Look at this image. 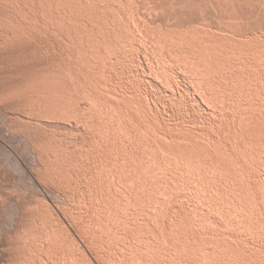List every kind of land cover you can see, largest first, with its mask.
Here are the masks:
<instances>
[{
  "label": "rangeland",
  "instance_id": "1",
  "mask_svg": "<svg viewBox=\"0 0 264 264\" xmlns=\"http://www.w3.org/2000/svg\"><path fill=\"white\" fill-rule=\"evenodd\" d=\"M7 1H9V3H7L8 6H7L6 3H5V4L1 3L2 5H4V6L2 7V5L0 4V5H1V6H0V7H1V8H0V13H1V14H0V19H1V20H0V30H2L3 28H5V30L3 29V31H0V34H4V35H2L3 37L0 36V40H2V41H0V48L3 46V47L0 49V54H1L0 57L2 56V57L0 58V264H24L23 261H25V264H26V263H28V262H26V261H28V260H29L30 264H31V263L34 264V262H35V263H38V262H39L40 264H54V263H55L54 261L57 259L56 257H57L58 255H61V257L59 258V256H58V261H59V263H57V262H56V263H57V264H62L63 261H64V259H65L64 256L66 255V251H67V255H66L65 257H68L67 259L72 260V257H73V256L75 257L74 254H76V256H78V257L80 256V257H81L82 260L80 259V257H79V259H80L81 261H83V263H82L81 261H79L78 257H75V258H74L75 261H76V259H78L76 262L73 261V260H72V262H69L70 260L67 261V259H66L65 262H64L65 264H70V263H71V264H76L77 262H80L79 264H85V263H87V261H88L90 258H92V259H90V260L92 261V262L90 261L91 263L96 264L97 261H98L97 264H102V263H103L102 260H104V259H109V258H107L106 256H104V258L101 257V252H99L101 249H104L106 246L109 247V243H108V242H105V241H108V240H109V238H108V234H107V237H104V238H107L108 240H107V239L105 240V239L103 238V236H106L105 234L108 233V232L111 233V232H112V231H111L112 228L115 229V227H111V228H110V225H111L110 223H112L113 220L116 221V219H114V217L116 218V216H117V218H118V216H120V217H121V216L124 217V216L126 215L127 212L125 213V212L123 211V210H124V207H125V209L127 210V207H128L130 204H131L130 206H134V204L132 205V203H134V202H132V200H130V198H128V196L125 198L126 195L124 196V194H121V196H120V194H119L120 197H122V195H123L124 198H122V200L124 199V200H126V202H127V201H128L127 199H129V202H130V203H129L128 206L126 207V206H124L125 204L123 205V203H124L125 201L122 202V200H121L122 203L119 201L121 204H120V205L117 204V206L114 204L115 201H113V203L111 202L112 205L114 204V205L116 206V207H114V206H113V207L116 208L117 210H114V209L110 208V209L113 210V211H112V210H110L108 207H106L107 209H109L108 211H110V212H111V211H112V212H114V211H115V212H116V211L118 212V211H119V208H118V207H119V206H122V205L124 206V207L122 206V207L120 208L121 210H122V208H123L122 212H121V211L119 212V213H121L122 215H121V214L118 215L119 213L116 214V215H114V217L110 215V216H111L110 219L113 218V219L111 220V222H110V219H108V218H109V214H103V213H105V212L107 213L108 211H106V209H105V212H103V211L101 212V211L98 209L103 215L99 213L97 217H100V216L102 217V216H103V217H104V221H105L106 217L108 216V218H107V222H108V220H109V222H110V223L108 222L109 225H108V227L104 228V231H103L101 228H103V226H106L107 222L105 221L106 224L102 223V222H103V221H102V220H103V217H102V218L100 217L101 219L95 217V216L97 215L96 213L99 212V211H97L96 213H95V212H93V213L88 212V210H89V206H90L91 209H92V208L94 209V207H95L96 205H98V204H99V205L97 206V208H98L99 206L102 205L100 208H103V210H104V207H105V206H104V203L106 202V200H104V199H107L106 194H108V195H107L108 197H109V196H112V197H113L112 194L110 195V193H107V192H111V191L113 192L114 188L117 186V183L114 184V182H117V181H114V182L111 183V184H109V182H112V179H113V180H116V179H114V178H117L118 181L121 182V180H119V178L116 177V176H118L117 174L120 172L119 170L121 169V168H118V165H120L121 163L119 164V162H116L117 159H118L117 156H112L109 152H107L108 155L110 154L112 157L116 158V161H115V159L113 160V159H111L110 156H109L108 158H110L111 160H113V162H112L111 160H108V161L110 162V163H109V162L106 161L107 158L105 157V154H104V155H101V153L98 154V151H100L101 148H104V149H105V147H106L107 145H108V146H111L110 143H111V142L113 143V142L115 141V140H114V135H113V133H112V135L110 134V132H112V130L114 129V126H113L112 129L109 128L108 126L112 127V122L115 123L116 120H117V122H120V121L125 122V120L127 119V122H128V121H131V122H132L133 117H131V116H134L135 114H132V115H131L130 112L134 109V108L131 109V107L134 105L133 107L136 106V108H135L136 110H138V109L140 110V108H142L144 105H146L147 108L149 107V108H148V109H149L148 112H149L150 114H151L150 111L153 110L151 115H153L154 117L151 116L150 114H149V115H146V116H144V117H145V120H146V121H145L144 118H143V115H144L143 113H145V112L142 113V116H141V115H138L140 118H143L144 123L147 122V121H149V123H150V121H151V119L148 120L149 117L146 119L147 116H151L152 119H153V121H157V120L159 121L162 117L165 118V119L168 118L169 121H167V120H166V121H167V122H170V124L172 125V126H171V127H172L171 130L178 126V127H177V130L180 131V135H179V131H176V128L174 129V131L178 132V134H176V132H174V131H173V132H174V134L178 135L179 138H180V136H181V138H182V134H181L182 132H181V131L188 130V129H185V130H184V128H185L184 125L186 126V128H189V127L193 126L194 124L197 123V122H194V121H195L196 119H198L199 117H200L201 119L199 118V119H198V122H200L199 120H202L203 116H205L204 118L207 117V116H206V112H207V110H208L207 114L209 115L208 117L213 116L212 113H213L214 108L217 110V108H219L221 105H220V106H217V105H219V104H217L216 102L211 103V101L207 100L206 98H205L204 102L201 103V101H203V99L201 98L202 96L200 95V94H201V92H200L201 89L199 90V86H197L198 84H196L197 82L194 81V79L192 78L193 75H194V77L197 76V75H199V74L195 75V73H193L195 70L197 71V69H198L197 67L200 68V66H202V68H203V70L200 71V72H201V74L199 75V77H200V76H202V75H203V76L206 75V74H207L206 71L209 70V69L211 70V69H212L211 65H213V64H212V62H213V60H212V59H213V58H212V55H210V58H211V61H212V62L209 61V63H208V61H207L206 59H204V57H205L206 54L204 55L203 53H205L207 50H206L205 52H203V53H200L201 51L199 52V54L204 55L202 58H203V60H205L204 62L207 63V64L209 65L208 68L205 69V71H204V65H202L203 63L200 64V65H195V64H198V63H196V62H200V61H202L201 59H200V60H197V58L199 59V57L201 58V56L197 57V54L194 55L195 57H197L196 59L194 58V59H195L194 61H196V62L193 61L192 57H191V58L189 57V56L191 55L192 52H193V54H194V52L198 49V48H195L196 50L193 49V48H194L193 46L199 47V45L197 46V44H196V43H198V41H197V40H195V41H197V42L194 41V39H196V37L199 36L198 33H197V31L199 32V34H200V32H202V35H203V33L206 32V27H207L206 25H207V24H208V29H209L208 31L214 29V30H212L213 33H211L212 31H210V32L207 33V34L209 35V34L211 33L210 35H212L213 37H215V36L218 35L217 37L214 38V39H216V40H214L213 37H211L212 39H211V42L209 43V42H208L209 40H208L206 37H204V38L202 37L204 40L202 39L203 41L201 42V41H200L201 38L198 37V40L201 42V43H198V44H202V45H203V44H204L203 42H205V43L207 42V44L209 43L208 45H210V46H213V45H212L213 43H214V45H215V44L217 45V44L219 43L220 46H221V44H222V45H226V46H221V47L219 46V47L221 48L222 51L217 47L218 45H217V46H214L215 48H214V47L211 48V47H209V46L207 45L209 48H211V49H208V47H207V49H208L209 51H211V50L213 49V50H214V53L216 52V50L218 51V49H219V51H220L219 53H221V54H219L220 56H222V54H223V53H222L223 50H224V52H225V48H223V47H227L229 50L232 49V48H231V49L229 48V47L231 46L229 43H230L232 40H231L230 42H227V40H228L227 38L231 39L232 36H234V37H232V39H236V38L238 39V38H239V40H240V39H241V40H244V38H245V40H246V38H248V39H247L248 41H247L246 43H247V45H249V43H252V42L249 41L251 37H250V33L246 32V31H249V30H251V29H252V30H255V29H256V30H261V29L263 28V26H264V25H263V24H264V17H262V16H264V8H261L262 5H264V3H263L262 5H261V2H260V4H258L259 1L257 2L256 0H255L254 2H253V0H251V2H250L249 0H248V1L237 2V3H236L237 5L235 4V5H236V9H237V7H238V8L240 7L239 9L235 10V5H234V10H235V12H234V10L231 11V12L227 10V11H221V12H223V14H222L221 12H219V10H218V12H217V9L215 8V6H214L213 4L211 5L209 2L206 3V4H204V3L202 4V1L196 2V3L199 4V9H197V8H196V9H194V8L192 9V8H191V9L186 10L185 13H184L183 11L177 10L178 7L181 6V3H180L181 0H178L179 3L177 2V0H171V1H172L171 3H169L170 0H169V1H168V0H154V2H153V0H146V1H145V0H141V1H138V0L136 1V0H134V1H133V3H134V4L136 5V7L138 8V12H137L136 7H135V10H136L135 13H137V17H138V18L140 17V18L142 19L143 16L146 17L147 14H148V16H147L148 18H147V17H146V18L144 17L143 19H145V20L148 19V20H146L147 22H149V20H150L151 24H152V23L157 24V26L153 24V25L156 27V28L154 27V29H157V27H158L159 30H160V27H161V31H165V32H163V34H164V33H165V35H168L169 33H171L172 35L174 34L173 36H172V35H168L169 37H172V39H170L169 37H168V39H170L171 41L173 40V41H172L173 44L171 45V43L169 42V40H168L167 38H165V36H162L163 34H162L161 31H159L158 29H157V30H154V29H153L154 31H159V32L161 33V37H160V39H159L160 42H161V39L164 37L163 39H167L168 42H169V44H170L171 46L176 47V48H174V49H173V47H171V48H167V47L169 46L168 44H166V47H165L164 45H165V42H166V41L163 40V41H165V42H164V43L161 42V43H163L162 48H164L165 50H162L161 52H162L163 55H165L166 57H165V56H162V53L158 51L159 53H161V54H159V55H161V56L159 57L160 60H161V57L167 58V52H168V51L170 52V49L173 50V52L168 53V58H167V60H168V61H171V60H176V59H178V58H176V57H175L176 59H174V57H172L171 54H174V53H175L174 50L176 51V50L178 49V50H177L178 53H177V51H176V54H177V55H178V54H181V55H182V52L179 53V52H180V51H179V48H177L178 46H176V45H177L176 43H178V42L180 43V42H181V38H182V37L179 39V36H182V35L185 36V33H183V32H184V31L186 32V31L188 30V31H187V33H188L190 29H192V31H190V33L186 34V35H188L189 37L191 36V35H189V34H192L191 32H196V33H197V34H196L197 36L194 35V34H195V33H194V34H192V36L194 35L195 37H194V36H193V37H190V38H191L190 41H192V39H193L192 42H194L196 45H193L194 43L188 41L190 44H189L188 42H187L188 44H186V42H184L185 45H186V47H185V45L182 44L183 42H181V44L184 45L183 47L187 48V50L189 49V46H188V45H190V46L192 45L191 48H192L193 50H191V48H190V49H189L190 51L188 50V51H189V52H188L187 50L182 49L183 47L181 48V46H180V48H181L182 50L187 51V54H188V55L185 54V53H186L185 51H183V53L185 52L184 54H185L188 58H190V60L188 59V60H189L188 63L191 64L192 66L189 65L188 63H187L188 65H187L186 62H184V61H185L184 59L182 60L183 63H185V65H187L186 67H188V68L192 67V68H193L194 66H195V67L197 66V67H196L197 69L194 68L195 70L190 68V70H193V72H191V74H193L192 76L189 75L190 73L187 74L188 72H190V70H188V68H186L185 66H184L185 68L183 67V65H182V64H183L182 61L180 62V63H181L180 65H181L182 67H181L180 65H179V66H180L181 68H184V71H183V72H179L181 69H180V67H178V65L176 66V64L178 63V60H181L180 57H182V56H184V55H182V56H181V55H180V56L178 55V57H179L180 59L177 60V63H176V64L174 63V64H175V65H174L173 62H176V61H171V62H172V65H171L170 62H169L168 66L166 65L167 68L165 67V64L168 63L167 60H164V58H163V59L161 60V62H160V64H161L162 61H163L162 64H164V66H163L164 68L162 67V65H160V66L163 68V70H164V69L166 70V73H167V74H169V76H167V77H170L171 72H169V73L167 72L168 69L170 68L169 71L174 70V72L172 71V72H173V73H172L173 75H171L170 78H172V77H174V76H178V77L173 78V79H176L175 81H177L178 78L181 79V80H180V79L178 80V82L180 83V81H181V83L178 84V82H177V84H178V87H177V84H176V86H175V84H174L175 81H174L173 79H172V81H174V83L171 81V79H169V78H167V77L165 78V79H169V80L173 83V85H172V83H171L170 81L167 80L168 83H169V82L171 83V85L168 84V86H172V87L174 86V87H175V88H172V87L170 88V87H169L170 89L168 88L169 90H171V92L174 91V92H173L174 95L176 94L175 97L177 98V97H178L177 95L179 94V96H180V93H181V94H182L181 97L184 98V99H180V97H179L180 100L177 98V99H178V102L180 101L179 103L182 104L180 107H182V106L184 107V105H186L185 109H183V108L179 109V108H177V104L175 105V102H177V99L175 100L174 95H172L173 93H172V94H169V93H171V92L168 91V89H167L168 86H167V87L165 86V84L167 85L166 80L164 79V81H162V79L165 77L166 73L163 74V75H164V77H163L162 74H160V73L157 74V72L154 71V67L156 66L157 63H159L160 60H158V61L155 62L154 60H156V59L153 58V57H151V58L153 59V64H152V62H151L152 59H151V58H149V59H150V62H149V59H148L147 61L144 60L145 55H142V54H144V52H147V51H148V53H146V55L149 54V55H147V56L150 57V54L152 53V52H151L152 50L149 49V48H147V49H141V48H143V44L145 45V42H144V41H146L145 39L150 38L149 41H148V39H147V42H146V45H148V43H150L151 38H153V35H154V36H155V35L157 36V35H159L160 33L158 32L159 34H156L157 32H154V34H152V37H151V36L149 37V36H148V35H149L148 32H150V29L148 28L149 30L145 32L144 29H147V28H146L145 26H142V27H144V29H143L142 27H140V26L143 25V24H144V25L147 24V26H149V25L152 26V25L150 24V22H149V24L146 23L145 20L143 21V22H145V23H143V22H142L143 19H142V20L140 19L141 21H140V23H139V21H138L139 19H137L136 14L133 12V11H134V6H135V5H134V4H133V6L131 5V4H132V1H131V0H124V1H126L125 3H122V2H124L123 0H120V1H119V0H115V1H114V0H111V3H110L108 0H107L108 3L106 2V0H105V2H104V0H97V2H96V0H93V1H92V0H88V1H89V4L92 3V4H90V5L93 7V8H91V6H90V9H89V7H87V6H89V4H88V5H85L86 8L89 9V11H87V9H86L85 6H84V4H86L85 2H88V1H85V0H84V2H83V0H82V1H81V0H79V1H78V0H69L71 3H70L68 0H64V1L62 0L63 2H61V0H58V1H54V0H52V1H54V2H52V1H50V0H47V1H46V0H45V1H43V0H37V1H39V2H40V1L42 2V3H38V4H40V5H42V4L44 5V4H45L44 6L42 5L43 7H40V5H37V3H36L37 1H36V0H31V1H29V0H26V1H24V0H15V1H14V0H11V1H12L11 3H10V0H7ZM13 1H14V2H17V4H18L19 6L16 5V4H14ZM19 1H20V2H19ZM32 1H33V2H32ZM65 1L68 2V3H65ZM72 1H73V2H72ZM74 1H76L77 4H76V2H74ZM100 1H101V2H104V4L107 3L106 7H105L104 4H102ZM117 1H118V2H117ZM121 1H122V2H121ZM0 2H4V1H3V0H2V1L0 0ZM5 2H6V0H5ZM22 2H23V3L27 2V3H25V4H24L25 6H23V5H22V4H23ZM30 2H31V6H30ZM44 2H47V4L44 3ZM78 2H79V3H78ZM99 2H100V3H99ZM129 2H130L129 5H131V7L128 5ZM135 2H136V3H135ZM144 2H145V4H142V3H144ZM146 2H149V3L147 4ZM167 2H168V3H167ZM173 2H174V3H173ZM181 2H182V1H181ZM252 2H253V3H252ZM50 3H51V4H50ZM54 3H55V4H58L60 7H63V8L61 9L58 5L56 6ZM61 3H62V4H61ZM80 3H82L83 5H80ZM95 3H96V5H97V4H99V5L96 6V5H94ZM139 3H140V4H139ZM150 3H152L153 5H152V4L150 5ZM160 3H161L162 6L160 5ZM162 3H163V4H162ZM176 3H177V4H176ZM247 3H248V4H247ZM9 4H10L12 7H14L15 9L12 8V7H10ZM26 4H27V5H26ZM33 4H34V6H32ZM48 4H50V5H48ZM64 4H66V5H64ZM70 4H71V5H70ZM73 4H74V6H73ZM78 4H79L80 6H79ZM100 4H102L103 6H101ZM110 4H111V5L113 4L112 6L117 8V11H114V14H115V12H116V14H117L118 10H122V8H124V9H128V10H126V11L123 10V11H125V12H123V11H122V12H120V11L118 12V14H119V16L121 17V19L123 18V20L120 19L122 22L124 21V18L126 19L125 22L127 21V19H128L127 16H128V15H129L128 17H130V16L132 17V15L135 14L134 16H135L136 18H135V17H132V18H135V19H133V20H134L135 22L138 21V23H139L140 26H139L138 24H136L137 22L134 23L133 21H131V20H130V21L133 22L134 24H136V26L138 25L139 33L142 32L143 34H145V37H146V35L148 34V35H147V38L144 37V38H143L144 41L141 40V38H140L139 36H141V35H143V34L140 33V35H139V34L136 33V32H138L137 29H136L137 27L135 28V26H134V27L132 28L130 25L133 26L134 24H132L131 22H129V19H128V21H127V22H129V24H128L127 22H126V23L129 25V28H130L129 30H130V31L127 29L128 25L126 24L127 27L124 25L125 22L122 23L119 19H118V20H117V19L115 20L116 17H119L118 14H117V16L113 19V17H114L116 14L114 15L113 13L111 14V13L109 12V11H111V12L113 11V9H112L113 7H112ZM123 4H124V5H127V8H126ZM137 4H139L140 7H139V5H137ZM146 4L148 5V7H146V6H147ZM158 4H159V5H158ZM168 4H170V7L172 6V4H173V6L176 5V8L172 6V7H171V10H170ZM242 4H243V6H242ZM252 4H253V5H252ZM254 4H255V6H254ZM15 5H16V6H15ZM20 5H21V6H20ZM35 5H37L39 8H38L37 6H35ZM46 5H48L49 7L47 6L48 8H46V7H45ZM63 5H64V6H63ZM76 5H77V7H79V8H77ZM109 5H110V6H109ZM114 5H115V6H114ZM179 5H180V6H179ZM249 5H250V6H249ZM251 5H252V6H251ZM55 6H56L57 8H56ZM66 6H67V7H66ZM72 6H73V7H72ZM82 6H83V7H82ZM95 6H96V9H97V10L94 8ZM100 6H101L103 9H104V7H105V10H106V9H107V10L109 9L108 11L106 10L108 13H106L105 10L103 11L102 8H101ZM120 6H121V7H120ZM122 6H123V7H122ZM128 6H129L130 9L128 8ZM149 6H150V7H149ZM165 6H166V7H165ZM212 6H214V7H212ZM244 6H245V7H244ZM246 6H247V10L249 9V11H247L246 9H245V11H244V8H246ZM4 7H7V8H6L7 10H6ZM19 7L21 8L22 11L19 9ZM25 7H26V8H25ZM35 7H37V8H35ZM50 7H52V8H50ZM58 7H59L61 10H60ZM81 7H82V8H81ZM99 7H100L101 10L99 9ZM108 7H109V8H108ZM119 7H120V8H119ZM132 7H133V10L131 9ZM143 7H144V8H143ZM151 7L154 9V14L151 13L153 10L151 9V11H150V9H149V8H151ZM159 7L161 8V9H160L161 12H160V10L157 11V9H159ZM167 7H168V9H169L170 11H168ZM204 7H205V9H204ZM241 7H242L243 9H242ZM255 7H256V10H255ZM263 7H264V6H263ZM2 8H3L4 10H3ZM10 8H11V9H10ZM22 8H23V9H22ZM31 8H34V10L31 9ZM40 8H41V11H39ZM64 8H66V9H64ZM80 8H81V9H80ZM83 8H84V10H83ZM116 8H115L114 10H116ZM140 8H141V9H140ZM145 8H146L147 10L149 9L150 13H148L149 11L147 12V10H146L145 12L143 11V12H142V15H143V14H145V15L142 16L140 12L142 11V9L144 10ZM156 8H157V9H156ZM162 8H163L164 10H165V8H166V10L163 12ZM172 8H173V9H172ZM201 8H203L204 11L201 10ZM9 9L12 10L13 13H11V11H9ZM37 9H38V10H37ZM46 9H48V12H47ZM52 9H54V12H53V15H54V16H53V15H50V13L52 14V11H53ZM58 9H59V10H58ZM70 9H71V13H70ZM74 9H75V10H74ZM91 9H92L93 12L90 11ZM206 9H209V10L207 11ZM240 9H242V11H241ZM250 9H251V10H250ZM5 10H6V11H5ZM36 10H37V11H36ZM55 10H56V11H55ZM57 10H58V12L60 11L61 14L58 13ZM68 10H69V12H68ZM81 10H83V11H81ZM85 10H86L87 12H89V13H87ZM139 10H141V11H139ZM172 10H173V11H172ZM174 10H175V11H174ZM210 10H211V11H210ZM214 10H216V12H215ZM14 11H16V12H14ZM17 11H18L19 13H17ZM20 11H21L22 13H21ZM34 11H36V12H34ZM45 11H46V13H45ZM61 11H62V12H61ZM74 11H75V12H74ZM77 11H78L79 14L82 12L81 15H77V14H78ZM80 11H81V12H80ZM84 11H85L88 15H87ZM94 11H96V12H94ZM101 11H102V13H105V15L101 14ZM155 11H156V12H155ZM171 11H172V12H171ZM178 11H179V13H178ZM3 12H4V14H3ZM8 12H9V13H8ZM26 12H27V13H26ZM31 12H32V13H31ZM49 12H50V13H49ZM63 12H66V14L64 15ZM90 12H91V13H90ZM98 12H99L100 14H99ZM126 12L128 13V15H127ZM131 12H132L133 14H131ZM146 12H147V13H146ZM157 12H158V13H157ZM165 12H166V13H165ZM169 12H170V13H169ZM213 12H215V14H213ZM253 12H254V13H253ZM6 13H7V14H6ZM30 13H31V14H30ZM35 13H36V15H35ZM40 13L43 14V20H42V17H41L42 14L40 15ZM44 13H45L46 15H44ZM56 13H57L58 15H57ZM62 13H63V14H62ZM67 13H68V14H67ZM69 13H70V14H69ZM76 13H77V14H76ZM83 13H85V14H83ZM95 13H97V14H95ZM109 13L111 14V16H113V15H114V16L111 17ZM121 13H124V14H122L123 16H121ZM155 13H157L156 16H155ZM159 13H160V14H159ZM168 13H169V14H168ZM182 13H184V14H182ZM186 13H187V15H186ZM188 13H189V14H188ZM190 13H191V15H190ZM195 13H196V14H195ZM210 13H211V14H210ZM216 13H217V14H216ZM218 13H220V14H218ZM20 14H21V15H20ZM25 14H26V15H25ZM32 14H33V15H32ZM37 14H38L39 17L37 16ZM89 14H90V15H89ZM94 14H95V16H94ZM98 14H99V17H98V19H96V17H97L96 15H98ZM106 14H108V15H106ZM125 14H126L127 16H126ZM130 14H131V15H130ZM149 14L152 15L151 18H150V15H149ZM179 14H180V15H179ZM221 14H222V15H221ZM224 14H226V16H225ZM234 14H237V15L234 17V16H232V15H234ZM17 15H20V16L18 17ZM62 15H63L64 18L62 17ZM66 15H67V16L70 15L68 18H71V17H72V18H71L72 20L67 18L68 21H69L68 23L66 22L67 19L65 18V17H67ZM71 15H73V16H71ZM82 15H84V16H82ZM85 15H87L86 18H87V17H88V18H91L90 16H92L93 18H91V19H88V18H87V19H86V18H84ZM101 15H102L103 19H105L106 21H104V20L102 21V17H101ZM124 15H125V17H124ZM138 15H139V16H138ZM153 15H154V16H153ZM261 15H262V16H261ZM4 16H6V17H4ZM13 16H14V17H13ZM21 16H23V17H21ZM34 16H35V17H34ZM36 16H37V17H36ZM56 16H57V17H56ZM76 16H77V17H76ZM78 16H79V19H81V20H80L81 23H80V21H79V19H78ZM80 16H81V17H80ZM104 16H106V17H109V16H110V17L112 18L113 21L115 20V22L111 21L112 23H110V20H111L110 17L107 19V18H104ZM179 16H180V17H179ZM260 16H261L262 18H261ZM10 17H11V18H10ZM15 17H16V18H15ZM26 17H28V18H26ZM40 17H41V18H40ZM45 17H46V18H45ZM48 17H49V18H48ZM50 17H51V18H50ZM53 17H54V20L52 19ZM100 17H101V18H100ZM131 17H130V19H131ZM200 17H201V18H200ZM202 17H203V20H204V18H205V20H204L203 22L201 21V20H202ZM5 18H6V19H5ZM8 18H9V19H8ZM33 18H34V19H33ZM44 18H45V20H46L47 22L44 20ZM55 18H56V19H55ZM58 18H59V19H58ZM75 18H76V20H75ZM83 18L86 19V21L83 22ZM99 18H100V19H99ZM149 18H150V19H149ZM198 18H199V19H198ZM10 19H11V21H10ZM14 19H15L16 22L14 21ZM20 19H22V20H20ZM25 19H27V20H25ZM50 19H51V21H49ZM64 19H65V20H64ZM6 20H7V21H6ZM8 20H9V21H8ZM19 20H20V21H19ZM37 20H38V21H37ZM39 20H40V21L42 20V21H41L42 23H41ZM55 20H56V21H55ZM58 20H59V21H58ZM60 20H61V21H60ZM74 20L76 21V23H75ZM89 20H94L95 22L93 21V23H92V22L89 21ZM100 20L102 21V23H104L103 25H105V22H106V25H107V23H108V25H110V24L112 25V24H114V23H115V25H117L118 23L116 24V21H118V22L120 21V24L122 23L121 25L125 26V27H122V29H123V28H126V31H127V32L129 31V32L133 35V37H130V35H129V36L127 35V36L125 37V35H126V34H125L126 31L124 32L125 29L122 30L123 32L121 31L122 33H121L120 31H118V29L120 30V28H121V26H120V28H119V25H120V24L117 25L118 27H115V28H114V29L117 28V29H116V30H117V34H116V35L118 36V33H119V32H120V33H119L120 35L124 33L123 36L121 35L120 37L123 38L124 40L128 41V42H129V40H128V39H125V38H127V37L129 38V37H130L129 39H131V38H134L136 35H139V36H136V37H138L137 39L140 40V41H139L140 44L138 43L136 37H135V39H136V41H137L138 44L136 43V41H135V42L133 41L134 43H132V41H131V42H129V44H126V43H127L126 41L120 39V41H124V42H126V43H125V46H126L127 48H129V49H126V47H124V49H125L126 51H127V50L130 51L131 48H133V49L135 48V49H134V50H135L134 53L138 51L139 53H135V54H136L137 56H139V57H137L135 54H133V56L135 55L134 58H133V56H129V55H132L131 52H129V53H130L129 55H128V52H127V53L124 52L125 50L123 51V48H122V46H123V44H124L123 42H122L123 44H121V42H119V43L121 44V46H118V47L122 48V49H120L121 51L119 52V50H117L119 53H118V52H115V53H114V51H113L114 49H113V48H111V49H113V50L110 49V47H113V46H109V45H107V44L113 45V43H114V41H113V42H110V40H111V41L114 40V39H112L111 37H112V35L114 36L116 32H115V33H114V32L112 33L111 31H114V29H113V28L110 29V27H114L115 25H114V26H113V25H112V26L110 25V27H106L107 29L109 28V30L106 29L107 31H105V32H108V31L111 32V36L109 35V34H110L109 32L106 33V35H105V32H104L105 28H104V26L102 25V23H101V24H98V23L101 22ZM18 21H19V22H18ZM22 21H23V22H22ZM36 21H37V22H36ZM62 21H63V22H62ZM70 21H71V22L73 21L72 24H71ZM77 21H78V22H77ZM107 21H108V22H107ZM6 22H7V23H6ZM10 22H11V23H10ZM32 22H33V23H32ZM49 22H50V23L52 22V26H51L52 28L49 26V25H51ZM56 22H57V23H56ZM58 22H60V23H58ZM86 22H87V24H89V25H90L91 23L94 24V25L91 24V26H93L94 28H96V26H95V23H96V25L99 26V27L102 29V32H104V33H102V32H101V33L104 34V35H102V34L99 32V31H101V29H100V30H99V29L96 30V29H97V28H96V29L93 30V27L91 28V26H89V25L87 26ZM88 22H90V23H88ZM141 22H142L143 24H142ZM178 22H179V23H178ZM189 22H190V23H189ZM197 22H198V25H197ZM199 22L202 23V24L200 25ZM204 22H205V23H204ZM230 22H233V23L231 24ZM8 23H9V24H8ZM23 23H24V24H23ZM27 23L31 24V26H30L29 24H27ZM47 23H48V24H47ZM62 23H63V24H62ZM66 23H67V24H66ZM77 23H79V26H81L80 28H78L79 26H78ZM83 23H84V24H83ZM109 23H110V24H109ZM130 23H131V24H130ZM180 23H181V24H180ZM227 23H228V25L230 26L231 29L229 28V26L227 25ZM235 23H237V24H235ZM12 24H13V25H12ZM17 24H18V25L20 24V25L18 26ZM21 24H22V25H21ZM25 24H26V25H25ZM37 24H38V25H37ZM54 24H55V25H54ZM59 24H60V25H59ZM65 24L68 25V26H71V25H72V26H71V27L66 26V29H65V28L63 29V27H65ZM75 24H76V25H75ZM85 24H86V26H84ZM158 24L161 25V26H158ZM185 24H186V25H185ZM193 24H194V26H195V24L197 25V26H195L197 30H195V28H193ZM203 24H204V25L206 24V25H205L206 27L203 26ZM34 25L36 26L37 29H36L35 27H33ZM40 25H41V26H40ZM45 25H46V26H45ZM47 25H48V27H47ZM73 25H75V26H73ZM108 25H107V26H108ZM183 25H184V26H183ZM209 25H210V26H209ZM226 25H227V26H226ZM231 25H235V28H234L235 30H233V28H232ZM236 25L239 26V27H237ZM6 26H7V27H6ZM15 26H16V27H15ZM17 26H18V28H17ZM23 26H24V27H23ZM25 26H26V27H25ZM43 26H44V27H43ZM54 26H56V27L54 28ZM58 26H61V28L58 27ZM76 26H77V28H75ZM83 26L85 27V30H86V28H87L86 31H88V30H90V29H91L92 31H94V32H92V31L90 30V31L87 32L88 34H89V33L91 34V35H90V38L92 37V39L88 38L89 35L86 33L85 30H83ZM150 26H149V27H150ZM162 26H163V27H162ZM181 26H182V27H185V26H186V27H185V28H182ZM198 26L203 27L202 30L205 29V30H204L205 32L202 31L201 29H198V28H199ZM211 26H213V27H211ZM214 26H216L218 29H217L216 27H214ZM218 26L220 27V30H219V27H218ZM260 26H261V29H260ZM8 27H9V29H8ZM11 27H12V28H11ZM27 27H28L29 30L27 29ZM31 27H32V29H31ZM38 27H39V28H38ZM42 27H43V28H42ZM57 27H58V28H57ZM67 27H68L69 29H68ZM72 27L75 28L76 30H77V29H80V30H77V31H78V33H77L78 35H77L76 33H74V32H77V31L74 30ZM99 27H98V28H99ZM102 27H103V28H102ZM164 27H166V28H164ZM170 27H171L172 30H173V28H174V30L172 31L171 29H169ZM179 27H180V29H179ZM187 27H188L189 29H187ZM226 27L229 28L230 30L227 29L228 31H226V29H225ZM233 27H234V26H233ZM10 28H11V29L15 28V29H14V31H9ZM41 28H42V29H41ZM46 28H47V29H46ZM48 28H49V29H48ZM71 28H72V29H71ZM81 28H82V29H81ZM89 28H90V29H89ZM140 28L143 29V30H141ZM150 28L152 29L153 27H150ZM181 28L183 29V31L181 30ZM237 28H238V30H237ZM16 29H17V30H16ZM24 29H25V30H24ZM58 29H59L60 31H59ZM61 29H62V30H61ZM70 29H71V30H70ZM103 29H104V30H103ZM112 29H113V30H112ZM133 29H135V30L133 31ZM167 29H168V30H167ZM177 29H179L178 31H180V32H179L180 34H179V36L177 35V37H176V34H177V33H176V30H177ZM184 29H187V30H184ZM224 29H225V31H223ZM6 30H7L8 32H7ZM15 30H16V31H15ZM37 30H39V31H37ZM40 30H41V31H40ZM42 30H44V31H42ZM45 30H46V32H45ZM47 30H48V31H47ZM49 30H50L51 32H49ZM52 30H53V31H52ZM55 30H56V31H55ZM63 30H64L65 32H63ZM66 30H67V31H66ZM73 30H74V32H72ZM140 30H141V31H140ZM169 30H171V31L174 32V33H172L171 31L169 32ZM216 30H217V31H216ZM239 30H240V31H239ZM22 31H23V32H22ZM34 31H35V32H34ZM54 31H55V32H54ZM57 31H58V32H57ZM79 31H80V32H82V31L84 32V31H85V32H84V33H80ZM96 31H97L99 34H98ZM132 31H133V32H132ZM166 31H167V33H166ZM178 31H177V32H178ZM214 31H216L218 34H215L216 32H214ZM3 32H5V33H3ZM13 32H15V33H13ZM18 32H19V33H18ZM21 32H22V33H21ZM39 32H41V33H39ZM48 32H49V33H52V32H53V33H52V36H54V37H52L51 34H48ZM59 32H60V33H59ZM61 32H63L62 34H64V35L67 34V36H68V33H73V34H69L68 37H70V38H68L66 35H65V36H64V35H61ZM95 32H96L97 34H96ZM127 32H126V33H127ZM129 32H128L127 34H130ZM134 32H135L136 34H135ZM144 32H145V33H144ZM181 32H182V35H181ZM230 32H231V33H230ZM254 32H255V31H254ZM254 32H253V33H254ZM10 33H11V34H10ZM29 33H30V34H29ZM34 33H35V34H34ZM36 33H37V34H36ZM54 33H56V37H57V38H58V37L61 38V36H62V38H61V39H57V38L55 37ZM57 33H59V34H57ZM94 33H95L96 35H102V36H101V37H99V36L96 37V35H95ZM146 33H147V34H146ZM152 33H153V31H152ZM6 34H7V35H6ZM9 34H10L11 36H10ZM13 34L17 35V37H16L15 35H13ZM18 34H19V36H18ZM22 34H23V37H21ZM33 34H34V35H33ZM46 34H47V35H46ZM74 34L77 35V37L80 35V38L78 39ZM81 34H82V35H81ZM83 34H84V37H87V36H85V34L88 35V37H87V39H86V42H87V41H88V42H87L86 44L84 43V39H85V38L83 37ZM92 34H94V35H92ZM230 34H231V35H230ZM242 34H243V35H242ZM256 34H258L257 31H256ZM8 35H9V36H8ZM20 35H21V36H20ZM25 35H26V37H25ZM30 35H32V36H30ZM39 35H40V36H39ZM44 35H45V36H44ZM71 35H74V37L77 38L78 41H81V42H77V40H75L74 37H73L74 39L71 38ZM108 35H109L110 38H111L109 41H107V40H108V38H107ZM227 35H230L231 37H227ZM4 36H5V37H4ZM7 36H8V38H9V40L7 39ZM27 36H28V37H27ZM37 36H38L39 38H38ZM42 36H43V38H42ZM48 36H50V38H52L53 41H58L59 44L56 42V43L58 44V45H57L55 42L51 41V39H50ZM63 36H64L65 39L63 38ZM104 36H106L105 38H106L107 40L104 38ZM143 36H144V35H143ZM156 36H155V38H158V36H157V37H156ZM159 36H160V35H159ZM184 36H183V37H184ZM188 36L185 37V38H186V39H187V38L189 39ZM203 36H204V35H203ZM205 36H206V35H205ZM219 36H220V37L222 36V39H223V40H222ZM224 36L227 37V38H226L227 40H225V39L223 38ZM10 37H11L12 39H11ZM18 37H19V38H18ZM30 37H31V38H30ZM35 37H36L37 39H35ZM66 37L69 39V41H68V39L66 40ZM95 37H96V38H95ZM102 37H103L104 39H103ZM114 37H115V36H114ZM166 37H167V36H166ZM175 37H176V39L178 40L176 43L174 42V41L176 40ZM200 37H201V35H200ZM207 37H210V36H207ZM218 37H219V39H220L219 42H218V39H217ZM249 37H250V38H249ZM29 38H30V39H29ZM261 38H262V37H261ZM6 39H7V40H6ZM13 39H15V41H14ZM22 39H23V40L25 39L26 41H27V39H29V40H30V41L28 40V41L30 42V43H28L29 45H26L28 41L26 42L25 40L23 41ZM44 39H45L46 41H44ZM47 39H48V40H47ZM54 39H57V40H54ZM62 39H63L64 41H63ZM70 39H73V40L70 41ZM94 39H96L97 41H100V42H101L102 39H103V42H101V44H100V42H99V46H98V42H97L96 40H94ZM99 39H100V40H99ZM115 39H118V37H116ZM182 39H183V38H182ZM188 39H187V40H188ZM209 39H210V38H209ZM11 40H13V42H11ZM20 40H21V41H20ZM36 40H39V41H36ZM40 40H41V41H40ZM91 40H92V41H91ZM105 40H106L107 42H106ZM132 40H133V39H132ZM156 40H158V39H155V42H156ZM159 40H158V41H159ZM205 40H207V41H205ZM213 40H214V42H213ZM224 40H225V42L228 43L230 46H229L228 44H226L225 42H223ZM251 40H253V39H251ZM257 40H258V39H257ZM3 41H4V42H3ZM16 41H17V42H16ZM31 41H32V42H31ZM48 41H49V43H48ZM59 41H60V42H59ZM62 41L65 42V45H64V43H63ZM73 41L77 42V44H75V42H73ZM82 41H83V43H82ZM93 41H94V43H93ZM95 41H96L97 47H100V49L97 48V49L99 50V52H101V53L98 52V53H99V54L97 53L98 55H100V54H104V53H103L104 50H105V51L108 50V49H104V50H103L104 46H109V49L111 50V52H113L112 54H114L115 56H116V54H117L116 57H118V54H120L121 52H123V53H126V54H124V57H125V55H127V56H129V58L132 57L133 60H134L135 58H137V59H135V61H133L132 59H129V58H128L129 60L133 61L134 63L137 62L136 60H138L139 58H141L140 60L143 61V62H142L143 64H145V63L147 62V64L150 63L149 65L152 64L153 67H152V66L150 67V66L147 65V64H145L146 66H144V65H142V63H141V61H140V63H141V64H140L141 69H142V67L144 66V67H143L144 69H143V71H142V70L138 67V66H139V65H138V64H139V60H138V62H137V65H138V66H137V65H135V64H134L133 62H131V61L128 62L129 60L126 59L127 56L124 58L123 55H121V54H120V56H119V57H120V60H122V61H124V62H123V64H119V63L122 62V61L119 60V57L116 58V57H114V55H113V58H112L111 56L109 57L110 54H109L108 52H105L104 55H106V53L109 54V55H108L109 58L105 57L104 55H103L104 57L102 56V58H103V63H104V61H105L104 58H107V59H108V62H110V60H111L110 58H112V59L115 60V63H114V60H113V61L111 60L110 63H111L115 68L117 67V65H121V66H122V67L119 66L120 68L118 67V68H117L118 70L115 69V68H112V67L110 66V65H111L110 63H109L110 65H109V64L106 65L105 63H104V64L101 63V62H102V59H100L101 57L97 58L98 56H96L97 60H95V58L93 59V60H95L94 63H92V62H93L92 60H91L90 62H88L90 59H92L91 56H90V57L88 56V55L90 54V52H93V51L95 50V53H94V52H93V54L91 53V54H92V57H93V55H94V56L97 55L96 52H97L98 50L96 49V45H95V47H94ZM118 41H119V40H118ZM118 41H117V42H118ZM141 41H142L143 43H142ZM158 41H157V44H159V45H158L159 48H158L156 45H154V46H156L155 48H158V49H156V51L153 52V55H154V57H156V58H157L159 55L155 56V54H157V53H158L157 50H160V48H161V43H160V42L158 43ZM182 41H185V39H183ZM220 41H222L221 44H220ZM5 42H7V43H5ZM8 42H9L11 45H10ZM22 42H23V43H22ZM45 42H47L48 46H45V45H47ZM70 42L74 43L75 46H76L78 49H80V50H78V49L76 50V49H75L76 47L74 46V44L71 45ZM108 42H110V43H108ZM117 42L115 41V44H114V45H116V44L118 45L119 43H117ZM151 42H152V44L155 43V42H154V38L151 40ZM216 42H218V43H216ZM239 42H240V44H239ZM239 42H238V44H239V47H240L242 41H239ZM248 42H249V43H248ZM1 43H2L3 45H2ZM24 43H25V44H24ZM33 43H34V44H33ZM43 43H44V45H43ZM50 43H51V44H50ZM52 43H53V44H52ZM61 43H63V44H62L63 47H61ZM79 43H80V46H79ZM88 43H89L90 46H88ZM103 43H107V44L105 45V44H103ZM131 43H132L133 45H136V44H137V45H140L141 48H138V50H137V49H136V48H137V47H136L137 45H136V46H133V47H131V46L128 47ZM141 43H142V45H141ZM166 43H167V42H166ZM211 43H212V44H211ZM223 43H224V44H223ZM246 43H245V42L242 43V46H241V47L243 48V47L247 46ZM4 44H6V45L8 46V47L6 46V47H7L6 49H5V45H4ZM21 44H22V45H21ZM23 44H24V45H23ZM30 44H31V45H30ZM35 44H37V45H35ZM68 44L70 45V47H69ZM81 44H83V45H82L83 47L81 46ZM92 44H93V46H92ZM120 44H119V45H120ZM152 44H149V45H152ZM175 44H176V45H175ZM181 44H180V45H181ZM243 44H244L245 46H243ZM15 45H16V46H15ZM53 45H54V46H53ZM55 45H57V46H55ZM59 45H60V46H59ZM66 45H67V46H66ZM77 45H78V46H77ZM102 45H103V47H101ZM117 45H116V46H117ZM127 45H128V46H127ZM146 45L144 46V48H146ZM174 45H175V46H174ZM202 45H201V46H202ZM205 45H206V44H204L202 48L199 47V50H202V51H203V48L206 47ZM227 45H228L229 47H228ZM9 46H10V48H9ZM19 46H20V47H19ZM21 46H23L24 48H22ZM25 46H26V47H25ZM30 46H31V47H30ZM32 46H35V48H33ZM71 46H73V47H71ZM85 46H86V47H85ZM87 46H88V47H87ZM140 46H138V47H140ZM154 46H153V47H154ZM187 46H188V47H187ZM16 47H17V48H16ZM28 47H29V48H28ZM38 47H39L40 49H38ZM42 47H44V48H42ZM45 47H46V48H45ZM53 47H54V49H53ZM56 47H58V48L56 49ZM64 47H67L66 49H68V50L70 49V50H69V51H68V50L66 51V49H65ZM74 47H75V48H74ZM79 47H80V48H79ZM84 47H85V48H84ZM93 47H94L95 49H94ZM118 47H117V48H118ZM147 47H149V46H147ZM153 47H151V48H152L153 51H154L155 49H154ZM216 47H217L218 49H216ZM3 48H4V49H3ZM15 48H16V49H15ZM25 48H26V49H25ZM71 48H74V49H71ZM86 48H87V49H86ZM88 48H89V49H88ZM105 48H106V47H105ZM162 48H161V49H162ZM166 48H167V49H166ZM19 49H21V50H19ZM30 49H31V50H30ZM50 49H51L52 51H51ZM91 49H93V51H92ZM101 49H102V50H101ZM133 49H131L132 52H133ZM3 50H4V51H3ZM26 50H27V51H26ZM45 50H46V51H45ZM47 50H48V51H47ZM59 50H60V51H59ZM61 50H62V51H61ZM73 50H74L73 55L76 54V56H72V52H71V51H73ZM89 50H90V52H89ZM110 50H109V52H110ZM139 50H141V51H139ZM146 50H147V51H146ZM150 50H151V51H150ZM213 50H212V52H213ZM7 51H8V52H7ZM18 51H19V52H18ZM20 51H22V52H20ZM63 51H64V52H63ZM81 51H82V52H81ZM83 51H84V52H83ZM86 51H88V52H86ZM143 51H144V52H143ZM163 51H165V52H163ZM166 51H167V52H166ZM209 51H207V52H209ZM243 51H245V50H243ZM243 51H242V52H243ZM1 52H3V53H1ZM70 52H71V53H70ZM76 52H77V53H76ZM78 52H81V53L79 54ZM85 52H86V53H85ZM226 52H227V54H230V53L232 54V52L229 53L228 50H226ZM226 52H225V54H226ZM242 52H241V54H242V55L244 54L243 56L240 55V54H238V55H240V58L243 57V59H244V57H245V52H246V51L243 52V53H242ZM6 53H7V54H6ZM8 53H9V54L12 53V54L9 55ZM74 53H75V54H74ZM88 53H89V54H88ZM123 53H122V54H123ZM141 53H142V54H141ZM154 53H155V54H154ZM164 53H165V54H164ZM196 53H198V52H196ZM246 53H247V52H246ZM3 54H4V55H3ZM65 54H66L67 56H69L68 58H70V59H67V57H66ZM70 54H71V55H70ZM77 54H78V58H79L80 55H81V58H83L82 56L85 57L86 54H87L86 58H84L86 62H85L84 60H82L81 58H80V59H77V58H76V57H77ZM84 54H85V55H84ZM91 54H90V55H91ZM112 54H111V55H112ZM138 54H139V55H138ZM169 54H170L171 57L169 56ZM176 54H174V56H177ZM193 54H192V55H193ZM199 54H198V55H199ZM209 54H212V53H209ZM209 54L207 53L206 57H207ZM225 54H224V55H225ZM227 54L225 55L226 57H227ZM231 54H230V56L228 55V56H229V59H233V57L231 56ZM6 55H7V56H6ZM140 55H141V56H140ZM153 55H151V56H153ZM192 55H191V56H192ZM213 55H214V54H213ZM232 55H233V54H232ZM238 55H237V58H238ZM247 55H248V54H246V56H247ZM9 56H10L11 58H10ZM70 56H72V57H70ZM100 56H101V55H100ZM106 56H107V55H106ZM142 56H143V58H142ZM147 56H146V57H147ZM194 56H193V57H194ZM65 57H66V58H65ZM74 57H75V59H74ZM122 57H123L124 60L122 59ZM146 57H145V59H147ZM169 57H170V58H173V59L169 60ZM206 57H205V58H206ZM226 57H225V59H226ZM231 57H232V58H231ZM234 57H236V55H235ZM64 58L67 59V60H71V59H73V61L71 60V61H68V62H67V60H65ZM88 58H89V59H88ZM115 58H116V59H115ZM182 58H183V57H182ZM185 58H186V57H185ZM207 58H209V57H207ZM223 58H224V57H223ZM223 58H222V59H223ZM227 58H228V57H227ZM237 58H234L232 61H235V59H237ZM86 59H88V61H87ZM107 59H106V63H108V62H107ZM117 59H118V61H116ZM125 59H126V61H125ZM186 59H187V58H186ZM225 59H224V60H225ZM229 59L226 60V61L229 62ZM241 59H242V58H241ZM63 60H64V61H63ZM74 60H76V63L79 62V61L81 62V60H82V63H80V62L77 63L78 66H80V64H81V67L78 68V67H77V64H76V65L73 64V63H75ZM78 60H79V61H78ZM99 60H101V61H99ZM127 60H128V61H127ZM191 60H192V63H191ZM237 60H238V59H237ZM239 60H240V59H239ZM6 61H7V62H6ZM62 61H63V62H62ZM119 61H120V62H119ZM186 61H187V60H186ZM206 61H207V62H206ZM222 61H223V60H222ZM232 61H230V62H232ZM71 62H72V65L70 64ZM83 62H84L85 64H88V67L90 68L89 70H90L91 72L88 70V67H83V65H85V64H83ZM97 62H98L99 64H98ZM117 62H118V63H117ZM125 62H126V63L128 62V64H129V63H130V64L133 63L132 65H133V66H134V65L137 66V67H138V70H139L140 72L137 70V68H136L135 66H134V67H135V69H136L138 72H137L136 70H134V68H132V66L130 67L132 70H130V68L128 69V67H129L130 65L126 64V66H125V64H124ZM164 62H167V63H164ZM193 62H194L195 64H194ZM230 62H229V63H230ZM3 63H4V64H3ZM63 63H65V64H63ZM67 63H68V64H67ZM91 63H92V64H91ZM100 63H101V66H102V65L104 66V67H102L103 69H104V68H107V69H104L105 71H103V70L100 69V68H101ZM116 63H117V65L115 66ZM205 63H204V64H205ZM224 63H225V62H224ZM59 64H60V65H59ZM89 64H91L92 67H94V66H93V64H94L95 66H97V67H95V68H97V69L92 68ZM96 64H98V65H96ZM154 64H155V66H154ZM178 64H179V63H178ZM225 64H226V63H225ZM230 64H231V63H230ZM233 64H234V63L232 62V65H233ZM237 64H238V63H237ZM58 65H59L60 67H59ZM64 65H66V66H64ZM69 65H70L71 69H68V66H69ZM108 65H109V66H108ZM158 65H159V64H158ZM173 65H174V67H175L176 69H174V67H172ZM193 65H194V66H193ZM234 65H236V64H234ZM239 65H240V64H239ZM63 66H64V67H63ZM73 66H74V67H73ZM75 66H76L77 69L75 68ZM85 66H87V65H85ZM99 66H100V67H99ZM127 66H128V67H127ZM169 66H171V67H169ZM229 66H230L231 68H230ZM229 66H228V67H229L230 69H232V66H231V65H229ZM66 67H67V68H66ZM70 67H69V68H70ZM72 67L75 68V70H74ZM82 67H83L84 69H85V68H87V69H86V70H84V69L81 70ZM109 67H111V70H110ZM126 67H127V69H125ZM146 67H147V68L150 67V68H148L149 70H148ZM205 67H207V65H205ZM225 67H226V69H229V68H227V66H225ZM225 67H224V68H225ZM234 67H235V66H234ZM237 67H238V66L236 65V70H237ZM240 67H243V66L241 65ZM56 68H57V69H56ZM64 68H65V69H64ZM108 68H109V69H108ZM121 68H122V69H121ZM152 68H153V70H152ZM202 68H201V69H202ZM215 68L217 69V67H215ZM215 68L213 67V69H215ZM219 68H220V67H219ZM219 68H218V69H219ZM245 68H246V67H243V68H241V69H244V70H245ZM62 69H64V70H62ZM66 69H68V70H70V71H66ZM91 69H92V70H91ZM94 69H95V71L98 70V72L96 71V72H97L96 74H97V76L99 75L100 77H101V75H103V76H104V75H107V73H108L109 71L112 72L113 70H114V72L117 70V72H115L114 74H116V73H117V74H118V73H119V74L121 73L122 75L125 74L124 77H123L122 75L120 76V75L118 74V77H119L118 80H117V78H115V80L118 81V83H120V81L123 82V83L121 82L122 84H120L121 87L123 86L122 88L119 86L118 83H117L116 85L113 84V82L115 81V80L113 81V79H114L113 77H114V76L117 77V75H114V74H113L114 76H113L112 78H110V79H111L110 81H109V79H108L109 76H108V78H107V76H106V77L104 76V79L106 80V78H107V81H104V80H103V82H102L103 84H105V85L107 86V83H108V81H109V83L112 84L111 86H116V89L120 90V91L117 90L119 93L121 92V89H124V88H125V89H128V90H129V93L131 94L132 92H134V91H132V90H133V89L135 90L134 87H136L137 85L140 86L139 88H138V87L136 88V89H137L136 91H137L138 94H137L136 92H134V94L132 93V94L134 95V98H133L132 94L130 95V94L128 93V91H126L125 89H124V90L126 91V93L123 92L124 94H122V96H121V93H122V92H121L120 94L118 93V94L120 95V97H123V98L125 97V99H126L127 96H129V95H130V96H129L130 98H131V96H132V98L134 99V100H133V99L131 98V99L129 100V97H128V99H126V100H128L127 103H130V104H128V108H125V107H127V105H126V100H125V107L123 108V109L125 110V112L127 111V109L130 111V112H126L128 115H129V113H130V115H129L130 120H128V118H125L127 114H125V112H123V111H124V110L122 109L123 106L118 102V101L120 100V99L118 98V95H117V96H113V98H114V102H112V103H115V105H116V103L118 102V103H119L118 106L120 105V107L117 106L118 108L116 109V107H114V106H115L114 104L111 103V104H112L111 106H109V105H110L109 103H108L109 105L107 104V101L110 102V100H111V101L113 100L112 97H111V99L109 98L108 100H106L108 96H112V95H110L109 93H110V92H111V94L114 93V91H113L112 89H110V91L108 90V89L110 88V87H108V86H107L108 88L105 87V89H103V91L107 89V90H106L107 92H105V93L102 92L101 97H99V95H98L97 97H95L98 101H99V99H101V98H103L104 100H106V102H102V100L99 101V105H100V103L102 102V103H101V106H102L103 103H105V105L107 104L106 106H109V107H105L104 104H103L104 108H103V106L101 107V112L103 111L102 109H105L104 112H102V113H103L102 117L104 116V118H105L106 115H104V113H106L105 111H108V110H107L108 108H109L108 113H109V114H112L114 111H112V113H111V109H110V107H112V108L114 107L113 109H116V111H115V113H113L112 115H114V114L116 115L117 112H118V110H119V108H120L121 110H119V112H121V111L123 110V111H122V112H123L122 115H120L121 113L118 114V116L120 115L121 118L117 117V118L115 119L116 116L114 115L113 117H112V116H111V117L113 118V120L115 119V121H112L111 117L109 118L110 115H109V116H106V118L108 117V119H111L110 121H112V122L110 123V122H108V121H109L108 119H107V122H106V120H105V122L108 124V125H107L105 122H101V121H100V119L103 120V119L101 118V112L99 113V114H100V118L97 117V116H99V115H97V112H96V113H90V115L92 114V116H89V115H88L89 113H88L87 110H89V112H93V111H94V112H95V111H98V112H99V111H100V106H99V105L97 106L99 109H98L97 107H95L96 105H93V106L96 108V110H95V108L93 107L92 109H94V110L90 111V108H91V107L89 108V105L92 106V104H94V102L96 101V100L93 99L94 97L90 98V99L94 100V102H93L92 100L90 101V102H93L92 104H91L90 102H89L90 104L87 103V101L90 100V99L86 100V98H87L88 95L85 94L86 97H84V96H83V97H80V96L82 95V93H83V94H84V93H87V94H88V91H89V90L87 91L86 89H91L90 91H92V88H93L94 86H91V85L93 84V83L91 84L92 80H91V79L88 80V79H89V77H90V76H89L90 73L92 74V73L94 72V74H95V71H93ZM99 69H100V70H99ZM112 69H113V70H112ZM119 69H121L123 73L121 72V70L119 71ZM123 69H124V70H123ZM150 69L152 70V72L154 71V72L157 74V76H156V74L152 73V72L150 71ZM185 69H187V70H185ZM201 69H200V70H201ZM213 69H212V70H213ZM220 69L223 70V68H220ZM230 69H229V70H230ZM238 69H240V68H238ZM252 69H254V68H252ZM54 70H55V71H54ZM57 70H58V71H57ZM72 70H73V71H72ZM77 70L80 71V72L76 73L75 71H77ZM108 70H109V71H108ZM126 70H128V71L130 70L131 73H134V72L136 71V74H137V73H138V74H137V76H136V74H133V75L135 76V77H134L130 72H128V71H126ZM147 70H148V72H146ZM176 70H179V71H177V72L179 73V75H178V73L176 72ZM198 70H199V69H198ZM210 70H209V72L207 71L208 74L210 73L208 76H211L212 78L216 79V78L214 77V76H215V73H214V72L216 71V75H217V72H218V71L215 70L214 72L212 71V73H211ZM229 70H227V71H229ZM244 70H243V71H244ZM51 71H52L53 73H52ZM63 71H64V72H63ZM82 71H84V73H83ZM92 71H93V72H92ZM107 71H108V72H107ZM118 71H119V72H118ZM132 71H133V72H132ZM149 71H150V73H149ZM160 71H162V69H161ZM187 71H188V72H187ZM219 71H220V70H219ZM227 71L225 70V71L223 72V75L220 74V73L222 72V71H220V72L218 73L219 75L217 76V77H218V80L220 79V77H222V78L224 77V78H225V77L227 76L226 79H224V78L222 79V78H221L220 81H222V80L225 81V80H226V82H228L234 74L231 72L232 70H230V73H231V75H232V76H230V74H229V75L227 74ZM237 71H238V70H237ZM54 72H56V73L54 74ZM59 72H60V73H59ZM62 72H63V73H62ZM65 72H66V73L68 72L67 75L70 74L71 72H72L71 74H74V75H71V74L69 75L70 77L73 76V77H72L73 79H72V81H71V82H72L71 86H70V80H71V79H70V78H69V79L66 78V77H68V76H66V73H65ZM74 72H75V73H74ZM100 72H101V73H100ZM102 72H103V73H102ZM104 72H106V73H104ZM111 72H109L108 75H110V74L113 73V72H112V73H111ZM124 72H126V73H124ZM143 72H144V73H143ZM164 72H165V71H162V73H164ZM184 72H186V75L184 74ZM203 72H205V74H204ZM225 72H226L227 75H225ZM239 72L241 73V71H239ZM252 72H253V71H252ZM44 73H46V74L44 75ZM47 73H48V75H49V73H50V75L48 76ZM64 73H65V74H64ZM81 73H82V77H81ZM128 73H130L134 78H136L137 81H138V83L140 82L141 84H140V85H139V84H136V83H137L136 80H134V78H133V80H132V77H129V76H131V75H129ZM139 73H140V74H139ZM141 73L143 74V76H142ZM147 73H148V74H151V73H152V74H151L150 77H149V75H148ZM176 73H177V74H176ZM197 73H199V71H197ZM237 73H238V72H236V74L234 75V77H237V76L240 77V76H242V75H244V74H245L246 76L248 75L247 77H246V76H243L244 79H245V78H248V79H249V77H251L250 75H252V74L255 75V74H256L255 72H253L252 74L249 75V74H246L247 71H246V73H245V71L242 72V75H241V74L237 75ZM243 73H244V74H243ZM53 74H54V76L57 74V75H56V76H57V80H56L57 82L55 81L56 76L54 77ZM63 74H64L65 76H64ZM75 74H76V75H75ZM85 74H86L87 76H86ZM96 74H95V77H96ZM100 74H101V75H100ZM212 74H214V75H212ZM40 75H43V77L40 76ZM61 75H63V76H61ZM83 75H85L84 78H85V77L88 78V79L85 78V79H84L85 81H88V83L91 81V82H90V84H91L90 86H87V85H89L88 83H85V84H84V86L86 85V86H85V91H87V92L82 91V90H84V89H83L84 86H82L83 83H84V81H82V79H83ZM138 75H139V76L141 75L140 77H143V78H140V77H139V79H138V78H137ZM144 75H145L147 78H146ZM147 75H148V76H147ZM154 75H155L156 77H158V75H159V78L154 77ZM160 75H162V76H160ZM187 75H188L189 77H187ZM220 75H222V76H220ZM224 75H225V76H224ZM254 75H253V76H254ZM34 76H35L36 78H35ZM45 76H48V77H45ZM52 76H53V78H51ZM60 76H61L62 78H61ZM75 76H76V77H75ZM91 76H94V75L92 74ZM111 76H112V75H110V77H111ZM125 76L131 78L132 81H135V85H134V82H132V83H133V85H132L133 88H132V86H131V82H129L130 80H129V81H126V80L129 79V78H127V77H125ZM208 76H207V78H206L207 80H208V78H209ZM255 76H256V75H255ZM255 76H254L255 80H254V81L252 80V81H253V84H254V82H255L254 85H252V83H251L252 81H251V80H250L251 82L249 81L250 83H249V82L246 83V82L248 81V80H246V79H245V80H240V79H242L243 77H241L239 80H240V81H245V83L243 82V85H245V84H250L249 86H251V85H252V86H255V85H256V82H257V80H256V77H257V76H256V77H255ZM24 77H26V78H24ZM29 77H30V78H29ZM40 77L42 78V80H40V79H41ZM58 77H60V78H58ZM63 77H64V78H63ZM122 77L125 78V81H126V82L124 81V79L120 80ZM153 77H154V80L151 81L149 78H152V79H153ZM160 77H162V79H161ZM182 77L184 78V80H186V77H187V78H190V77H191V78L189 79L191 82H190L189 80H186V82H187V81H188V82H187V83H186V82L183 83L184 80L182 81V79H183ZM211 77H210V78H211ZM234 77H232V79H233ZM239 77H237V78H239ZM75 78H77V79L79 78L78 80H80V78H81V82H80V83H81L82 85H81V84L78 82V80H76ZM90 78H91V77H90ZM144 78H145V80L147 79V82H150V81H151V82H150V85H151V84L154 85L153 83H155V82H156L157 84H159V82H160V83H161L160 85H162V86L157 85V88L155 87V85L152 86L153 89H154V91H153V90L150 89V88H151L150 85L147 84V82L144 80ZM202 78H203V77H202ZM204 78H205V76H204ZM228 78H229V80H228ZM237 78H236V79H237ZM257 78H258V77H257ZM28 79H29V80H28ZM30 79H35V80H32L33 84H32V82L29 83ZM46 79L48 80V82H46V81H47ZM59 79H61V80L63 79V80H62V81H63V84H64L65 86H66V85H67V86L65 87L64 85H62L61 80L59 81ZM66 79H67L68 81H67ZM92 79H93V77H92ZM95 79H96V78H95ZM97 79H98L99 81H96V80H95V81L101 83V82H100L101 79H99V77H98ZM140 79H141V80H142V79L144 80V81H142L143 83L141 82ZM191 79H192L194 82H193ZM206 79H204L205 82L207 81ZM232 79H231L230 83H232ZM250 79H252V77H251ZM26 80H28V81H26ZM38 80H39V81H38ZM43 80H46V81H43ZM50 80H52V82H51ZM139 80H140V81H139ZM149 80H150V81H149ZM157 80H158V81H157ZM212 80H213V79H210L211 83L209 82V83L211 84V86H210L209 84H208V86H207V88L210 86V88H209V92H210V91L213 92V89H215L216 91L214 90V91H215L214 94L217 95L216 92H217V89H218V88L216 89V87L214 86V84H217V83H218L217 85H219V84L221 83L220 85H221L222 87L220 86V88H219V89H221V90L218 89L219 92H217L221 97H220V96H219V97L217 96V97H218L217 99H219V98L221 99L220 101H222L221 104H222L223 107L226 106V109L229 108V107H227V106H228L227 104H226V105L224 104V103H226V100L223 102V100H222L223 97H222V95H221L222 93L220 94V92H222V90H223V93H225V92L227 93V92H228V96H229V92H230L231 95H232L233 93H235V92L237 93L239 90L237 89V90L235 91L234 89L238 88L239 86L242 87V83H240L241 85L239 84L238 87L235 86L234 89L231 88V90H228L227 88H230V87H231V85H230L229 82H228L227 84H228V86L230 85V87H228L227 84L224 85V83H226V82H223V81H222V82H219V81H217V80H213V81H216V83H214ZM227 80H228V81H227ZM234 80H235V78H234ZM234 80H233V81H234ZM239 80L237 79V82H238ZM25 81L27 82L28 85L30 84L31 86L28 87V85L26 84ZM64 81H65V82L67 81L66 84L64 83ZM73 81H74V82H73ZM93 81H94V79H93ZM111 81H112V82H111ZM116 81H115V82H116ZM208 81H209V80H208ZM258 81L260 82V79H258ZM24 82H25V83H24ZM35 82L37 83L36 85H35ZM38 82H39V83H38ZM42 82H43V83H42ZM58 82H59L60 84H59ZM77 82H78L77 86H78L79 84L82 86V87H79V86H78L79 88H81V90H79V89L77 88V86L75 87V88H77V90H79L78 93H77V90H76V89H74L76 92L73 90V88H74V86L76 85ZM96 82H94V83H96ZM106 82H107V83H106ZM128 82H129V83H128ZM144 82H146V83H144ZM152 82H153V83H152ZM162 82H165V84L162 83ZM192 82L194 83V85L196 84V87L198 88V89L196 88L197 90H195V88H191V87L193 86V85H192V84H193ZM48 83H49V84H48ZM55 83H56V84H55ZM67 83H68L69 85H68ZM74 83H75V84H74ZM109 83H108V84H109ZM188 83H189L190 85H188ZM206 83H207V82H206ZM206 83H204V85H207ZM260 83H261V82H260ZM260 83L257 82V84H260ZM23 84H24V86L27 85L26 88L23 86ZM25 84H26V85H25ZM44 84H45L46 86H45ZM73 84H74V86H73ZM96 84H98V83H96ZM96 84H95V87H96V86H98V87L100 86V85H96ZM103 84H102V87H100L101 89L103 88ZM123 84H124V85H123ZM143 84H144V85H147V86H144ZM212 84H213V85H212ZM236 84H237V83H236V80H235V85H236ZM43 85H44V86H43ZM48 85H49V86H48ZM109 85H110V84H109ZM117 85H118L119 87H118ZM125 85H126V86H125ZM179 85H180L181 87H180ZM184 85H187V86H184ZM191 85H192V86H191ZM223 85H224L225 87L227 86V87H226V91L224 90L225 87H223ZM35 86H36V87H35ZM42 86L45 87V88H43ZM52 86H53V87H52ZM57 86H58V88H57ZM59 86H60V87H59ZM62 86H63V87H62ZM69 86H70L71 88H70ZM124 86H125V87H124ZM127 86H128L129 88H128ZM130 86H131V87H130ZM141 86H143L144 88L141 87ZM158 86H160V87H158ZM188 86H189V87H188ZM212 86H214L213 89H211ZM252 86H251V87H252ZM19 87H22V89L20 88V89H21V90H20ZM34 87H35V88H34ZM37 87H38V88H37ZM54 87H55V88H54ZM86 87H89V88H86ZM91 87H92V88H91ZM98 87H97V88H98ZM145 87H146L147 89H146ZM149 87H150V88H149ZM164 87H165V88H164ZM183 87H184V88L187 87L186 89L190 88V90H189V89H188L189 91H188V90L186 91V89H185V90H182L181 88H183ZM232 87H234V84H233V83H232ZM24 88H25L26 90H24ZM46 88H47V89H46ZM50 88H51V90H50ZM61 88H62V89H61ZM97 88H96V89H93V90H94V91L97 90L96 92H99V90H101V89H100V88L97 89ZM111 88H112V87H111ZM119 88H121V89H119ZM140 88H141V90H143L144 92H143V91L140 92ZM148 88L151 90L150 93L152 92V94H153V93H155V94H153V95L150 94ZM158 88H159L160 92L158 91ZM176 88H177L178 90H177ZM184 88H183V89H184ZM27 89H28V90H27ZM29 89H30V90H29ZM39 89H40V90H39ZM41 89H42V90H41ZM54 89H55V90H54ZM58 89L61 90V92H60L61 94L63 93L64 95H66V96H68V97H66V96L64 97V96H63V97H64V98H63V97L60 95ZM113 89H115V88L113 87ZM130 89H132V90H130ZM138 89H139V90H138ZM145 89H146V90H145ZM165 89H167V90H165ZM172 89H173V90H172ZM174 89H176L177 91L174 90ZM193 89L196 91V94L194 93L195 91H194ZM210 89H211V90H210ZM16 90H17V91H16ZM22 90H23V91H22ZM32 90H34V92H35V91H36V92L33 93ZM38 90H39V92H38ZM45 90H46V92H45ZM53 90H54V92L57 91V92H55V95H52V94H54ZM62 90H63V91H62ZM64 90H65V91H64ZM70 90H71V91H74V92H71ZM180 90H181L183 93H182ZM232 90H233L234 92H233ZM21 91H22V93H21ZM41 91H42V92H41ZM47 91L50 92V95H49V93H48ZM69 91H70L71 93H73L75 96L78 95V99L80 98L79 100H78L77 98H75L76 100H75V105H74V107H73V106L71 105V103L69 102V101H70L69 99L73 100V98H74L75 96H73V94H71ZM90 91H89V96H90V94H91ZM94 91H92L93 94L96 93V92H94ZM108 91H109V93H108ZM122 91H123V90H122ZM131 91H132V92H131ZM145 91H146V92H145ZM156 91L159 92V93H157ZM164 91H166V92H164ZM175 91H176V92H175ZM185 91H186V92H185ZM190 91H191V93H190ZM198 91L200 92V94L197 93ZM224 91H225V92H224ZM231 91H232L233 93H232ZM240 91H241V89H240ZM240 91H239V95H236V96H240V95H242V94H240V93H244L243 90H242L241 92H240ZM19 92H20V93H19ZM37 92H38V93H37ZM40 92H41V95H40ZM51 92H53V93H51ZM65 92H66V93H65ZM68 92H69V93H68ZM79 92H81V93H79ZM100 92H101V91H100ZM112 92H113V93H112ZM115 92H116V90H115ZM139 92H140V93H143V94L145 93V95L143 96V94H142V96H141ZM147 92H148V94H147ZM167 92H169V93L167 94ZM179 92H180V93H179ZM184 92H185V93H184ZM187 92H189V95H190V96H191V94L193 93L192 95H193L194 97H196L197 99L199 98L200 101L197 102V101L195 100L196 98H193V97L191 96V99H192V100L194 99L198 104H199V103H201V104L198 105L197 103H194V102H195L194 100H193V101L191 100L192 102H190V99H189L190 96L187 94ZM245 92H246V90H245ZM13 93H14V94H13ZM15 93H17V94H15ZM47 93H48V94H47ZM58 93H59V94H58ZM76 93H77V95H76ZM226 93H225V95H224V94H223V95L226 96V95H227ZM236 93H235V94H236ZM246 93H247V95H248V92H246ZM249 93H250V92H249ZM20 94H22V95H20ZM29 94H30V95H29ZM37 94H38V95H37ZM44 94H45V95H44ZM56 94H57V95H56ZM68 94L71 95L70 98H69V95H68ZM80 94H81V95H80ZM97 94H98V93H97ZM97 94H96V95H97ZM103 94H105V96H106V95H108V96H106V98H104V97H102ZM114 94H115V93H114ZM114 94H113V95H114ZM116 94H117V93H116ZM125 94H126V95L128 94V95L125 96ZM136 94L138 95V97H139V95L141 96V97H140V101H142L141 99L144 98V100H143L144 103H145V102L147 103V101H149V102H148L147 104L145 103L144 105H143V103H142V106H141L140 103H139L140 105H138V103H137V105L140 106L139 108H138V106L135 105V104L132 105L131 102H132V103H135L134 101H136V100H135V97L137 98V95H136ZM149 94H150V95H149ZM157 94H158L159 96H160V95H161V96H160V97H159V96L156 97ZM164 94H165V98H164ZM186 94H187V96H186ZM235 94H233V95L235 96ZM237 94H238V93H237ZM11 95H12V96H11ZM13 95H15V97H14ZM16 95H18V96H16ZM27 95L32 96L33 101H32V99H31V97L29 98V96H27ZM34 95H36L37 97L41 98L40 100H42V98H43V100L40 101L39 98L35 97ZM43 95H44V96H43ZM79 95H80V96H79ZM91 95H92V94H91ZM135 95H136V96H135ZM146 95H147L148 97H147ZM166 95H167V96L170 95V96H169L170 101H171V99L174 97L173 99H174L175 101L172 99V100L174 101V104L171 103L170 101H166V100H168V97H167ZM197 95H200L201 97H197ZM245 95H246V94H245ZM245 95H242V96L244 97ZM21 96H23V98L25 99V101H26V102L28 101V102L26 103V102L24 101V99H23ZM26 96H27V97H26ZM33 96H34V97H33ZM47 96H48V97H47ZM51 96L53 97V99H52ZM55 96H56V98H55ZM60 96H61V97H60ZM93 96H95V94H94ZM151 96H153V97H151ZM184 96H185V97H184ZM59 97L61 98V100H59V99H60ZM72 97H73V98H72ZM90 97H91V96H90ZM98 97H99V98H98ZM116 97H117V99H119V100H117V101L115 102V100H116L115 98H116ZM142 97H143V98H142ZM150 97H151L152 99H151ZM155 97H156V98H155ZM161 97H163L165 101H163V100H162L163 98H161ZM171 97H172V98H171ZM19 98H21V99H19ZM34 98H37V99H38V100H36L37 102L34 101V100H35ZM44 98H45V99H44ZM50 98H51L52 100H51ZM54 98H55V99H54ZM58 98H59V99H58ZM62 98H63V100H62ZM81 98H82V99H81ZM84 98H85V99H84ZM88 98H89V97H88ZM123 98H121V99H123ZM145 98L147 99L146 101H145ZM153 98L156 100L155 105H157V104L160 103L159 106L157 105V108H156V106L154 105ZM159 98H160V99H159ZM187 98H188V99H187ZM17 99H19V100H17ZM22 99H23L22 102L24 103V106H23V103L21 102ZM26 99H27V100H26ZM138 99H139V98H137V100H138ZM150 99H151L152 101H150ZM185 99L188 100V101H186ZM217 99H216V101H217ZM54 100H55V101H54ZM56 100H57L59 103H58ZM85 100H86V101H85ZM104 100H103V101H104ZM123 100H124V99H123ZM123 100H122V101H123ZM157 100H159V101H157ZM181 100H182L184 103H183ZM31 101H32V102H31ZM50 101H52V102H50ZM65 101H66V102H65ZM67 101H68V102H67ZM77 101H79V103H78ZM140 101H139V102H140ZM143 101H142V102H143ZM161 101H163V102H165V103L163 104V102L161 103ZM206 101H207V102L209 101L210 104L207 103L206 106H205V102H206ZM214 101H215V100H214ZM220 101H218V103H220ZM29 102H30V103H29ZM33 102H35V103L37 104V105L35 104L36 107H35V105H33V104H34ZM40 102H41V103H40ZM46 102H47V103H46ZM56 102H57V103H56ZM71 102L74 103L73 101H71ZM83 102H84V103H83ZM96 102H97V101H96ZM120 102H121V100H120ZM136 102H138V101H136ZM157 102H159V103H157ZM166 102H167V103H166ZM178 102H177V103H178ZM181 102H182V103H181ZM185 102H186V103H185ZM188 102H189L190 104L192 103L191 105H192L194 108H193L190 104H187ZM25 103H26V104H25ZM31 103H32V104H31ZM39 103H40V105H38ZM48 103H49V104H48ZM51 103H52V104H51ZM61 103H62V104H61ZM64 103H65V104L68 103V106H67V104H66L67 108H66V106H65ZM69 103H70V105H69ZM77 103H78L79 106H80L79 108H78V104H77ZM86 103H87V104H86ZM123 103H124V101H123ZM149 103H150V106H148ZM152 103H153V104H152ZM179 103H178V104H179ZM193 103H194V104H193ZM203 103H204V104H203ZM214 103L216 104L217 108H216V106H215ZM53 104H55V106H54ZM76 104H77V107H76ZM82 104H83V105L85 104V105H84L85 107H84ZM96 104H98V103H96ZM151 104H152V106H151ZM162 104H163L165 107H164V106L161 107ZM180 104H179V105H180ZM183 104H184V105H183ZM211 104H213V105L211 106ZM223 104H224V105H223ZM26 105H27V106H26ZM30 105H32V107H31ZM43 105H45L46 107L44 106V108H43ZM47 105H48L49 107H47ZM56 105H57V106H56ZM61 105H62V106H61ZM81 105H82L83 107H82ZM113 105H114V106H113ZM129 105H130L131 107H129ZM179 105H178V106H179ZM187 105H188V106H187ZM196 105H197V107L199 106L198 109L195 107ZM33 106H34V107H33ZM50 106H53V107H50ZM59 106H60V107H59ZM63 106H64L65 108H63ZM121 106H122V107H121ZM201 106H202L203 111H202V109L200 108ZM208 106L210 107L209 109H208ZM214 106H215V107H214ZM23 107H24V110H23ZM25 107H26V108H25ZM39 107H40V108H39ZM55 107H57V108H55ZM146 107H145V108L143 107V108H144L143 111H145V109H147ZM150 107H151L152 109H151ZM153 107H154V109H153ZM188 107H189V108H188ZM191 107H192L194 110H193ZM212 107H214V108H212ZM27 108H30L31 111H30L29 109H27ZM31 108H32V109H31ZM36 108H37L38 110H36ZM51 108H52V109L54 108V109L52 110ZM62 108H63V109H62ZM69 108H70V109L72 108L73 113L75 114V113L77 112L78 115H79V113L81 112V109H83V108H85V109H83V110H85L86 112H85V111L83 112L84 115H83L82 113H80V115H81L82 117H80V115H79V116L77 115L76 118H74L76 115L74 116V114H73V115H72L73 118H72L71 115H70V112L72 113V111H71ZM88 108H89V109H88ZM129 108H130L131 110H130ZM159 108H160V109H161V108H162V109L166 108V109H164V110L161 109V110H160ZM190 108H191L192 110H189ZM25 109L28 110V111H26ZM59 109H60V110H59ZM65 109H66V110H65ZM68 109H69L70 111H69ZM75 109H77V110L79 109V110L76 111ZM97 109H98V110H97ZM156 109H157V110H156ZM178 109H179V110H178ZM182 109H183V110H182ZM199 109H200L201 114L197 113V112H199V111H198ZM211 109H213V110H211ZM220 109H221L222 111H223V110L225 111V108H222V107H221ZM43 110H44V111H43ZM46 110H47V111H46ZM61 110H63V111H61ZM67 110H68V111H67ZM83 110H82V111H83ZM136 110H135V111L133 110V111H134V113L137 112V114H138V111H139V110H138V111H136ZM159 110H160V113H161V114L159 113ZM177 110H178V111H177ZM184 110H185V111H184ZM186 110H187V111H186ZM195 110H196V111H195ZM210 110H211V111H210ZM39 111H40V112H39ZM50 111H51V112H50ZM52 111H53V112H52ZM58 111H59V112H58ZM64 111H65V112L67 111V112L65 113ZM74 111H75V112H74ZM79 111H80V112H79ZM141 111H142V110H141ZM156 111H157V112H156ZM179 111H180V112H179ZM181 111H182V112H181ZM183 111H184L185 113H184ZM189 111L192 112V113H190ZM193 111H195V112H193ZM205 111H206V112H205ZM217 111L219 112L220 110H217ZM224 111H223V112H224ZM26 112H29V113H26ZM42 112H43V113H42ZM46 112H47V113H46ZM49 112H50V113H49ZM55 112H57V113H55ZM60 112H61V115L64 116V118H65L66 115H67L66 117H68V115H69V118H65V119H64L61 115L59 116V113H60ZM62 112L65 113L66 115H64ZM154 112L157 113V114H156L157 117H155V115H154L155 113H154ZM176 112H177V113H176ZM186 112H187V113L189 112V113L187 114ZM209 112H212V113H211V114H212L211 116H210V113H209ZM45 113H46V114H45ZM51 113H52V114H51ZM67 113H68V114H67ZM85 113H86V114H85ZM87 113H88V114H87ZM153 113H154V114H153ZM158 113L160 114V116H162L161 118H159L160 116H158V115H159ZM179 113H180V114H179ZM193 113H195V114H193ZM196 113H197V114H196ZM220 113H221V112H220ZM93 114H96L97 116H96V115H93ZM106 114H107V113H106ZM140 114H141V112H140ZM146 114H148V113H146ZM183 114H185V116H184ZM189 114H190V115H189ZM192 114L195 115V116H193ZM222 114H223V113H222ZM85 115H86V116L88 115L89 118H88V116H87V118H86ZM123 115H125L124 118H122ZM93 116H94V117H93ZM95 116H96L97 118H96ZM183 116H184V119H185V120L183 119ZM187 116H188V117H187ZM189 116H191L192 118L195 117V118H193V120L190 119V121L192 120L191 122H193V123H191V124H190V121H189V120L186 121L187 118H191V117H189ZM196 116H197V117H196ZM220 116H221V115H220ZM220 116H219V117H220ZM70 117H71V118H70ZM83 117H84V118H83ZM127 117H128V116H127ZM151 117H150V118H151ZM186 117H187V118H186ZM90 118H91V119L94 118V119H92V120H94V121H95V119H96L95 122H94V121H91V123H92V124H93V122L95 123V124H93V125H96L95 127L97 128V130H98V126L100 125V123H99L98 121H100V122H101V125H104V124H102V123H105V124H106V126L109 128V129H107V130H109L110 132L105 130V128H107L105 125H104L105 127H104V126H101V127H102L101 129L104 128L103 130H101V131L98 130L99 132H96L97 130H95V127H94V126L87 125V123L90 122V120H88V119H90ZM106 118H105V119H106ZM134 118H135V116H134ZM136 118H137V117H136ZM136 118H135V119H136ZM223 118H224V117H223ZM84 119H85V120H84ZM98 119H99V120H98ZM118 119H119V120H118ZM123 119H125V120H123ZM155 119H156V120H155ZM165 119H164V122H165V123L162 121L163 119H161V120L159 121L160 124H161V122H162V123H164L166 126L168 125V126L170 127L169 124H166ZM180 119H181V120H180ZM182 119H183L184 121H186V123H188V125H186V123H185L184 121H183V122H184L185 124H183V122H178V121H182ZM194 119H195V120H194ZM137 120H138V119H137ZM86 121H88V122H86ZM133 121L135 122L134 119H133ZM140 121H141V122H140ZM140 121H139V123L141 124V123H142V120H140ZM196 121H197V120H196ZM96 122H97L98 126H97ZM134 122H133L132 125H131L130 122H128V123H130V125H131L129 128L131 129V127L134 125V126L132 127V129H133L134 127H136V129H139V127L136 125L137 122H136L135 124H134ZM159 122H155V124H157V125H156L157 127H158V126L161 127L162 125H164V124H161V126H160ZM176 122H178V123H176ZM109 123H110V125H109ZM120 123H121V125H119V126L117 125V126H116V129H118V127H119V129H120V127H124V128L126 127L125 125H126L127 123H125V124L122 123V122H120ZM149 123L146 124V125H147L146 127H148L150 131L148 130V128H145V129H144L145 126L142 127V125L140 126V127H141L140 130H141L142 132H141L140 130H135V131H140V132H141V136L143 135L142 133H144V136H143V137H139V139H141L140 141H144L145 139H150L153 130H156L155 128H154L153 130L150 129L151 124H154V123H152V122H151V124H149ZM179 123H181V124H179ZM88 124H90V123H88ZM92 124H91V125H92ZM117 124H118V123H117ZM122 124H124V126H123ZM155 124H154L153 126H155ZM158 124H159V125H158ZM177 124H178V125H177ZM189 124H190L191 126H190ZM192 124H193V125H192ZM198 124H199V126L201 127V125H200L201 123H198ZM115 125H116V124H115ZM174 125H177V126H174ZM179 125H180V126H179ZM128 126H129V124L127 125V129H128ZM182 126H183L184 128H183V130H180V129L182 128ZM187 126H188V127H187ZM194 126H196L197 129H199L198 132H199V131L201 132L200 127H198L197 125H194ZM226 126H228V125H225V127H226ZM91 127H92V128H91ZM137 127H138V128H137ZM159 127H158V128H159ZM180 127H181V128H180ZM228 127H229V126H228ZM99 128H100V127H99ZM124 128H123V129H124ZM165 128H166V127H163L162 129L160 128V130L157 131V134H156V132H154L153 135L156 134V136L158 137V135H161L160 133H161L162 131H165L166 133H164V134H166V135L168 136V139H169V138H172V137H170V135L172 136V135H173V132H172V133H168V132H171V131L168 130V129L165 130ZM178 128H179V129H178ZM193 128H194V127H192V130H193ZM91 129H92V130L94 129L95 132L92 131ZM110 129H111V130H110ZM116 129L113 130L114 133H116V132H115V131H117ZM123 129H120V131L122 130V132H120V131L118 132V131H117V132L119 133L118 136H116V137H118V138H117L118 140H119V138L122 136V135H120V133L123 134L124 130H125V133L128 134V130H129V129H128V130H126V129L123 130ZM132 129H131V130H132ZM143 129H144L145 131H147V130H148V131L145 132ZM146 129H147V130H146ZM169 129H170V128H169ZM189 129H190V128H189ZM131 130H130L129 135L124 136V137H128V136H129V137H128V138H122V137H123V136H122V137L120 138V139H121L120 142L122 143V140H124V139H125V140H124V142H125L126 139H127L126 142H127V143H130L129 141H131V140H129V139H133V140L131 141L130 144L133 145V146L135 145V148H136V146H137V145H136V142H137V143L139 144V146H137V147H138L137 149H139V150L142 149V148H141V144L139 143V141H137V139H138V135L140 136V133H139V134H138V132L136 133V132L134 131V129H133V132H135V134L137 135V137H136V136L133 134V132H132ZM157 130H158V129H157ZM161 130H162V131H161ZM194 130H196V128H194ZM228 130L231 131V128H227V127H226V131H227V132H226V135L229 134V136L231 137V136H232V132H229ZM91 131H92V132H91ZM102 131L107 132V134H108L110 137L107 136V138H106V137H105L106 134H105L104 132H102ZM188 131H190V130H188ZM213 131H214V130H213ZM215 131H216V130H215ZM215 131H214V132H215ZM93 132H94V134H92ZM100 132H101L102 134H101ZM148 132H150L151 134H149ZM158 132H160V133L158 134ZM192 132L194 133V131H191V133H192ZM196 132H197V131H195V133H194V134L196 135V136H194V137L198 138L197 136L200 135V134H202V133L199 132V133H200V134H199L198 132H197V133H196ZM211 132H212V130H211ZM214 132H213V133H214ZM95 133H97L96 137H95ZM98 133H99V134H98ZM103 133H104L105 135H103ZM125 133H124V134H125ZM167 133H168L169 135H168ZM185 133H186V131H185ZM188 133L191 134L190 132H188ZM188 133H187L186 135H188ZM193 133H192L191 135H189V136H193ZM227 133H228V134H227ZM91 134H92V136L94 135L95 138H91ZM116 134H117V133H116ZM124 134H123V135H124ZM130 134L134 135V136L136 137V139H135L133 136H132V137H133V138H132V137L130 136ZM147 134H149L150 136H149V135L147 136ZM162 134H163V133H162ZM183 134H184V132H183ZM197 134H198V135H197ZM214 134H217V131H216V133H214ZM230 134H231V135H230ZM98 135H103L104 138L102 139V137H101V139H100V137H99ZM119 135H120V137H119ZM125 135H126V134H125ZM153 135H152V136H153ZM176 135H175V139H176ZM202 135H203V134H202ZM202 135H201V136H202ZM97 136H98V137H97ZM111 136H112V138H113V141H111V139H112ZM156 136H155V137H156ZM161 136L163 137V135H161ZM178 136H177V138H178ZM189 136H186V137H185V134L183 135V137H185V138H184L185 142H186V139L189 138ZM201 136H199V137H201ZM108 137H109V138H108ZM116 137H115V138H116ZM203 137L205 138L204 135H203ZM90 138H91V139H90ZM97 138H99V142H97L98 140H95V139H97ZM105 138H106V139H105ZM110 138H111V139H110ZM143 138H145V139H143ZM153 138H154V137H153ZM158 138H159V137H158ZM164 138H166V140H167V137L164 136ZM173 138H174V137H173ZM173 138H172V139H173ZM181 138H180V139H181ZM204 138H201V141H203ZM93 139L96 141V143H94L95 141H94ZM107 139H110V140H109V141H110L109 144H106L107 142H105V140L108 141ZM117 139H116V141L119 142ZM151 139H152V138H151ZM151 139H150V140H151ZM160 139H161V137H160ZM172 139H171V140L169 139L168 142H169V141H170V143H171V142H173V143H174V142H176V143L178 142V141H176L177 139H176L175 141H172ZM180 139H179V141H180ZM198 139H200V138H198ZM202 139H203V140H202ZM239 139H241V138H239ZM100 140H101V141H100ZM102 140L104 141L105 144H104V143H100V142H103ZM128 140H129V141H128ZM134 140H135L136 142H135ZM152 140H153V139H152ZM152 140H151V143L153 142ZM161 140H163V138H162ZM161 140L158 141V140L156 139L157 142H155V140H154L153 143H156V144H154L155 146H153V147H154V150H155V147H156V146L158 147V145H159V147L161 146V148H163L162 145H161L162 143L160 144V141H161ZM166 140H165V141H166ZM181 140H182V139H181ZM205 140H207V139H205ZM205 140H204V141H205ZM116 141H115V142H116ZM145 141H146V140H145ZM165 141H163V142H165ZM189 141L191 142V139H190ZM117 142H116V143H117ZM126 142H125V143H126ZM132 142H133V143L135 142V144H133ZM161 142H162V141H161ZM180 142H181V141H180ZM185 142H184V143H185ZM121 143H120V144H121ZM157 143H159V144H157ZM166 143H167V141H166ZM170 143L167 144V145H170ZM187 143H188V144H187ZM187 143H186V145H189V142H187ZM60 144H61V145H60ZM100 144H104L105 146H104V145H100ZM171 144H172V143H171ZM174 144H175V143H174ZM179 144H180V143H179ZM181 144H183V143H181ZM245 144L247 145L248 143H245ZM55 145H57V146L59 145L58 148H57V146H55ZM92 145H93V146H92ZM152 145H153V144H152ZM190 145H191V144H190ZM190 145H189V147H190ZM208 145H210V144H208ZM246 145H245L246 149L249 151V153H251V152H250V151H251V148H252V147H250L251 144H248L249 146H246ZM108 146H107V147H108ZM251 146H252V145H251ZM157 147H156V148H157ZM159 147H158V149H159ZM218 147H220V145H219ZM248 147L250 148V150L248 149ZM55 149H56V150H55ZM57 149H58V150H57ZM59 149H61V150L59 151ZM93 149H94V150H93ZM158 149H157V150H158ZM188 149H191V150H192V148H188ZM217 149H219V148H217ZM52 150H53V151H52ZM54 150H55V151H54ZM102 150H103V149H101V151H102ZM157 150H156V151H157ZM162 150H163V149H159V151H161V154H163V153H167V154H168V152H166V149L164 150V152H163ZM219 150L222 151V154H223V150H221V149H219ZM219 150H218V151H219ZM58 151H59V152H58ZM90 151H91V152L93 151V152H92L93 154L96 153L97 155H100V157L98 156V157H96V159H95V157H94L95 155L92 154L91 156H93L94 158L91 157V161H92V159H93V160H95V161H92V163H95L96 160H97V164L95 163V165H98V164H99L98 167H101V168H104V167H105L106 170L103 169V170L105 171V172L103 171L104 173H106V171L108 170V168H107V165H108V164H107L106 166H104L106 162L109 163V164L112 163L111 165H108V167H113L112 165H114L115 169H113L114 167L111 168V169L116 170V169L118 168V169L116 170V171H117L116 176H115V173H114V176H115L114 178H112V177H113V176L111 175L112 173H111V174H108V173H110V172H109L110 170L107 171L108 173H106V174H107V175H106V174H104L103 172H101L102 169H101V170L96 169L97 166L95 167V166L91 163V161L89 160V159H90L89 156H90V153H91ZM96 151H97V152H96ZM101 151H100V152H101ZM108 151H110V150H108ZM112 151H113V150H112ZM159 151H157V152H159ZM40 152H41L42 154H44V155L42 156V154H41ZM46 152H47V153H46ZM48 152H49V153H48ZM51 152H52V153H51ZM53 152H55V155H53ZM110 152H111V151H110ZM162 152H163V153H162ZM199 152L201 153V155H204V154L206 153V151H205V153L202 152V149H200L198 152H196L197 154H196L195 152H194V153H195L196 155H198ZM246 152H247V151H246ZM28 153H29V154H28ZM39 153H40V155H39ZM50 153H51V154H50ZM57 153L59 154V156L57 155ZM102 153H104V150L102 151ZM111 153H112V152H111ZM200 153H199V154H200ZM202 153H204V154H202ZM219 153H221V152H219ZM49 154H50L51 156H48ZM114 154H116V153L114 152ZM126 154H128V157H130V154H129V153H126ZM158 154H160V152H159ZM27 155H28V157H27ZM31 155H32V156H31ZM46 155H47V156H46ZM97 155H96V156H97ZM164 155H165V154H164ZM224 155L226 156V153H225ZM240 155H241V153H240ZM243 155H244V154H243ZM243 155H241V156H243ZM40 156H41V157H40ZM55 156H57L58 158L56 159ZM101 156H104V157H101ZM126 156H127V155H126ZM161 156H163V155H161ZM166 156H168V155H165V158H166ZM199 156H200V155H199ZM205 156H207V154H205ZM205 156H202V157L205 158ZM221 156H222V155H221ZM254 156L256 157V155H254ZM254 156L252 155L251 159L253 158V160H255ZM43 157H44V158H43ZM49 157H50V162L48 161ZM163 157H164V156H163ZM200 157H201V156H200ZM227 157H228V156H227ZM25 158H26V160H27V159H28V160L26 161ZM42 158H43V159H42ZM45 158H46V159H45ZM88 158H89V159H88ZM101 158H103V159L106 158V159H104L106 162H105L103 159H101ZM173 158L175 159L174 156H173ZM204 158H203V159H204ZM206 158H210V157L207 156ZM258 158H259V157L257 156V160H258ZM55 159H56V160H55ZM99 159L103 160V162H105V163L102 164V163H103L102 161H100V162H102V163H100V162H99ZM174 159H173V162H172L171 160L166 159V160L168 161V163H169V164H167V165H168V169L172 168V169H174V170L176 171L177 168H176L175 165L178 164V163H179V164L177 165V167H180L179 165L182 166V168L180 167V168H178V169H179V170L184 169L183 166L186 165V164L183 163L184 165H182V163L179 162L178 159H177V160H178V163H177V161H176V164H175ZM30 160H31V162H30ZM53 160H54V161H53ZM87 160H88V163H89V164L86 162ZM175 160H176V159H175ZM208 160H209V159H208ZM40 161H41V162H40ZM51 161H53V162L51 163ZM114 161H115L116 163H115ZM164 161H165V160H164ZM170 161H171L173 164H171ZM205 161H207V159H205L204 162H205ZM28 162H29V163H28ZM39 162L41 163V165H39V164H40ZM42 162H44V163L42 164ZM153 162L155 163V161H152V163H153ZM208 162H209L208 165H211V164H210V160H209ZM30 163H31V164H30ZM45 163H46V166H45ZM50 163H51V164H50ZM90 163L92 164L93 168L90 167V165H91ZM114 163H115V164H114ZM117 163H118V164H117ZM166 163H167V162L165 161V162H164V165H165ZM34 164H35V165H34ZM48 164H49V165H48ZM100 164H101V165H100ZM116 164H117V166H115ZM156 164H157V163H155V166H156ZM206 164H207V163H206ZM86 165H87L88 167H90V169H92V170H90L91 172H90V171L88 172L89 169H86ZM102 165H103L104 167H103ZM122 165L124 166V164H122ZM122 165H120V167H121ZM167 165H165L166 168H167ZM38 166H40V167H38ZM43 166H44V167H43ZM123 166H122V167H123ZM125 166H126V165H125ZM125 166H124L123 169H127V168L130 169V167H126V168H125ZM187 166H188V167H187ZM187 166H186V168H185L184 171L181 170L182 173H183V172H184V173H188V177H189V176H190V177L192 176V177H191L192 179H190L191 181L194 180L193 178H195V180H196V182H197L198 179L201 178V179H199V181H200L199 183H202V184H200L199 187H201V185H203V186H202L203 188H200V189H204L205 182L202 180V177L199 176V175H201V173L198 172V170L195 169L194 167L192 168L191 165H188V164H187ZM28 167H29V168H28ZM31 167H32V168H31ZM42 167H43V168H42ZM47 167H48V168H47ZM94 167H95V169H94ZM160 167H161V166H160ZM160 167L158 166L157 168H159V170H160ZM163 167H164V166H163ZM163 167H161V170L163 169ZM165 167H164L163 170H165ZM211 167H212V166H209V170L211 169V170L209 171V174H211V173L213 174V172H216L215 170H217L216 168H214V169H215V170H214L213 167H212V168H211ZM188 168H190V169L192 168V169H191V172H192L193 169H194L193 172H195V175H194L193 173H191V172H188V171H190V170H188ZM43 169L45 170V171H44L45 173H44V172H41V171H43ZM47 169H48V170H47ZM93 169H94V171L96 170L95 173L92 172ZM109 169H110V168H109ZM128 169H127V170H128ZM212 169H213L214 171H213ZM262 169H263V168H262ZM36 170H37V171H36ZM46 170H47V171H46ZM86 170H87V171H86ZM113 170H112V171H113ZM121 170H122V169H121ZM156 170H157V169H156ZM161 170H160L159 172H158V170H157L156 172L153 171L154 174H155V177L158 176L157 178H154V179H157V180H158V178H160L161 182H164L163 184H168V183H169V185L171 186L170 181H173V179H172L171 177H166V176H165V178H164V177H162V176L165 175V174H161V173H160V172L166 173L168 170H165L166 172H164L163 170L161 171ZM179 170H177V171L179 172ZM195 170H196V171H195ZM31 171H32V174H31ZM34 171H35V172H34ZM85 171H86V172H85ZM143 171H144V170H143ZM169 171H170V170H169ZM175 171H172V172L175 173ZM177 171H176V173H177ZM186 171H187V172H186ZM36 172H37V174H34V173H36ZM39 172H40V173H39ZM87 172H88V173H87ZM98 172H100V175H99V178H100V179H99V181L101 180V178H104L103 176L105 175V178L102 179L101 181H102V182L104 181V182L102 183L103 185H104V183H105V185L108 186V188H107L106 186H104L106 189H105L104 187H102L103 185H102V186H99V187L103 188V189H104V190H103L104 193H106V194H103V193H102L103 191H101L102 189L99 188L100 191H101V195H102V197H103L104 199H101L102 197H101V195L99 194V190H98V188H96L98 185H101V184H99V183H101V181H100L99 183H98V182L96 183V180L94 179V177H96V179L98 178V177H97V176H98L97 174H99ZM123 172H124L125 174H127V171H126V170H125V171L122 170V173H123ZM129 172L131 173V170H129ZM144 172H146V171H144ZM153 172H152V173H153ZM196 172H198L199 175H198V173H196ZM261 172H262V171H261ZM263 172H264V169H263ZM263 172H262V173H263ZM83 173H85V174L83 175ZM90 173H91V174H90ZM92 173H94L95 176H93L94 174H92ZM96 173H97V174H96ZM157 173H158V174H157ZM159 173H160V174H159ZM189 173H191V174L189 175ZM242 173H243V172H242ZM262 173H261V174H262ZM33 174H34L35 177H37V178L34 179V175H33ZM89 174H90V179L92 178V179L95 181L94 184H96V185L98 184L97 186H95L96 190H98V191H97L98 195L95 194V195H96V197H95L96 199L92 198L93 196H95L94 194H90V193H94L95 190H92L91 192L89 191V190H90L89 187H91V188L93 187V189H95L94 186H92V182H93V180H92V182H89V179H87V178L89 177ZM102 174H103V175H102ZM120 174H121V172H120ZM131 174H132V173H131ZM178 174H180V172H179ZM196 174H197V175H196ZM212 174H211V176H212ZM217 174H220V172H219L218 170H217V173H216L214 176H216ZM263 174H264V173H263ZM263 174H262V175H263ZM36 175H37V176H36ZM86 175H88V176H86ZM91 175H92V176H91ZM96 175H97V176H96ZM108 175H109V176H112V177L110 178L111 181H109V178H108L109 176H108ZM128 175H130V174H128ZM152 175H153V174H152ZM166 175H167V174H166ZM185 175H186V174H185ZM185 175L183 174V176H185ZM245 175H246L245 173H244V175L242 174L243 177L240 175V176L242 177V179H243V182H242V183L245 185V188H244V189H245V190L247 189V191L249 192V194L251 193V194H250L251 196H254V195H255V197L259 198V200H260V198H262L261 194H262V195L264 194V192L262 193V190L264 189V187H263V186H264V185H263V183H264V178H263V176H264V175L259 177L260 180H261V178H262V180H263V183L261 182L262 185H263V186H262L263 189H261V186H260L261 183H260V185L257 186V182L259 183V180H256L257 178H256V179L254 178V179H255V181H254V180L250 177V178H251V180H250V183H251V184H250L249 181L246 180V179H249L248 176H247V175L245 176ZM29 176H31V177H29ZM85 176H86V179H87V180L85 179ZM101 176H102V177H101ZM106 176H107V177H106ZM168 176H169V174H168ZM181 176H182V174H181ZM186 176H187V175H186ZM195 176H196V177H195ZM197 176H198V179H197ZM201 176H202V175H201ZM214 176H212V177H214ZM218 176H219V175H218ZM153 177H154V175H153ZM245 177H247V178H245ZM106 178H108V179H106ZM161 178H162V179L164 178V180L167 178V181H166V180H165V181H162ZM168 178H169V179L171 178V180L168 181V180H169ZM214 178H215V177H214ZM217 178H218V177L216 176L215 181H217ZM259 178H258V179H259ZM36 179H37L38 183H37ZM105 179H106V181H105ZM184 179H186V178H183V179L181 178V180H183L184 183H185L186 180H184ZM240 179H241V178H240ZM242 179L240 180V183H241ZM97 180H98V179H97ZM107 180H108L109 182H107ZM160 180H159V181H160ZM181 180H179V182L182 184L183 181H181ZM195 180H194V181H195ZM228 180H229V179H228ZM252 180H253V182H254V184H255L256 186H255V185H252V183H253ZM262 180H261V181H262ZM32 181H33V182H32ZM87 181H88L89 184L91 183V185H89V184L87 183ZM90 181H91V180H90ZM202 181L204 182V184H203ZM229 181H230V180H229ZM246 181H248V182H246ZM31 182H32V183H31ZM34 182H35L37 185L34 184ZM106 182H107V183H106ZM131 182L133 183V185H131ZM131 182L129 181V183H128V181H127V182L125 181V183H124V181H122L123 184L128 183V184H126V185H123V187H122V183H121V186H120V184H119V182H118V184H119L118 186H119V187H118V186H117V187H118V189L120 188V190H121V189H124L125 186L127 187L129 184H130L131 186H135V185L137 184L136 182H135L136 184L133 182V179H132ZM165 182H167V183H165ZM179 182H178V183H179ZM186 182H188V180H187ZM196 182H195V184H196ZM255 182H256V183H255ZM85 183H86L87 186L89 185V187H87V186L85 185ZM172 183H173V182H172ZM180 183H179V185L181 186ZM184 183H183V184H184ZM190 183H191V182L185 183L184 186H186L187 184H190ZM216 183H219V182L217 181ZM242 183H241V185H243ZM33 184H34V185H33ZM107 184H109V185L114 184V186H115V185H116V186H115V187L112 186V187H113V188H112L113 190H111V186H110V190L108 191V189H109V185H107ZM134 184H135V185H134ZM183 184H182V185H183ZM192 184H194V182H192ZM197 184H198V183H197ZM130 185H129V186H130ZM139 185H140V184H137V187H135V189L138 188ZM176 185H177V184H176ZM176 185H174V183H173V186H176ZM35 186H36V187H35ZM82 186H83V187H82ZM84 186L87 187L86 190L88 189L87 191H89V193H87V191H85ZM129 186H128V187H129ZM131 186H130V187H131ZM166 186H167V185H166ZM170 186H167V188H168V190H171V191H168L167 188H166V190H167L168 192H166V191L164 190V191L166 192V194L169 193V192H172V188H174V187L171 186L172 188H169ZM180 186H178V187H180ZM184 186H183V189H182V188H179V189H178V187H177V188H174L173 192H174V191L176 192V190H180V189H182V192H181V190H180L179 192L177 191V192H178V193H176V196L178 195L177 197L175 196L174 193H171V194H174L173 197H172L171 194H170L171 197H164L166 194L164 193V191L161 190V192H163V194H164V195H162L163 197H162V196L160 197L161 200H163V202L167 203L168 206H169V205H171V203H173L172 201H173V199H175V197H176V199H177L176 201H178V203H180V202H181V204H188V203H189V204H188L189 206H190V205L192 206V204H194L193 207H195L196 202H197V205H196V206H198V205H199L200 207L204 206V207H202L203 210H204V208H207L206 205H204V204H201V205H200V204H199V203H200L199 201H202V203H205L206 200H207V202H208L209 200L211 201V199H212L211 196L213 195V193H212V195H211V194H210L211 192L207 191V189H204V190H206V191H204V190L202 191V190L199 189L200 192L197 191V192L194 193V191L197 189L196 187H198V186L195 185V186H196V187H195L194 185H193V186L191 185V187H195V190H194V191L192 190V188H190V190H192V192L189 191L191 194L193 193L195 196H197V193H200V194H201V191H202V195H201V196H202L203 198L206 197L207 195H210V196L207 197V198H210V199H206V198H205V199H204L205 201H203V198L200 197V195L198 194L199 196H197V198H195V200H198V201H196V202H193V201H192V202H193V203H192V202L189 200V198H188L189 196L185 198V196L187 195L186 192L188 193V191H186V192L184 191L185 188H189L190 185H187V187H184ZM259 186H260V187H259ZM117 187H116L115 189H117ZM121 187H122V188H121ZM140 187H141V185H140ZM140 187H139V188H140ZM144 187H145V186H144ZM199 187H198V188H199ZM243 187H244V186H243ZM37 188H38V189H37ZM131 188H132V187H131ZM139 188H138V189H139ZM83 189H84V190H83ZM138 189H137V190H138ZM143 189H144V190H143ZM155 189H156V190L153 191V192H157V190H159V191H158V194H160V193H159V192H160V189H158V188H155ZM193 189H194V188H193ZM259 189H261V190H259ZM47 190H48V191H47ZM49 190H50V191H49ZM82 190L85 191L86 194H85V192H83ZM142 190L145 191V188L142 187V189H141L140 191L143 192ZM186 190H188V189H186ZM51 191H52V192H51ZM81 191H82V192H81ZM114 191H115V190H114ZM122 191H123V190H122ZM213 191H215V190H213ZM247 191H246V192H247ZM258 191H259V192L261 191V193L259 194ZM263 191H264V190H263ZM50 192H51V194H50ZM116 192H119V191L116 190ZM116 192H115V193H116ZM180 192H181V194H183V193H185V194L181 195V194H179ZM203 192H204V193H203ZM206 192H207V194H205ZM248 192H247V193H248ZM46 193H47V194H46ZM82 193H83L84 195H83ZM120 193H122V192L120 191ZM123 193H126V192H123ZM190 193H189L188 195H191ZM208 193H209V194H208ZM215 193H216V194H215ZM44 194H45V196H46L47 198L44 196ZM53 194H54V195H53ZM75 194H76V195H75ZM77 194H78V195H77ZM87 194H89V195L91 196V197L88 196L89 198L86 197V198H88L89 200H88V199H85V196H86ZM113 194H114V193H113ZM126 194H127V193H126ZM217 194H218V193L215 191V192H214L215 197L218 196ZM50 195H51V196H50ZM74 195H75V196H74ZM82 195L84 196V198H83ZM104 195H105L106 198L104 197ZM117 195H118V193L114 194V196H117ZM127 195H128V194H127ZM155 195H156L157 197L160 196V195L158 196L157 193H155ZM170 195H169V196H170ZM179 195H180V197H179ZM205 195H206V196H205ZM219 195H220V194H219ZM256 195H257V196H256ZM258 195H259L260 197H259ZM49 196H50V197H49ZM77 196H78V197H77ZM166 196H167V195H166ZM174 196H175V197H174ZM225 196H226V195H224V197H225ZM51 197H52V198H51ZM81 197H82L83 200L85 199V200H87V201L85 202V201H83L82 199H81V201H80V200H79V201H76L77 198H81ZM100 197H101V198H100ZM112 197H111V198H112ZM117 197H118V196H117ZM117 197H116V198H117ZM178 197H179V198H178ZM182 197H183V198H182ZM198 197H200V198H202V199H198ZM218 197H219V196H218ZM224 197L221 196V198H224ZM226 197L229 198L228 195H227ZM238 197H239V196L236 197V199H237L238 201L241 199V202H242L243 204L245 203L247 206L249 205L250 207L253 206V204H252L253 201H252V200H249V202H248V200H246L245 197H244L245 200H244L243 196H240L241 198H239V199H238ZM49 198H50L51 200H50ZM53 198H54V200H52ZM90 198L93 199L94 201H96V200L99 198L101 201L103 200L104 203H103V204L99 203V202H101L100 200H98V204H97V201H96V202L91 201L92 204H93V203H96L95 206H94V204L92 205L91 202H89V201H90ZM113 198H114V197H113ZM160 198H159V200H160ZM169 198H172V199H170V200H172V201L169 202V200H168ZM181 198H182V199L185 198V200H182ZM221 198H220L219 200H221ZM46 199H47V200H46ZM178 199H180V201H179ZM187 199H188V202L186 201ZM216 199H217V198H216ZM216 199L213 198L212 200L215 201ZM230 199H231V197H230ZM230 199H226V200H228V201L225 200L226 202L222 199V202L224 201L225 203H228V204H229V203H230V202H229ZM263 199H264V198H263ZM77 200H78V199H77ZM108 200L110 201V198L107 199V202H108ZM114 200H115V198H114ZM117 200H118V199H117ZM137 200H138V199H137ZM139 200H140V199H139ZM142 200H143V199H142ZM181 200H182V201H181ZM231 200H232V199H231ZM46 201H47V202H46ZM52 201H53V202H52ZM54 201H56L57 204H56ZM111 201H112V200H111ZM183 201H184V202H183ZM243 201H247L248 204H247L246 202H243ZM250 201H251L252 203H251ZM262 201L264 202V200H261V202H260L261 204H262ZM37 202H41V203H38V205H39V204H40V205L42 204V205H41L42 207H40V205H39V208H38V211H37V213L40 214V215H36V210H37V207H38ZM43 202H44V203H43ZM45 202H46V203H45ZM83 202H84L85 204L87 203V204L85 205V207L87 208V211H86V208L83 206V204H84ZM88 202H89V203H88ZM107 202L105 203V205H107ZM119 202H116V203H119ZM126 202H125V203H126ZM131 202H132V203H131ZM136 202H137V201H136ZM136 202H135V204H136ZM145 202H146V201H145ZM161 202H162V201H161ZM239 202H240V201H239ZM48 203H49V204H48ZM54 203H55L56 205H58V207H59V206H60V207L58 208L56 205L54 206ZM139 203H141V206H144V205L146 204V203H145L144 205H142V203H144V201H141V202H139ZM225 203H224V205H227V204H225ZM249 203H251V204H249ZM35 204H36V205H35ZM45 204H47V206L53 204V205H51V206H53V207L48 206V207L51 208V210H49V208H48V209L46 208L47 206H46ZM89 204H91V205H89ZM126 204H127V203H126ZM167 204H166V205H167ZM34 205H35V206H34ZM139 205H140V204H139ZM159 205H162V204H160V202H159L158 206H157V204H156V207H157V208L160 207L161 210L166 206V205H165V206H163V208H162V206H159ZM262 205H264V204H262ZM36 206H37V207H36ZM44 206H45V208H44ZM74 206H75L76 208H74ZM87 206H88V207H87ZM91 206H92V207H91ZM93 206H94V207H93ZM103 206H104V207H103ZM135 206H136V205H135ZM137 206H138V202H137ZM147 206H148V205L146 204V207H147ZM229 206H230V204H229ZM254 206H257V205L254 203ZM254 206H253V207H254ZM33 207H34L36 210L33 209ZM67 207H69V208L71 207L72 209L74 208V210H75L76 212L80 211V209H79L80 207H81V212H82L83 209L85 208V213L87 212L88 214L86 213V214H87V215H86V214L83 212V215H84V216H82V220H81V221H82V222L85 221V223H86L87 220H88L87 223L92 222V223H91L92 225H93L94 223L97 222L96 225L98 224L97 226L100 228V230L103 231V232L106 231V233H102L100 230H99L100 232H99L98 230H96V231H98V232L93 231V229L95 228V226H94L95 224H94L93 226H91V224H90L91 227H90L87 223H86V225H83V223L80 224L81 221H80L79 219H80V217H81L82 214H81V215H79V214H80L81 212H80V213L78 212V213H79V214H78V213H76L75 211H73L71 208L68 209ZM83 207H84V208H83ZM144 207H145V206H144ZM144 207H142V208L140 207V208L143 209ZM146 207H145V208H146ZM156 207H155V208H156ZM40 208H43V209H40ZM53 208H54V209H53ZM55 208H56V209H55ZM62 208L64 209V211H63ZM65 208H66V209H65ZM82 208H83V209H82ZM97 208H95V209H97ZM136 208H137V207H136ZM136 208H135V209H136ZM140 208L138 207L137 209H140ZM145 208H144V209H145ZM148 208L153 210V208H151L150 205H149V207H147V209H148ZM165 208H166V207H165ZM165 208H164V209H165ZM251 208H252V207H251ZM255 208H256V207H255ZM39 209H40V211H39ZM58 209H60V211H58ZM61 209H62V210H61ZM67 209H68V210H67ZM77 209H79V210L77 211ZM95 209H94V210H95ZM128 209H130V208L128 207ZM133 209H134V208H132V210H133ZM137 209H136V210H137ZM160 209H159V210H160ZM216 209H217V208H216ZM216 209H215V210H216ZM256 209H257V208H256ZM256 209H255V210H256ZM33 210H34V212H33ZM52 210H54V211L52 212ZM55 210L58 211V212H56ZM66 210H67V212L69 211V212H68V213H69L68 216H69L70 214H71L70 216H72V214H73V216H75V217H73V216H72V217H73L74 219H75V218H76V219L73 220V218L71 219V217L69 216L70 220H72V221H69V218H68L67 214L64 215L65 213H67ZM71 210H72V211H71ZM101 210H102V209H101ZM126 210H125V211H126ZM155 210H156V209H155ZM155 210H154V211H155ZM157 210H158V209H157ZM157 210H156L155 212H157ZM159 210H158V212H159ZM206 210H210V209H206ZM206 210H205V211H206ZM212 210H214V209H212ZM212 210H210V211H212ZM218 210H219V212H220V214H221V210H220V209H217V211H218ZM252 210H254V209L252 208ZM255 210H254L253 212H255ZM41 211L44 212V213H42ZM46 211H47V212H46ZM48 211H50L51 213H50V212L48 213ZM61 211H62V212H61ZM70 211H71L72 213H70ZM90 211H93V210H90ZM127 211H129V210H127ZM130 211H131V210H130ZM163 211H164V210H163ZM163 211H161V212H163ZM210 211H209V212H210ZM59 212H60V213H59ZM64 212H65V213H64ZM73 212H75V213H73ZM110 212H108V213H110ZM115 212H114V214H115ZM212 212H213V214H217V216L214 215V216H216V217H218V216L220 215L219 213H217V212H215V211H212ZM239 212H240V211H239ZM242 212H243V213H242ZM242 212H240V215L242 214L241 216H243V217H245V218H248V217L245 216L246 214H248V211H246V214L244 213L245 210H243ZM256 212H257V211H256ZM45 213H46V214L48 213V215H46ZM58 213H59V216L61 215L59 218H58ZM61 213H62V214H61ZM89 213H90V215H91L92 217L89 216ZM94 213H95V214H94ZM124 213H125V214H124ZM223 213H224V212H223ZM223 213L221 214V215H222V218H221V215H220V218L218 217L221 221H223V222H224L225 220H226V221H229V222H227V223H230V221H231V223L233 222V223H232L233 225L235 224V225H234L235 228H233L234 226H233L231 223H230V224L232 225V227H231V225H229V226H230V227H229L228 224H227L226 221H225V223L227 224V225H225V226H228L229 228H231V230H232V228H233V231L235 230L234 232H233V231H229V230H228V231H225V230H227V229H224L225 226H224V227H220V228H222V230L224 229V230H223V233L226 234L225 236H226V237H227V236L230 237V235L228 234L229 232H232V233L234 234V233H236V231H237V232L239 231V232L241 233V236H239L240 234H239V232H238V233H236V234H238L239 237L235 234V235L237 236L236 238L239 239V240L241 241V243H242V242L244 243V241L246 242L245 238L248 237V236H246V235H248L249 233L245 235L244 232H243V234L246 236V237H245V236L242 234V232L239 230V227H240L239 224H241V223H240V219H239V218H238V219L236 218V217H238V215L235 216L236 214L234 213L235 215H233V217H235V218L233 219V217H231V216H232L231 214H233V213H228V216H229V214H230L231 219L227 220V219H225V218H227L228 216H226L225 218H223V216L226 215V214H223ZM251 213H252V211H251ZM251 213H250V214H251ZM33 214H34V216H33ZM41 214L44 215V216L41 217V216H42ZM49 214H50V216H49ZM54 214L57 215V218H58V219L55 218L56 216H55ZM75 214H76V215H79V217H78V216L76 217ZM110 214H111V213H110ZM123 214H124V215H123ZM158 214H159V215H162V213H161V214L158 213ZM213 214H212V215H213ZM218 214H219V215H218ZM255 214H256V213H255ZM51 215H52L53 217L50 219ZM85 215H86V216H85ZM93 215H95V216L93 217ZM104 215H105V216H104ZM252 215H253V213H252ZM35 216H37V217L35 218ZM39 216H40V217H39ZM46 216H47V217H46ZM64 216H67V217L65 218ZM87 216H88V217H87ZM247 216H248V215H247ZM253 216H254V215H253ZM255 216H256V215H255ZM255 216H254V217H255ZM33 217H34V218H33ZM44 217L47 218V219H50V220L45 219V221H44ZM63 217L65 218V220H64ZM84 217H87L88 219H87V218H84ZM125 217H126V216H125ZM125 217H124V221H123L124 223H125ZM230 217H228V218H230ZM40 218H41V219H40ZM53 218H54V219H53ZM67 218H68V220H67ZM94 218H97V219L100 220V221H98V220H96V219H94ZM250 218L252 219L251 216H250ZM36 219L40 220L41 222H40V221H39V222H35V224H37V225L35 226V224H34V220L36 221ZM55 219H56V220H55ZM60 219H61V220H60ZM85 219H86V220H85ZM89 219H90L91 221H90ZM118 219H119V218H118ZM118 219H117V221H118ZM223 219H224V220H223ZM38 220H37V221H38ZM51 220H53L54 223H55L56 221L59 222V223L61 224V226L59 225V223L57 224V222H56V224L59 225V227L56 226V225H54V223H52V226H50V225H51V222H53V221H51ZM59 220H60V221L64 220V221L60 222ZM83 220H84V221H83ZM92 220L94 221V223H93ZM120 220H122V219L120 218ZM233 220H234V221H233ZM235 220H236V221H235ZM254 220H255V221L257 220L256 217H255ZM42 221H43V222H42ZM47 221H49V222L51 221V222H50V225L48 224L49 222H47ZM74 221L76 222V224L78 223L77 226H76V224H75ZM78 221H79L80 223H79ZM154 221L157 223L158 220H154ZM154 221H153V222H154ZM98 222H99V223H98ZM100 222L103 224L102 227L99 226V225H101ZM119 222H120V221L115 222V223L113 222V223H114V225L116 224L115 226H117V225H118L117 223H119ZM123 222H122V225H123V226H122V225L118 226L119 229H120L121 226H122V227L125 226V224H123ZM155 222H154V224H155ZM234 222H235V223H234ZM39 223H41L42 225H40ZM46 223H47V224H46ZM209 223H210V222H208V224L204 226V227H205L204 229H203V227H202V229H203L204 231L206 230V228H208L209 226L211 227V225H213V224H210V225H209ZM225 223H224V224H225ZM236 223H237L238 225H237ZM38 224H39L41 227H40V226L38 227ZM120 224H121V223H120ZM158 224L160 225L161 223L158 221ZM158 224H156V226H157ZM204 224H206V223H203V225H204ZM33 225H34L35 227H34ZM62 225H63L64 227H66V228L63 227V230H62ZM72 225H75V226H72ZM78 225H79V226H80V225H81V226H82V225H83V226H86L87 229H88V226H89V227H90V228H89L90 230L88 229L89 232L86 233V231H87V230H85L86 228L84 229L83 226H82V227H79ZM87 225H88V226H87ZM114 225H111V226H114ZM236 225H237L238 227H237ZM243 225H244V224H243ZM243 225H242V226H243ZM32 226H33V227H32ZM48 226H49V227H48ZM54 226H55V227H54ZM37 227H38V229H37ZM51 227H54V228H51ZM56 227H58V228H56ZM60 227H61V230H62L61 233H64V229H65V233H70L69 230H71V233H72V234L70 233L71 235H74V234L76 233V231L78 232V231H80V230H82V229H84V230H85V233L88 234L87 237H89V236H91V235H94V234H91V233H92L91 231H93V232L95 233V235H96L97 233H102V234H99V235H97V236L100 237V235H102L101 238H103V240L100 239V238H97V236H95V235H94L95 237L93 236V237H91V238H93L92 240H94V238H95V241H96V242H98L99 240H101V242H99L100 244H101L102 241H103L104 244H105V243H106V244L108 243V245H106V244L104 245V244L102 243V244H103L102 247L104 246V248H101V249H100V247H101L100 244H99V246H100L99 248H98V246H97L96 248L94 247V246H96V245H94L95 241H93L94 243H93L92 241H90V242L93 243V244H89V245L86 244V243H90V242L88 241L89 238H86V236H85L86 234H85L84 232H82V231H80V232H82V233L85 234V235H83V234L80 233V234H79L80 236H78V234H75V237H74V236H71V237H72V238H71V237L68 236V235H70V234H66L69 238H68L66 235H64V237H60V235L63 236V234H60V231H61V230H60ZM67 227H68L69 229H68ZM92 227H93V228H92ZM98 227H97V229H99ZM118 227H117V228H118ZM125 227H126V229H127V226H125ZM158 227H159V226H158ZM210 227H209V228H210ZM214 227H215L214 229H216L217 226H215V224H214ZM228 227H225V228H228ZM243 227H244V226H243ZM32 228H34L33 231H32ZM35 228L37 229V231H38L39 229H40L41 231L39 230L40 232H38V234H36L37 231H36ZM48 228H49V231H50V232H49V231H48V232L51 234L50 238H49V237H45V236L50 235L48 232L45 233V231H47ZM70 228H72V229H70ZM73 228H75V229H73ZM76 228H77V230H76ZM79 228H80V230H79ZM109 228H110L111 230H110ZM209 228H208V229H209ZM211 228H213V227H211ZM211 228H210V229H211ZM236 228H238V230H236ZM241 228H242V227H241ZM241 228H240V229H241ZM244 228L247 229L246 227H244ZM249 228H250V227H248V232H249V231L252 232V230H253V235H251V236H253V238H252L251 236H249V237H251V238L248 237L247 239H251V240H253V239H254V240H255V239H258V236H259V235H260L259 237H263V239H264V232H263L264 229H263V231H262V229H261L260 227H259V228H253V229L250 228L251 230H249ZM42 229H43L44 231H43ZM51 229H52L53 231H51ZM54 229H55V230H54ZM66 229H67V231H66ZM91 229H92V230H91ZM105 229H107L108 231L105 230ZM126 229H125V230L122 229L121 233H118V231L120 232L121 229H120V230L117 229V233H118V235H119V234H123V237H125L124 234H126ZM160 229H161V228H160ZM160 229H159V230H160ZM218 229H219V228H218ZM256 229H257V231L261 232L263 235L260 234V233H258V232L256 231ZM56 230H58L57 232H59V233L56 232V234H55V231H56ZM84 230H83V231H84ZM109 230H110V231H109ZM220 230H221V229H220ZM241 230H242V229H241ZM243 230H244V229H243ZM68 231H69V232H68ZM113 231H116V229L113 230ZM123 231H124L125 233H122ZM206 231H208V230H206ZM224 231H225V232H224ZM255 231H256V232H255ZM28 232H29V233L31 232V233H30V237H31V238L34 237L33 240L36 238V239H35V240H36L35 242H37V244H36L37 246L35 245V242H34V243L32 242V241H33L32 239H30V238H28V240L25 239V238H27V236L29 237V233H28ZM52 232H54V233H52ZM254 232L257 233V234H255ZM25 233H28V234H25ZM33 233H34V236L32 235ZM40 233H41V234L43 233V234H46V235L43 236V234H42L40 237H38L37 235H39ZM78 233H79V232H78ZM113 233H115V232H113ZM113 233L110 234V237L114 236ZM117 233H115V234H117ZM220 233H222V232H220ZM245 233H247V232H245ZM47 234H48V235H47ZM54 234L57 235V236H55ZM59 234H60V235H59ZM103 234H104V235H103ZM224 234H222V236H223ZM251 234H252V233H251ZM254 234H255V235H254ZM23 235H24V236L26 235V236L24 237ZM35 235H36L37 237H35ZM52 235H53V236H52ZM58 235H59V237H58ZM111 235H112V236H111ZM257 235H258V236H257ZM261 235H262V236H261ZM76 236H77V237H76ZM82 236L84 237L83 239H81ZM137 236H138V235H137ZM243 236H244L245 238H244ZM22 237H23V238H22ZM41 237H42V240H44V241H43L44 243H45V241H47V242L45 243L46 245H45L44 243H43V244H44L43 246H42V244H38V241H39V243H42ZM43 237H45V238L43 239ZM51 237H52V238H51ZM53 237H55V240H56V241H57V239L59 238L58 241H57L58 244H55V243H57V242H55V240H54ZM56 237H57V239H56ZM65 237H66V238H65ZM79 237H81V238H80V241H79ZM115 237H116V239L118 238L117 235H115ZM119 237H120V235H119ZM138 237H139V236H138ZM231 237H232V236H231ZM231 237H230V238H231ZM240 237H243V238H244V239H242L243 241L240 239ZM254 237H257V238H254ZM47 238H48V239H47ZM60 238H61V239L65 238V239H63L64 242H63V240H61ZM67 238H68V239H67ZM70 238L72 239V242H73L74 240H75V242H76V239L78 238V239H77V242H79V244H77V242H76V243L74 242V244H73V245H76V247L79 246V247H77L78 250H79V252L76 251V248H74L73 245H72V253H74L73 256H72V254L70 255V253H71V244H72V242H71V244H70V240H71ZM121 238H122V235H121L120 238L117 239V241H116V239H114L113 237L110 238V239H111V240L113 239V240H115L116 242H120ZM222 238H224V236H223ZM227 238H228V237H227ZM227 238H225V239H226L227 242H228V239H227ZM230 238H229V240H232V239H230ZM233 238H235V236H234ZM22 239H23V240H22ZM39 239L41 240V242H40ZM46 239H47V240H46ZM49 239H50V240H49ZM51 239H53V240H51ZM73 239H74V240H73ZM84 239H87V242H86ZM96 239H98V240H96ZM119 239H120V240H119ZM139 239H140V238H139ZM259 239H260V238H259ZM261 239H262V238H261ZM25 240H26V241H29V242H26ZM31 240H32V241H31ZM90 240H91V239H90ZM104 240H105V241H104ZM111 240H109V241H110V242H114V241H111ZM118 240H119V241H118ZM122 240L125 242V239H124V238H123ZM122 240H121V242L124 243ZM233 240H235V239H233ZM233 240H232V241H233ZM20 241H21V242H22V241H25V242L21 243ZM50 241H51V244H47L48 242L50 243ZM61 241L63 242V243H61V244H64V245H62L63 248H64V249L62 248L63 251L61 250V247H62L61 244H60ZM30 242H31V243H30ZM54 242H55V243H54ZM81 242H82V243H81ZM83 242H86L85 244H86L87 247L84 246V243H83ZM208 242H209V241H208ZM208 242H207V243H208ZM233 242H234V241H233ZM19 243L23 245V250H21L22 246H21ZM24 243H25V244H24ZM52 243H53V246H54V244H55L56 247H57V245H58V249H59V250L55 249V246H54L53 248H54L55 251L57 250V251H59V252L56 251V252H57V253H56V252H54V250H50L49 245L51 246V249H53V248H52ZM211 243H212V242H211ZM211 243H210V244H211ZM26 244H27V245H26ZM29 244H30V245H29ZM59 244H60V248H59ZM80 244H81V246H82L83 248L80 246ZM95 244L98 245V243H95ZM112 244H113V243H110V245H112ZM124 244H125V243H124ZM124 244L117 243V244H113V246L117 245V246L120 247L121 250L123 251L124 248H123L122 246H124ZM212 244H213V243H212ZM212 244H211V245H212ZM18 245H20L21 248H20ZM31 245H33V246H31ZM47 245H48V246H47ZM90 245H91L92 247H91ZM207 245H208V244H207ZM211 245H210V246H211ZM213 245H214V244H213ZM213 245H212V246H213ZM243 245H245V244H243ZM34 246H35V248H34ZM38 246H39V248H38ZM40 246H41V247H40ZM45 246H47L48 249L46 248V249H45L46 251H45V250L43 251V249H44ZM89 246L91 247V249L89 248V251H87V248H88ZM117 246H116V247H113V248H114V249H117V250L120 252V248H117ZM208 246H209V245H208ZM80 247H81V250H80ZM85 247H86V248H85ZM108 247H106L105 250H106V251L108 250V252L111 253V250H112L113 248L110 250V247H109V248H108ZM111 247H112V246H111ZM31 248H32V249H31ZM40 248H41V249H40ZM97 248H98V250L100 249L99 251L97 250V251L99 252V253H98V252H97V253L100 254V258H101V260H98V259H100V258H99V256H96L97 253H96V255H95L96 250H94V251H95V252H93L94 254L92 253L93 249H97ZM33 249H34V250H33ZM38 249H40L41 251L39 250V251H40V252H39ZM73 249H75V250L73 251ZM83 249H84V250H83ZM263 249H264V248H263ZM20 250H21V251H20ZM47 250H50V252L52 251V252H53V255L48 251V254H49V253H50V254H49V255L47 254V256H49V257H48V259H47L46 261H47V262H48V261H53L54 263H52V262H51V263H49V262L47 263V262L45 261V259H46V258H45V256H46V255H45V254H46L45 252H47ZM64 250H65V251H64ZM82 250L84 251V253H81L83 256L80 254V252H83ZM90 250H91V253H92V254L90 253ZM105 250H104V251H105ZM109 250H110V251H109ZM117 250H112V252H113V251H117ZM255 250L257 251L258 248L255 249ZM22 251H24V252H22ZM31 251H33V252L35 251V252H34L35 254H33V252L31 253ZM36 251H37L38 253H36ZM86 251H87L88 253H87ZM101 251L103 252V250H101ZM106 251H105V252H106ZM118 251H117V252H113V253L117 254L118 256L123 257L122 254L119 255L120 253H118ZM256 251H254V252H256ZM259 251H260V253H258ZM261 251H264V250H262V248H260V249L258 250V252H256L257 254L255 253L256 255L253 254V255L256 256V259H255V257H254L252 254H250V257L253 256V257H254V259H253L254 261H255V260H256V261H260V258H261L262 260H264V254H263V258H262ZM21 252H22L23 254L25 253V256H24ZM41 252H42V253H41ZM43 252H44V254H43ZM85 252H86V253H85ZM108 252H106V253L103 252L104 254L102 253V255H105V254H107ZM26 253H27V254H26ZM28 253H29V255H28ZM39 253H40V254H39ZM55 253L57 254V256H56ZM61 253H65V254H63V256H62ZM121 253H123V252H121ZM262 253H263V252H262ZM21 254H22V256H21ZM41 254H43V256H40ZM79 254H80V255H79ZM85 254H86V255H85ZM87 254H88V255H87ZM259 254H261V256H260ZM26 255H27V256H26ZM51 255H52V257H51L52 260H49V258H50ZM68 255H69V256H72V257L69 258ZM257 255H258V256H257ZM53 256H54L55 260H54ZM55 256H56V257H55ZM88 256H89V257H88ZM90 256H91V257H90ZM92 256H93V257H92ZM115 256H116V255H115ZM118 256H116V257H118ZM127 256H128V255H126L124 258H126ZM259 256H260V257H259ZM18 257H19V259H18ZM22 257H23V258H22ZM62 257H63V260L61 259ZM82 257H83V258H82ZM85 257H86V258H85ZM94 257H95L96 259H95ZM121 257H120V258H121ZM128 257H129V258H132V256H131V257L128 256ZM231 257H232V256H231ZM231 257L228 256V259L231 258ZM253 257H252V258H253ZM258 257H259V258H258ZM20 258H22V259H20ZM26 258H29V259L25 260ZM38 258H39V259H38ZM43 258H44V259H43ZM84 258H85V259H88V260L85 262V259H84ZM118 258H119V257H118ZM120 258H119V259H120ZM23 259H24V260H23ZM40 259H41V260H40ZM60 259H61L62 261H61ZM83 259H84V260H83ZM93 259H95L96 261L93 260ZM119 259L116 258V260H119ZM127 259H128V258H127ZM257 259H259V260H257ZM31 260H32V262H31ZM120 260H121V259H120ZM120 260H119V261H120ZM251 260H252V259H251ZM262 260H261V261H262ZM36 261H37V262H36ZM43 261H45V262L42 263ZM56 261H57V260H56ZM113 261H114V260H113ZM113 261L111 262V260H109L108 262H109V264H111V263H112V264H120V262H121V264H122V263H123V262H122V261H123V258H122V260H121L120 262L118 261V262H116V263H115V262L113 263ZM126 261H127V263L124 262L123 264H128L129 261H131V260H129V261L126 260ZM20 262H21V263H20ZM90 262H89V263H90ZM100 262H101V263H100ZM108 262H106V264H108ZM110 262H111V263H110ZM135 262L137 263V262H139V261L136 260ZM262 262H263V261H262ZM56 263H55V264H56ZM89 263H88V264H89ZM91 263H90V264H91ZM104 263H105V262H104ZM104 263H103V264H104ZM136 263H135V264H136ZM256 263H258V262H256ZM129 264H132V263L130 262ZM133 264H134V262H133ZM137 264H138V263H137ZM261 264H264V263H261Z\"/></svg>",
  "mask_w": 264,
  "mask_h": 264
},
{
  "label": "bare ground",
  "instance_id": "2",
  "mask_svg": "<svg viewBox=\"0 0 264 264\" xmlns=\"http://www.w3.org/2000/svg\"><path fill=\"white\" fill-rule=\"evenodd\" d=\"M1 1H2V0H1ZM3 1H4V2H0V4H1V3H3V4H5V3H6V4L9 3V1H7V0H6V2H5V0H3ZM14 1H15V0H14ZM14 1H13V3L16 4V5H18L17 2H14ZM24 1H26V0H24ZM29 1H31V0H29ZM36 1H37V0H36ZM43 1H45V0H43ZM46 1H47V0H46ZM50 1H52V0H50ZM54 1H58V0H54ZM54 1H52V2H54ZM63 1H64V0H63ZM63 1L61 0V2H63ZM68 1H69V0H68ZM78 1H79V0H78ZM81 1H82V0H81ZM85 1H88V0H85ZM92 1H93V0H92ZM108 1L111 3V0H108ZM114 1H115V0H114ZM119 1H120V0H119ZM123 1H124V0H123ZM131 1H132V4H131V5L133 6V4H134L133 1H134V0H131ZM136 1H137V0H136ZM138 1H141V0H138ZM145 1H146V0H145ZM168 1H169V0H168ZM181 1H182V2H181ZM181 1H180L181 6L179 5L180 7H178L177 10L183 11V12L185 13L186 10L191 9V8H192V9H193V8H194V9H196V8L199 9V4L196 3V2H199V1H202V4H203V3L206 4V3H208V2H209L211 5L213 4V5L215 6V8L217 9V12H218V10H219V12H221V11H227V10L231 12V11L234 10V5H235L237 2L248 1V0H181ZM249 1L251 2V0H249ZM254 1H255V0H253V2H254ZM256 1H257V2L259 1L258 4H260V2H261V5L264 3V0H256ZM11 2H12V1L10 0V3H11ZM19 2H20V1H19ZM32 2H33V1H32ZM69 2H70V1H69ZM72 2H73V1H72ZM74 2H76V1H74ZM83 2H84V0H83ZM96 2H97V0H96ZM100 2H101V1H100ZM100 2H99V3H100ZM104 2H105V0H104ZM104 2H101V3L104 4ZM106 2H107V0H106ZM117 2H118V1H117ZM121 2H122V1H121ZM125 2H126V1H124V2H122V3H125ZM153 2H154V0H153ZM171 2H172V1L170 0L169 3H171ZM177 2H178V0H177ZM253 2H252V3H253ZM22 3H23V2H22ZM25 3H27V2H25ZM25 3H23L22 5L25 6V5H24ZM36 3H37V5H40V4H38V3H42V2H41V1H40V2L37 1ZM44 3L47 4V2H44ZM65 3H68V2L65 1ZM70 3H71V2H70ZM78 3H79V2H78ZM85 3H86V4H84V6H85V5H88V4H89V1H88V2H85ZM107 3H108V2H107ZM107 3L104 4L105 7H106ZM135 3H136V2H135ZM146 3L148 4L149 2H146ZM167 3H168V2H167ZM173 3H174V2H173ZM178 3H179V2H178ZM50 4H51V3H50ZM50 4H48V5H50ZM54 4H55V3H54ZM61 4H62V3H61ZM76 4H77V2H76ZM90 4H92V3H90ZM90 4H89V6H87V7H89V9H90V6H91ZM102 4H100V5L103 6ZM129 4H130V2L128 3V5H129ZM139 4H140V3H139ZM139 4H137V5H139ZM142 4H145V2L142 3ZM147 4H146V5H147ZM151 4H152V3H150V5H151ZM162 4H163V3H162ZM176 4H177V3H176ZM247 4H248V3H247ZM1 5H2V4H1ZM1 5H0V6H1ZM9 5H10V4H9ZM16 5H15V6H16ZM26 5H27V4H26ZM37 5H35V6H37ZM42 5H43V4H42ZM42 5H40V7H43L45 4H44L43 6H42ZM48 5H46L45 7L48 8V7H49ZM55 5L57 6L58 4H55ZM64 5H66V4H64ZM64 5H63V6H64ZM70 5H71V4H70ZM78 5H79V4H78ZM80 5H83V4L80 3ZM80 5H79V6H80ZM94 5H96V3H95ZM97 5H99V4H97ZM97 5H96V6H97ZM110 5H111V4H110ZM110 5H109V6H110ZM112 5H113V4H112ZM112 5H111V6H112ZM123 5H124V4H123ZM131 5H129V6L131 7ZM134 5H135V4H134ZM152 5H153V4H152ZM158 5H159V4H158ZM160 5H161V3H160ZM236 5H237V4H236ZM236 5H235V10H237V9L240 8V7H239V8L237 7V9H236ZM252 5H253V4H252ZM252 5H251V6H252ZM3 6H4V5H2V7H3ZM7 6H8V4H7ZM18 6H19V5H18ZM20 6H21V5H20ZM30 6H31V2H30ZM32 6H34V4H33ZM47 6H48V7H47ZM56 6H55V7H56ZM58 6H59V5H58ZM73 6H74V4H73ZM73 6H72V7H73ZM96 6L94 7L95 9H96ZM101 6H100V7H101ZM114 6H115V5H114ZM124 6L127 8V5H124ZM129 6H128V8H129ZM161 6H162V5H161ZM168 6H169V9L171 10V7L173 6V4H172L171 7H170V4H168ZM214 6H212V7H214ZM242 6H243V4H242ZM249 6H250V5H249ZM254 6H255V4H254ZM263 6H264V5H262L261 8H264ZM10 7H12V6L10 5ZM37 7H38V6H37ZM37 7H35V8H37ZM59 7H60V6H59ZM59 7H58V8H59ZM66 7H67V6H66ZM76 7H77V5H76ZM82 7H83V6H82ZM82 7H81V8H82ZM100 7H99V9H100ZM105 7H104V9L101 7L103 11L105 10ZM112 7H113V6H112ZM120 7H121V6H120ZM120 7H119V8H120ZM122 7H123V6H122ZM135 7H136V5L134 6V11H133L134 13L136 12V10H137V12H138V8L136 7V10H135ZM139 7H140V5H139ZM146 7H148V5H147ZM149 7H150V6H149ZM165 7H166V6H165ZM173 7L176 8V5L173 6ZM244 7H245V6H244ZM0 8H1V7H0ZM4 8L6 9L7 7H4ZM12 8H14V7H12ZM25 8H26V7H25ZM38 8H39V7H38ZM50 8H52V7H50ZM56 8H57V7H56ZM60 8L62 9L63 7H60ZM60 8H59V9H60ZM77 8H79V7H77ZM81 8H80V9H81ZM85 8H86V6H85ZM91 8H93V7L91 6ZM108 8H109V7H108ZM115 8H116V7H113V8H112L113 11H112V12L109 11V12H110L111 14H112V13L114 14V11H117V8H116V10H114ZM143 8H144V7H143ZM241 8H242V7H241ZM2 9H3V8H2ZM10 9H11V8H10ZM10 9H9V11H11V13H13L12 10H10ZM14 9H15V8H14ZM19 9L21 10L20 7H19ZM22 9H23V8H22ZM31 9L34 10V8H31ZM59 9H58V10H59ZM61 9H60V10H61ZM64 9H66V8H64ZM86 9H87V8H86ZM89 9H87V11H89ZM129 9H130V8H129ZM131 9L133 10V7H132ZM140 9H141V8H140ZM149 9H150V11H151V9H152L153 11H152L151 13L154 14V9H153L152 7L149 8ZM149 9L147 10V9L145 8L144 10L142 9V11H141V10H139V11H141L140 13H141V15H142V12H143V11L145 12V11L147 10V12H148ZM156 9H157V8H156ZM160 9H161V8L159 7V9H157V11H159ZM167 9H168V7H167ZM169 9H168V11H170ZM172 9H173V8H172ZM204 9H205V7H204ZM204 9L201 8V10H203V11H204ZM242 9H243V8H242ZM242 9H240V10L242 11ZM245 9L247 10V6H246V8H244V11H245ZM3 10H4V9H3ZM6 10H7V9H6ZM6 10H5V11H6ZM37 10H38V9H37ZM37 10H36V11H37ZM46 10H47V12H48V9H46ZM52 10H53V11H52V14L49 12L50 15H53L54 9H52ZM58 10H57V12H58ZM74 10H75V9H74ZM83 10H84V8H83ZM83 10H81V11H83ZM96 10H97V9H96ZM100 10H101V9H100ZM106 10H107V9H106ZM106 10H105V12L108 13L107 11H108L109 9H108L107 11H106ZM123 10L126 11V10H128V9H124V8H122V10H118V12H119V11L122 12ZM162 10H163V12H164V11L166 10V8H165V10L162 8ZM206 10L208 11L209 9H206ZM235 10H234V12H235ZM250 10H251V9H250ZM255 10H256V7H255ZM21 11H22V10H21ZM21 11H20V12H21ZM36 11H34V12H36ZM39 11H41V8H40ZM55 11H56V10H55ZM81 11H80V12H81ZM85 11H86V10H85ZM85 11H84V12H85ZM87 11H86V12H87ZM90 11H92V9H91ZM125 11H123V12H125ZM150 11H149L148 13H150ZM172 11H173V10H172ZM172 11H171V12H172ZM174 11H175V10H174ZM210 11H211V10H210ZM214 11L216 12V10H214ZM247 11H249V9H248ZM14 12H16V11H14ZM61 12H62V11H61ZM68 12H69V10H68ZM74 12H75V11H74ZM86 12H85V13H86ZM92 12H93V11H92ZM94 12H96V11H94ZM118 12H117V14H118ZM147 12H146V13H147ZM155 12H156V11H155ZM160 12H161V10H160ZM215 12H213V14H215ZM8 13H9V12H8ZM17 13H19V12L17 11ZM21 13H22V12H21ZM26 13H27V12H26ZM31 13H32V12H31ZM31 13H30V14H31ZM45 13H46V11H45ZM45 13H44V15H46ZM58 13H60V11H59ZM63 13H64V15L66 14V12H63ZM63 13H62V14H63ZM70 13H71V9H70ZM70 13H69V14H70ZM77 13H78V11H77ZM77 13H76V14H77ZM81 13H82V12H81ZM81 13H80V14L78 13L77 15H81ZM85 13H83V14H85ZM87 13H89V12H87ZM87 13H86V14H87ZM90 13H91V12H90ZM98 13H99V12H98ZM110 13H109V14H110ZM126 13H127V12H126ZM157 13H158V12H157ZM157 13H155V16L157 15ZM165 13H166V12H165ZM169 13H170V12H169ZM169 13H168V14H169ZM178 13H179V11H178ZM184 13H182V14H184ZM221 13L223 14V12H221ZM253 13H254V12H253ZM0 14H1V13H0ZM3 14H4V12H3ZM6 14H7V13H6ZM41 14H42V13H40V15H41ZM56 14H57V13H56ZM60 14H61V13H60ZM67 14H68V13H67ZM95 14H97V13H95ZM95 14H94V16H95ZM99 14H100V13H99ZM99 14L96 15V16H97L96 19H98ZM101 14L105 15V13H102V11H101ZM111 14H110V16H111ZM115 14H116V12H115ZM115 14H114V15H115ZM117 14H116L115 16L113 15L114 17H113V16H111V17H113V19H114V18L117 16ZM122 14H124V13H121V16H123ZM131 14H133V13L131 12ZM131 14H130V15H131ZM135 14H136V17H137V13H135ZM135 14H134V15H135ZM159 14H160V13H159ZM188 14H189V13H188ZM195 14H196V13H195ZM210 14H211V13H210ZM216 14H217V13H216ZM218 14H220V13H218ZM222 14H221V15H222ZM20 15H21V14H20ZM20 15H17V16L19 17ZM25 15H26V14H25ZM32 15H33V14H32ZM35 15H36V13H35ZM57 15H58V14H57ZM87 15H88V14H87ZM87 15H85L84 18H86ZM89 15H90V14H89ZM106 15H108V14H106ZM125 15H126V14H125ZM125 15H124V17H125ZM127 15H128V13H127ZM127 15H126V16H127ZM134 15H132V17H135ZM143 15H145V14H143ZM143 15H142V16H143ZM149 15H150V14H149ZM179 15H180V14H179ZM186 15H187V13H186ZM190 15H191V13H190ZM224 15L226 16V14H224ZM236 15H237V14H234V15H232V16L235 17ZM37 16H38V14H37ZM37 16H36V17H37ZM53 16H54V15H53ZM66 16H67V15H66ZM69 16H70V15H68V16L65 17V18L67 19ZM71 16H73V15H71ZM82 16H84V15H82ZM110 16H109V17H110ZM118 16H119V14H118ZM128 16H129V15H128ZM128 16H127V18L129 19V22H131V21H133L134 23L137 22L136 24H138V25H139L140 21L145 17V16H143L142 19H141L140 17H139V18L137 17V19H139V20H138L139 23H138V21L135 22V21L133 20V19H135L136 17H135V18H132V17L130 16V17H131V19H130V17H128ZM138 16H139V15H138ZM147 16H148V14H147ZM147 16H146V17H147ZM153 16H154V15H153ZM261 16H262V15H261ZM261 16H260V17H261ZM4 17H6V16H4ZM13 17H14V16H13ZM21 17H23V16H21ZM34 17H35V16H34ZM38 17H39V16H38ZM41 17H42V20H43V14L41 15ZM41 17H40V18H41ZM56 17H57V16H56ZM62 17H63V15H62ZM76 17H77V16H76ZM80 17H81V16H80ZM90 17L93 18L92 16H90ZM101 17H102V15H101ZM101 17H100V18H101ZM109 17L104 16V18H107V19H108ZM111 17H110V19H111V20H110V23H112L111 21H113ZM146 17H145V18H146ZM151 17H152V15H150V18H151ZM179 17H180V16H179ZM262 17H264V16H262ZM262 17H261V18H262ZM10 18H11V17H10ZM15 18H16V17H15ZM26 18H28V17H26ZM45 18H46V17H45ZM45 18H44V20H45ZM48 18H49V17H48ZM50 18H51V17H50ZM63 18H64V17H63ZM71 18H72V17H71ZM71 18H68V19H71ZM84 18H83V22L86 21V19H87L88 17H87L86 19H84ZM91 18H88V19H91ZM100 18H99V19H100ZM147 18H148V17H147ZM150 18H149V19H150ZM200 18H201V17H200ZM5 19H6V18H5ZM8 19H9V18H8ZM33 19H34V18H33ZM52 19L54 20V17H53ZM55 19H56V18H55ZM58 19H59V18H58ZM68 19H67V21H66L67 23L69 22ZM78 19H79V16H78ZM116 19H117V20H118V19L120 20L121 17H120V16H119V17H116L115 20H116ZM128 19H127V21H128ZM140 19H141V20H140ZM198 19H199V18H198ZM0 20H1V19H0ZM20 20H22V19H20ZM20 20H19V21H20ZM25 20H27V19H25ZM42 20H41V21H42ZM64 20H65V19H64ZM71 20H72V19H71ZM75 20H76V18H75ZM75 20H74V21H75ZM80 20H81V19H79V21H80ZM103 20L106 21V20L103 19V17H102V21H103ZM115 20H114L113 22H115ZM121 20H123V18H122ZM121 20H120V21H121ZM125 20H126V19L124 18V21H123V22L121 21V22L124 23ZM130 20H131V21H130ZM144 20H145V19H143L142 22H143ZM146 20H148V19H146ZM146 20H145V22L149 24L150 20H149V22H147ZM204 20H205V18H204ZM204 20H203V17H202V20H201V21L203 22ZM6 21H7V20H6ZM8 21H9V20H8ZM10 21H11V19H10ZM14 21H15V19H14ZM19 21H18V22H19ZM37 21H38V20H37ZM37 21H36V22H37ZM39 21H40V20H39ZM41 21H40V22H41ZM45 21H46V20H45ZM49 21H51V19H50ZM55 21H56V20H55ZM58 21H59V20H58ZM60 21H61V20H60ZM89 21H91V22L93 23L94 20H89ZM100 21H101V20H100ZM102 21H101L100 23H98V24H101ZM120 21H119V22L116 21V24L118 23L117 25H119V24H120ZM127 21H126V22H127ZM15 22H16V21H15ZM22 22H23V21H22ZM46 22H47V21H46ZM62 22H63V21H62ZM70 22H71V21H70ZM72 22H73V21H72ZM72 22H71V24H72ZM77 22H78V21H77ZM94 22H95V21H94ZM107 22H108V21H107ZM126 22L124 23V25L127 27V25L129 24V22H127L128 24H127ZM133 22H131V23L134 24ZM142 22H141V23H142ZM145 22H143V23H145ZM6 23H7V22H6ZM10 23H11V22H10ZM32 23H33V22H32ZM41 23H42V22H41ZM49 23H50V22H49ZM56 23H57V22H56ZM58 23H60V22H58ZM67 23H66V24H67ZM75 23H76V21H75ZM80 23H81V21H80ZM88 23H90V22H88ZM92 23H91V24H92ZM110 23H109V24H110ZM122 23H121V24H122ZM131 23H130V24H131ZM143 23H142V24H143ZM178 23H179V22H178ZM189 23H190V22H189ZM204 23H205V22H204ZM230 23L232 24L233 22H230ZM8 24H9V23H8ZM23 24H24V23H23ZM27 24H29V23H27ZM47 24H48V23H47ZM50 24H51V25H49V26L51 27V26H52V22H51ZM62 24H63V23H62ZM66 24H65V27H63V29H64V28L66 29V26H68V25H66ZM77 24H78V26H79V23H77ZM83 24H84V23H83ZM86 24H87V22H86ZM86 24H85L84 26H86ZM91 24H90V25L87 24V26H88V25L91 26ZM103 24H104V23H102V25H103ZM121 24L119 25V28H120V26H121V28H120V30L118 29V31L121 32L123 29H125V30H124V32H125V31H126V28H123V29H122V27H125V26H123V25H121ZM126 24H127V25H126ZM136 24H134L133 26H132V25H130V26H131L132 28H133L134 26H135V28L137 27L136 29H137L138 32H136V33L140 35V33H142V32L139 33V30H138L139 28H138V25L136 26ZM150 24H151V22H150ZM153 24H154V23L151 24L152 26L149 25L150 27H153L152 29H151L149 26H147V24H145V25L143 24V25H141V26L139 25V26H140V27L145 26L147 29H144V27H142V28L144 29L145 32L148 31V30L150 29V32H148L149 35H148L147 33H146V34H147L149 37H150V36L152 37V34H154V32H157L156 34H159V33H160L159 31H161V27H160V30H159V28L157 27V29H158L159 31H154V30H157V29H154V27H155L154 25L157 26V24H154V25H153ZM180 24H181V23H180ZM199 24L201 25L202 23L199 22ZM235 24H237V23H235ZM12 25H13V24H12ZM17 25H18V24H17ZM19 25H20V24H19ZM19 25H18V26H19ZM21 25H22V24H21ZM25 25H26V24H25ZM29 25L31 26V24H29ZM37 25H38V24H37ZM54 25H55V24H54ZM59 25H60V24H59ZM75 25H76V24H75ZM75 25H73V26H75ZM92 25H94V24H92ZM107 25H108V23H107ZM107 25H106V22H105V25H103L104 28H105V30L103 29L104 32L107 31V30H109V28L107 29L106 27H110L111 24L108 25V26H107ZM112 25L114 26L115 23L112 24ZM112 25H111V26H112ZM117 25H115L114 27H110V29H111V28L114 29L115 27H118ZM185 25H186V24H185ZM197 25H198V22H197ZM197 25L195 24V26H197ZM205 25H206V24H205ZM205 25L203 24V26H205ZM227 25H228V23H227ZM227 25H226V26H227ZM263 25H264V24H263ZM18 26H17V28H18ZM40 26H41V25H40ZM45 26H46V25H45ZM71 26H72V25H71ZM71 26H68V27H71ZM84 26H83V30H85V27H84ZM95 26H96L97 29L94 28L93 26H91V28L93 27V30H94V29H96V30H98V29L100 30V29H101L99 26L96 25V23H95ZM158 26H161V25L158 24ZM183 26H184V25H183ZM195 26H194V24H193V28H195V30H197ZM206 26H207V27H206ZM206 26H205V27H206V32L204 31L205 29L202 30L203 27L198 26V27H199L198 29H201L202 31L205 32V33H203L204 36L202 35V32H200V34H199V32L197 31V33H198V35H199L198 37L201 38V39H200L201 42L204 40L203 38L206 37V38L209 40L208 42L210 43V42H211V39H212L211 37H213V36L210 35V34L213 33L212 30H214V29L210 30V31H212V32L208 35L207 33L210 32V31H208V30H209V29H208V24H207ZM209 26H210V25H209ZM228 26H229V25H228ZM231 26H232L233 30H235V29H234V28H235V25H231ZM233 26H234V27H233ZM236 26H237V25H236ZM6 27H7V26H6ZM15 27H16V26H15ZM23 27H24V26H23ZM25 27H26V26H25ZM33 27L36 28L35 25H34ZM43 27H44V26H43ZM43 27H42V28H43ZM47 27H48V25H47ZM55 27H56V26H54V28H55ZM58 27L61 28V26H58ZM58 27H57V28H58ZM68 27H67V28H68ZM80 27H81V26H79L78 28H80ZM98 27H99V28H98ZM162 27H163V26H162ZM181 27H182V26H181ZM185 27H186V26H185ZM185 27H182V28H185ZM211 27H213V26H211ZM214 27H216V26H214ZM218 27H219V26H218ZM237 27H239V26H237ZM11 28H12V27H11ZM11 28H10L9 31H14L15 28H13V29H11ZM38 28H39V27H38ZM42 28H41V29H42ZM51 28H52V27H51ZM72 28H73V27H72ZM72 28H71V29H72ZM75 28H77V26H76ZM75 28H73V29L76 30ZM102 28H103V27H102ZM148 28H149V29H148ZM155 28H156V27H155ZM164 28H166V27H164ZM182 28H181V30L183 31ZM216 28H217V27H216ZM229 28H230V26H229ZM229 28L226 27V28H225L226 31H228V30L231 29V28H230V29H229ZM3 29L5 30V28H3ZM3 29L0 30V31H3ZM8 29H9V27H8ZM27 29H28V27H27ZM31 29H32V27H31ZM36 29H37V28H36ZM46 29H47V28H46ZM48 29H49V28H48ZM68 29H69V28H68ZM71 29H70V30H71ZM81 29H82V28H81ZM89 29H90V28H89ZM106 29H107V30H106ZM113 29H112V30H113ZM116 29H117V28H116ZM116 29H114V31H111L112 33H113V32H114V33L116 32L115 35H114L115 37H114L113 35H112V37H111V38L114 39V40H112V41L110 40V39H111V38H110V36H111V32H109V31H108V32L110 33V34H109L110 36L108 35V37H107L108 40L105 38L106 36H104V38H105L107 41H109V40H110V42H113V41H114L113 45H110V44H107V43H103V44H105V45L107 44V45H109V46H113V47H110V49L113 48L114 50H113V49H111V50H113L114 53H115V52H118L117 50H119V52H120V51H121L120 49H122V48H123V51H124V50H125L124 47H126V46H125V43L127 42L126 44H129V42H131V41H132V43H134V42L136 41V39L138 38V37H136V36H139V35H136V36H135L136 39H135V37L129 39L130 37H133V35L129 32V31H130V30H129L130 28H129V25H128L127 29L129 30L128 32H129L130 34H127V33H128L127 31H126L127 33L125 32V34H126L125 37H126L127 35H128V36L130 35L129 38H128V37L125 38V39H128V40H129V42H128V41H126V40H124L123 38L120 37L121 35L123 36L124 33L120 35V34H119L120 32H119V33H118V36L116 35V34H117V30H116ZM140 29H141V28H140ZM143 29H141V30H143ZM153 29H154V30H153ZM169 29H171V27H170ZM179 29H180V27H179ZM179 29L176 30V33H177V34H176V37H177V35L179 36V34H180V33H179L180 31H178ZM187 29H189V28L187 27ZM187 29H184V30H187ZM217 29H218V28H217ZM225 29H224L223 31H225ZM227 29H228V30H227ZM260 29H261V26H260ZM16 30H17V29H16ZM16 30H15V31H16ZM24 30H25V29H24ZM28 30H29V29H28ZM58 30H59V29H58ZM61 30H62V29H61ZM74 30H73L72 32H74ZM77 30H80V29H77ZM77 30H76V31H77ZM86 30H87V28H86ZM86 30H85V31H86ZM90 30H91V29H90ZM90 30H88V31H90ZM134 30H135V29H133V31H134ZM141 30H140V31H141ZM167 30H168V29H167ZM171 30H172V29H171ZM171 30H169V32H170ZM173 30H174V28H173ZM173 30H172V31H173ZM219 30H220V27H219ZM237 30H238V28H237ZM6 31H7V30H6ZM37 31H39V30H37ZM40 31H41V30H40ZM42 31H44V30H42ZM47 31H48V30H47ZM52 31H53V30H52ZM55 31H56V30H55ZM55 31H54V32H55ZM59 31H60V30H59ZM66 31H67V30H66ZM85 31H84V32H85ZM88 31H86V33H87ZM91 31H92V30H91ZM133 31H132V32H133ZM152 31H153V33H152ZM172 31H171V32H172ZM177 31H178V32H177ZM187 31H188V30H187ZM187 31H186V32H185V31L183 32V33H185V36L182 35V32H181V35H182V36H179V39H180L181 37H182L183 39H185V41H182L183 39L181 38V42H183L182 44H184V45H185L184 42H186V44H188L189 42H192L193 39H192V41H190V40H191L190 37H193L194 35L197 34L196 32H191L192 34H194V33H195V34H194L193 36H192V34H189V35H191V36L189 37V36L186 35V34L190 33V31H192V29H190L188 33H187ZM216 31H217V30H216ZM216 31H214V32H216ZM239 31H240V30H239ZM254 31H255V32H254ZM256 31L258 32V34H256ZM7 32H8V31H7ZM22 32H23V31H22ZM22 32H21V33H22ZM34 32H35V31H34ZM45 32H46V30H45ZM49 32H51V31L49 30ZM49 32H48V34H51V36H52V33H53V32H52V33H49ZM57 32H58V31H57ZM63 32H65V31L63 30ZM63 32H61V35H64V34H62ZM79 32H80V31H79ZM84 32L82 31V32H80V33H84ZM92 32H94V31H92ZM96 32H97V31H96ZM96 32H95V33H96ZM99 32L101 33V32H102V29H101V31H99ZM104 32H102V33H104ZM108 32H105V35H106V33H108ZM122 32H123V31H122ZM122 32H121V33H122ZM145 32H144V33H145ZM158 32H159V33H158ZM161 32H162V34H163V32H165V31H161ZM246 32L250 33V37H251V38L249 37V38H250L249 41L252 42V43H249V42H248L249 45H247V43H246V42L248 41V40H247L248 38H246V40H245V38H244V40H241V39L239 40V38H238V39H237V38H236V39H232V37H234V36L231 37V36H230L231 34H230V35H227V37H231V39L227 38L226 36L223 37L225 40L228 39L227 42H230V41L232 40V41L229 43L231 46H230L228 43H226L225 40L223 41V42H225L226 44H228V45L230 46V47H229V46L227 45L230 49L232 48L231 50H229L227 47H223V48H225V52H226V50H228L229 53L232 52L233 55H232L231 53H230V54H231V56L233 57V59H234V58H237V55H238V54L242 55L241 52H242L243 50H245V51L247 52V53H246L245 51H243V52H245V57H244V59H243V57H241V58H242V59H241V58H240V55H238V58H237L238 60L235 59V61H232L233 59H229L230 54H227V52H226L227 57H228V58H227V57L225 56L226 54H225L224 50H223V52H222V53H223L222 56L219 55V54H221V53H219V52H220L219 49L221 50L220 47H221V46H226V45H222V44H221L222 41H220L221 46L219 45L218 42H219V40H220V39H219L220 36L217 38V39H218V42H216V43H218V44H217L218 46H217L216 44L214 45V43H213V44L211 43L213 46H210V45H208L209 43L207 44V42H206V43L203 42L204 44H206V45H205L206 47L203 48V51H202V50H199V47L202 48L204 44H203V45H202V44H198V43H201V42L198 40V37H196V39H194V41H195V40L198 41V43H196V44H197V46L199 45V47L193 46V47H194L193 49H195V48H198V49H197V50L195 49L196 51L194 52V54H193V52H192L191 55H192V54H193V55H192V56L190 55L189 57H190V58L192 57V59H193V61H194L197 57L201 56V58L199 57V59L197 58V60H200V59H201L202 61H200V62H196V61H194V62H196V63H198V64H195L194 62H193V63H194L195 65H200V64L203 63L202 65H204V71H205V69H207L209 65H208L207 63L204 62L205 60H203L202 57H203L205 54L207 55V53H208V54H209V53H212V54H209V55L207 56V57H209V58H207L206 55H205L206 58L204 57V59H206V60L208 61V63H209V61L212 62V61H211V58H210V55H212V58H213V59H212V60H213L212 64H213V65H211V67H212V69H213V67H214V68L217 67V69L215 68V69H213V70H212V69H211V70L209 69V70H210L211 73H212V71L214 72L215 70L218 71V72H217V75H216V71L214 72V73H215V76H214V77H215L216 79L212 78L211 76H208V75L210 74V73L208 74L209 70H207L208 72L206 71L207 74L204 75L205 78H204L203 75L199 77V75L201 74L200 71L203 70L202 66H200V68L196 66L199 70H198L194 65H193V66H194L193 68L190 67L191 69L196 68L197 71H199V73H197V71H196L195 69H194L195 71L193 72V70H190V68L186 67V66L189 64L188 62H189L190 58H188L185 54H187V51L191 48L192 45H191V46L188 45V46H189V49L187 50V48H185L186 45H185V47H183L184 45H182L181 42H180V43H179V42L176 43L178 40H177L176 37H175L176 40H175L174 42L177 44V45H176V44H175V45L178 46L177 48H179V51H180L179 53L182 52V55H184V56H182L181 54H178L179 56L181 55V56L183 57V58L180 57L181 60H178V59H180V58H179L178 55L176 54V51L178 50V49H177L176 51L174 50V52H175L174 54H176L177 56H174V54H171V56L174 57V59H176V58H178V59H176V60H171V59H173V58H170L171 56H170V54H169V56H170V57H169V60H171V61H176V62H173V64H174V63L176 64V63H177V60H178V63H179V64L177 63L176 66L178 65V67H180V66H181V65H180L181 63H180V62L184 59V60H185L184 62H186V64H187V63H188V64L185 65V63H183V61H182V63H183L182 65H183V67L185 66L186 68H188V70H190V72L187 71V72H188L187 74L190 73L189 75H191V76L193 75V74H191V72L195 73V75L199 74V75H197V76H195V77H194V75H193L192 78L194 79V81L197 82L196 84H198L197 86H199V90L201 89V90H200L201 94H200L199 91L197 92L198 94H200V95L202 96V97H201L200 95H197V97H201V98L203 99V101H201V103L204 102V100H205V98H206L207 100L211 101V103L216 102L217 104H219V105H217V106H220V105H221L219 108H217L216 104L214 103L215 106H216V108H217V110H220V111L218 112V111L214 108L215 106L212 107V108H214V110L211 109V110H213V113H212V112H209V113H210V116H211L212 114H213V116L208 117L209 115L207 114V112H208V110H207V112L205 111V112H206V116H207L206 118H204L205 116H203L202 120H199L200 122H198V119H199L200 117H199L198 119H196L197 121L194 119V120H195L194 122H197V123L194 124V125H197L198 127H200L198 123H201V124H200V125H201V127H200L201 132H200V131H199V132L202 133V134L205 136V138L203 137L202 134H200V133L198 132L199 129H197L196 126H194L193 124H192L193 126L190 125L191 123H193V122H191V121H192L193 118H195V117L192 118L191 116H189V117H191V118H187V117H188V116H187V117H186V118H187L186 121H187V120L190 121V119H192V120L190 121V124H189L191 127H189L190 129H189V128H186L185 125H184L185 128H184L183 126H182V128L180 127V128H181L180 130H183V128H184V130H185V129L190 130V131L185 130L186 133H185V131H181V132H182V133H181V134H182V138H181V136H180V138L182 139V140H181V139L179 138V136L176 135V134H178V132H176V131H179V130H177V127H178L177 125H178V124H177V125H174V126H177V127H175V128H176V131H174L175 128L171 130V128H172L171 126H172V125L170 124V122H167V121H169V119H168V118L165 119V118H163L162 116H160V114H161V113H160V110H161L162 108H161V109L159 108V109H160V110H159V113H160V114L158 113V114H159L158 116H160L159 118L162 117L161 119H163V120H162L163 122H164V119H165V121L167 120V121H166V124H169L170 127H169L168 125L166 126V125L164 124L165 122H164V123L161 122V124H164V125L161 126V124H160V122H159L161 119H160L159 121H158V120H157V121H153V119H152V117H151V116H153V115H151L153 110L150 111V112H151V114H150V113L148 112V110H149L148 108H149V107L147 108L146 105H144L146 102L144 103V101H143L144 98H143V97H142L143 99H141L143 102L140 101V97H141L142 94H143V93H140V92L143 91V90H141V88H140V92H139V93H140L141 96L139 95V97H138V95H137L138 93H137V91H136V90H137L136 88H137V87L139 88L140 86L137 85L136 87H134L135 90H134V89H133V90L130 89V90L136 92V93H137V94H136V95H137V98H139V99L137 100V98L135 97V100L138 101V102L134 101L135 103H132V102H131V104H132V105H133V104L137 105V103H138V105L141 104V106H142V103H143V105H144L143 107H144V108L146 107L147 109H145V111H143L144 108L142 107V108H140V110L138 109V110H139V111H138V110L135 109L136 106L133 107V106H134V105H133V106L131 107V106L129 105V107H131V109L134 108V109H133L134 111H135V110L138 111V114H137V112L134 113L133 110L130 112V111L127 109L126 112H130L131 115H132V114H135V115H134L135 118L137 117V118L135 119L134 116H131V117H133V119L135 120V122L133 121V119H132V122H131V121H128V122H130L131 125L133 124V122H134V124L137 122L136 125L139 127V129H136V127H134V128H133L134 131H135V130H140V128H141L140 126H141V125H142V127L145 126L144 129H145V128H148V127H146V126H147L146 124H148L149 121H147V122L144 123L143 118H144V120H145V117H144V116L150 114L151 116H147V117H146V119L149 117L148 120L151 119V121H150L149 124H151V122L154 123V124H155V122H159V124H160V126H161V127L158 126V127H159V128H158V127L156 126L157 124H155V126H153L154 124H151L150 129L153 130V129L155 128L156 130H153L152 134H151L150 132H148L149 134H151L150 139L152 138L153 140H152V139H151V140H152L153 142H154V140H155V142H157L156 139L159 141V140H161V139L163 138V140H161L162 142L160 141V144L162 143L161 145H162L163 148H161V146L159 147V145H158V147H159V149H163V150H162L163 152H164V150L166 149V152H168V154H167V153H163V152H162L163 154H161V151H159V149H158L157 146H156L157 148L155 147V150H154V147H153V146H155L154 144H156V143H153V142L151 143V140H150V139H145V138H143V139H145L146 141H145V140H144V141H140L141 139H139V137H143V136H144V133H142L143 135L141 136V132H142L141 130H140L141 132H140V131H135V132H136V133L138 132V134L140 133V136L138 135V139H137V141H139V143L141 144V148H142V149H140V150L137 149V148H138L137 146H139V144H138L135 140H134V141L136 142V145H137L136 148H135V145L133 146V145L130 144L131 141H132L133 139H129V140H131V141L128 140L130 143H127V142H126L127 139H126V141H125L126 143L124 142L125 139L122 140V143H121V142H120V140H121L120 138H121L122 136H123L122 138H128L129 136H128V137H124V136L129 135L130 130H131L132 127L134 126V125H133V126L131 127V129H130L129 127H130L131 125H130V123L127 122V119H126V120L123 119V120H125V122L120 121V122H122V123H124V124L127 123V124L125 125V126H126L125 128H124V127H120V129H123V128L126 129V130L129 129V130H128V134L125 133V130L123 129V130H124L123 134L125 133L126 135H125V134L123 135L122 133H120V135H122V136L120 137V135H119L120 138H119V140L117 139L118 137H116V136H118V134H119L118 132L120 131V129H119V127H118V129H116V126H117V125H118V126L121 125V123H120V122H117V120H116L115 123L112 122V121H115V119H116L117 117L121 118L120 115H122V113L125 112V110L123 109V108L125 107V100L128 99V97H129L132 93L134 94V92L131 91L132 93L130 94V93H129V90L124 88L126 91H128V93H129L130 95L127 96L128 94H127V95L125 94V96H127L126 99H125V97H124V98H123V97H120L119 94L122 92V93H121V96H122V94H124L123 92L126 93V91H125L124 89H121L123 86L121 87L120 84H122L123 82L120 81V83H118V81L115 80V78H117V80H118V78H119V77H118V74H119V73H118V74H117V73L114 74V73L117 72V70H118L117 68H118L119 66H121V65H117V63H118V62H117V63L115 64V66L117 65V67L115 68V67L110 63L111 60H112V61L114 60V59H112L114 54H112L113 52H111V50L109 49V46H104L103 50H104V49H108V50H106V51L104 50L103 53L105 54V52H108L110 55L107 54V53H106L107 56L104 55V54H100L101 56L98 55V54L101 53V52H99V50H98L97 48L100 49V47H97V44H96V41H97V40L94 39V40H96V41H95V44H94V47H95V45H96V49L98 50V51L96 52V54H97L98 52H99V53H98L97 55H95V56L93 55V57H92V54H93V52L95 53V50L93 51V49H91L93 52H90V50H89L90 54H91V53H92V54L90 55V54L88 53V54H89L88 56H89V57L91 56L92 59H90V60L88 61V59H89V58H88V59H86V60H87L88 62H90V61L92 60V61H93L92 63H94V61L97 60V58L101 57V58H100V59H102V62H101V63H103V58H102L103 55H104L105 57H107V58H109L110 56L112 57V58H110V59H111L110 62H108V59H107V58H104V60H105L104 63H105L106 65L110 63L111 65H110V64H109V65H110L112 68H115V69H117V70L114 72V70L112 69V70H113V71H112L113 73H112L111 71L108 70L109 72L112 73V74H110V75H112L111 77H110V75H108V73H109L108 71H107V72H108L107 75H104V76H105V77L107 76V78H108V76H109L108 79H109V81H110V80H111L110 78H112L114 75H117V77H115V76L113 77V78H114L113 81H114V80L116 81V82L114 81L113 84L116 85V84L118 83L119 86L121 87V88H119V89H121V92H120V93L118 92V91H120V90L116 89V86H111L112 84L109 83V81H108V83H109L110 85L106 82V83H107V86L110 87L108 90L110 91V89H112V90L114 91V93H115V94H114V93L112 92V93L114 94V95H113V94H111V92L109 93V91H108V93H109L110 95H112V96H108V95H106V96H108L106 100H108L109 98L111 99V97H112L113 100H112V101L110 100V102L107 101V104L109 103V104H110V105L108 104L109 106H111L112 104L115 105V103H112V102H114V98H113V96H117V95H118V98L121 100V102H120L119 99H117V97L115 98V99H116L115 102H116L117 100H119L118 102L123 106V107H122V106H121V107H122V109H123L124 111L122 110L123 112H122V111L119 112V110H121V109L119 108L117 114H116V115L114 114L116 117H115V119L113 120L112 117H113L114 115H112V114L115 113V111H116V109H117L118 107H120V105L118 106L119 103L117 102L115 106L113 105L114 107H116V109H113L114 107H113V108L110 107V109H111V113H112V111H114L112 114H109V113H108L109 108L107 109L108 111H105L107 114L104 113V115H106V116H109V115H110L109 118L112 116V117H111L112 121H110L111 119H108V117L106 118V116H105L106 119L104 118V116L102 117V115H103L102 112H104L105 109H102L103 111L101 112V107L103 106V104H104L105 107H109V106H106L107 104L105 105V103H103L102 106H101V103H102V102H106V100H104L103 98L99 99V101L102 100V102H101L100 105H99V101H98L95 97H97L98 95H99V97H101L102 92H104V93L107 92V91H106L107 89L103 91V89H105V87H107V86H106L105 84L102 83L103 80H104V81H107V78H106V80H105V79H104V76L101 75V74H100L101 77H100L99 75L97 76L96 73L98 72V70H96L97 72L95 71V69H97V68H95V67H97V66H95V65L93 64L94 67H92V66H91L92 63L89 64V65H90L92 68H95L93 71H95L96 77H95V74H94L93 71H92V72H93L92 74H93L94 76H91L92 74L90 73L89 76H90L91 78L89 77V79H88L87 77H85V78H87L88 80H90V79L92 80V82L90 81L91 84L93 83L92 85L90 84V82L88 83V81H85V80H84V79H85L84 76H85L86 74L83 75V79H82V81H84L83 85L80 83V82H81V78H80V80H78L79 78H78V79L75 78V79L78 80V82H79L82 86H84L85 83H88V84H89V85H87V86H90V85H91V86H94L93 88L91 87V88H92V91H94L93 89H96V88L98 87V86L95 87V84H96V83H98V84H96V85H100L97 89H99L100 87H102V84H103V88H102V89L100 88L101 90H99V92H96L97 90H95V91H94V92H96V93H94L95 96H93V95H94L93 92L90 91L91 89H86L87 91L89 90L90 93L92 94V95L90 94L91 97L89 96V91H88V94H87V93H84V94L82 93V95L80 94L81 96H80V95H79V96H80V97H83V96L86 97L85 94L88 95L87 98H86V100H88V99L94 97L93 99L96 100L97 102H96V101L94 102V100H92V99H90V100L87 101V103H89L91 100L94 102V104H92L93 102H90V103L92 104V106L89 105V108L91 107V108H90V111L94 110V109H92V108L94 107L93 105H96L95 107H97V106L99 105V106H100V111H99V112H98V111H95V112H94V111H93V112H89V110H87L88 113H89V114H88V113H87V114H88L89 116H92V114L90 115V113H96V112H97V115H99V116H97L96 114H93V115H96L98 118H100V114H99V113L101 112V118H102L103 120L100 119V121H101V122H105V120H106V122H107V119H108V120H109L108 122H110V123L112 122V127H110V126H108V127L112 129L113 126H114V129H116V130L118 131V132L115 131L117 134L114 133V131H113L114 129L112 130V132H110L109 130H107V129H109V128L106 126L107 123H106V122H105L106 124H105V123H102V124H104V125L107 127V128H105V130H106V131H109L111 135H112V133H113V135H114V140L116 141V139H117L119 142H117V141H116L117 143H116L115 141H114L113 143L111 142V143H110L111 146H108V145H107L108 147L106 146L105 149H104V148H101V149L104 150V153H102L103 150L101 151V149H100L101 152L98 151V154H100V153H101V155H104V154H105V157L107 158V160H106L107 162H109L108 160H111V159H113V160L115 159V161H116V158H114V157H112V156H117L118 159H117L116 162H119V164L121 163L120 165H122V164H124V166L126 165L125 168H126V167H130V169H128V168H127L128 170H127V169H123V168H124L123 165H122L123 167H122V166L120 167V165H118V168H121L123 171L126 170V171H127V174H125L124 172L122 173V170H121V169L119 170V171L121 172V174H120V172L117 174V171H116V170H117L118 168H117L116 170H113V169H115L114 165H112L114 168H113V167H108V165H111L112 163H111V164H109L110 162L107 163V162L104 160V159H106V158H104V159L101 158V159H103L106 163L103 162V160H101V159H99V162L102 161L103 163H102V162H100V163H102V164L105 163L104 166H106V165L108 164V165H107V168H108V170H110V171H109L110 173L107 172L108 170L106 171V173H108V174H111V173H112L111 175L113 176V177H112V176H109V175H108V176H109V177H108V178H109V181H111L110 178H111V177L114 178V177L116 176V174L118 175V176H116V177H118L119 180H121V182L118 181L117 178H114V179H116V180H113V179H112V182H109V181L107 180V182H109V184L113 183L114 181H117V182H114V184L117 183V186H118L119 184H120V186H121L122 181H124V183H125V181H126V182L128 181V183H129V181L131 182L132 179H133V182H134V183L136 182L137 184H140V185H141V187H140V185L138 186V188L140 187L139 189H138V188L135 189V187H137V184L135 183V184H136V185L134 184L135 186H131V185H133V183L131 182V185H130V184H129V185H130L132 188L128 185L129 187H128V186H127V187L125 186L124 189H121V190H120V188L118 189L119 186L117 187V186L115 185V186L117 187V189H115L116 187L114 186V184H112V185L107 184V185H109V189H108V191L110 190V186H111V190H113V189H112V188H113L112 186L115 187V188H114L115 191L113 190V192H112V191H111V192H107V193H110V195H111V194L113 195V197L115 198V200H114V198H113L112 196H109V197H108V196H107L108 194L104 193V191H103L104 189H103V188L99 187V186H102V185H103L102 183H103L104 181L102 182L101 180L105 178V175L103 176L104 178H101V180H100L101 183H99V182H100V181H99V179H100V178H99L100 172H98L99 174L96 173V174L98 175V176L96 175V176L98 177V178H97L98 180L96 179V177H94V179L96 180V183L98 182L99 184H101V185H98V184H97L98 186H97L96 184H94L95 181H94L92 178L90 179V174H91V173L89 174V177L87 178V179H89V182H92V180H93V182H92V186H94V188H95V186H97L96 188H98V190H99V194H100V195H101V191H103L102 193H103V194H106L107 199L110 198V201L108 200V202H107V199H104V198L102 197V195H101L102 198H101V197H100V198L106 200L107 205H105L106 202L104 203V201H103V200L101 201L99 198H98L96 201H97V204H98V200L101 201V202H99V203H101V204L104 203V206H105V207L103 206V207H104V210H103V208H100L102 205L99 206V207L97 208V206H98L99 204L95 206L96 203H93L94 206H95V207L93 206L94 209H95V208H97V209H95V210H94L93 208L91 209L90 206H89V210H88V212H91V213L95 212V213H96V212L99 211V210H100L101 212H102V211L105 212V209H106V211H108L110 208H112V209H114V210H117L116 208H114V207L117 206V204L120 205L123 201L126 202V200H124V199L122 200V198H124L123 195H122V197H120L121 194H124V196L126 195L125 198L128 196V198H130V200H132V202H134V203L131 202L132 205L134 204V206H130L131 204L128 206V204L130 203V202H129V199H127V200H128V201L126 202L127 204H126L125 202L123 203V205L125 204L124 206H126V207L128 206V207L130 208V209H128V207H127V210H129V211H127V210L125 209V207L122 205V206L124 207V210H123V208H122V210H123L125 213L127 212L126 215H125L126 217L124 216V217H125V223L123 222V221H124V217H122V216H121V217L118 216L119 219L117 218V216H116V218L114 217V215L118 214L120 211L122 212V210L120 209L122 206H119V207H118V208H119V211H118V212H117V211H116V212L114 211L115 214H114V212H112V211H113L112 209H110V210H112L111 212L108 211V212H110L111 214L108 213V212H107V213H106V212L103 213V214H109V218H108V216H107L106 219H105L106 222H107V218L110 219L111 216H113L114 219H116V221L113 220L114 223L120 221L119 223H117L118 225L115 226L116 224L114 225L113 222L110 223L111 220H112L113 218L110 219V222H109V220H108V222H109L111 225H114V226H111V225H110V228H111V227H115V229H116V231H113V230H115L114 228H112V230L109 228V229L112 231L111 233H113V232L117 233V229H118V230L121 229L120 232L118 231V233H121L122 229L125 230V229H126L125 226H127L126 234H124L125 237H123V234H119L120 237H121V235H122L121 240H122L123 238L125 239V242L122 240L125 244L122 243L120 239H119L120 242H116L117 239L120 238L119 235H118V233H117V234L113 233L114 236L111 235L114 239H116L115 235H117L118 238H117L116 241H115V240H113V239H112V240L110 239V238H112V237H110V234H111L110 232H108V233H106V231L103 232V231H104V228L108 227V225H109L108 222H107V224L105 223V221H104V217H103V216H102V217H103V220H102L103 222H102V223L106 224V226H103V228H101L103 231H101L100 228L97 226L98 224L96 225L97 222L94 223V221L92 220L93 223L95 224V225L93 224V225L95 226V228L93 229V231H96V230L99 231V230H100L102 233H106V234H105L106 236H103V238H104V237H107V234H108V238H109V240L114 241V242H110L107 238H104L105 240H106V239L108 240V241H105V240H104V241L109 243L110 250H111L113 247H116V246H117V245L113 246V244H117V243L124 244V246H122V247L124 248L123 251H122L121 248L118 247V246H117V248H120V252H119L117 249H114V248L112 249V250H117L118 253H120L119 255L122 254L123 257L118 256L117 254L113 253V252H117V251H113V252H112V250H111V253L108 252V250L106 251L105 248L108 247V246H106L105 248H104V246L102 247V245L104 244L103 241H102L103 244H102V243L100 244L99 242H101V240H99L98 242L95 241V238H94V240H92L93 238H91V237H93V236L95 235V233H94L93 231H91V232H92L91 234H94V235H91V236L87 237L88 234H86V233L89 232V230H90L89 228H90L91 226H93V225L91 224L92 222L87 223V222H88V220H87L86 223H87L89 226H90V224H91L90 227L87 225V226H88V229H89V230H88L86 226H83V225H86L85 221H84V220H83L84 222L81 221V220H82V216H84V215H83V212L85 213V208H86L85 205H86L87 203L85 204V203L83 202V203H84L83 206H84L85 208H84V207H83L84 209L82 208V209H83L82 212H81V207L79 208L80 211H78L79 209H77V211H78L79 213L81 212L80 214L74 210V208H76L75 206H74L73 209L70 207L73 211H75V212L78 213L79 215L82 214L81 217H80V219H79V220L81 221V223H80L79 221H78V222H79L80 224L83 223V225H82L83 228H84V229L86 228L85 230H87L86 233H85V230H84V229L80 230V228H79V230L82 231V232H84L86 235L83 234V233L80 232V231H78L79 233L76 231L75 234H78V236H80V235H79L80 233L83 234V235H85L86 238H89V240H88L89 242H90V241H92V242L95 241V243H98V245H97V244H95V243L93 242L94 245H96V246H94L95 248H96L97 246H98V248L101 246L100 249H101V248H104V249H101V250H103L104 253L108 252L107 254L102 255L103 252H102L100 249H99V250H100V251H99L98 248H97V249H93V251H92V253H93V252H95L94 250H96L95 255H96V253L99 251V252H101V257L104 258V256H106L107 258H109V259H104V260H102L103 263L105 262L104 264H106V262H108L109 260H111V262L114 260L113 263H114V262L116 263V262H118L120 259L122 260V258H123V261H122L123 263H124V262L127 263L126 260H128V261L131 260V261H129V263L131 262L132 264H133V262H134V264H135V263H136V262H135L136 260L139 261V262H137L138 264H261V263H264V260H262L261 258H260V261H256V260L254 261V260H253L254 257H255V259H256V256H255V255L257 254L256 252H258V250H259L260 248H262V250H264V249H263V248H264V239H263V237H259L260 235H259V236L257 235V236H258V239H255V240H254V239H253V240H251V239H247L249 236L253 235V230H252V232H250V231L248 232V227H250V228H252V229H253V228H259V227H260V228L262 229V231H263V229H264V205H262V204H264V202L262 201V204L260 203L261 200H264V199H263V198H264V194H263V195L261 194L262 198H260V200H259V198L255 197V195H254V196H251V195H250L251 193L249 194V192L247 191V189H246V190L244 189V188H245V185L242 183V182H243V179H242L243 176H242V174L244 175V173L248 176L249 179H246V180H248L249 183H250L251 178H252L254 181H255L256 178H257L256 180H259V183L257 182V186L260 185L261 182L263 183L262 178H261V180H262V181H261L259 177L264 175V174H263V173H264V172H263V169H264V26H263V28H262L261 30H256V29H255V30H252V29H251V30L246 31ZM253 32H254V33H253ZM3 33H5V32H3ZM13 33H15V32H13ZM18 33H19V32H18ZM39 33H41V32H39ZM59 33H60V32H59ZM59 33H57V34H59ZM74 33L77 34L78 31H77V32H74ZM95 33H94V34H95ZM97 33H98V32H97ZM97 33H96V34H97ZM102 33H101V34H102ZM134 33H135V32H134ZM136 33H135V34H136ZM166 33H167V31H166ZM172 33H174V32H172ZM230 33H231V32H230ZM10 34H11V33H10ZM10 34H9V35H10ZM29 34H30V33H29ZM34 34H35V33H34ZM34 34H33V35H34ZM36 34H37V33H36ZM69 34H73V33H68V36H69ZM87 34H88V33H87ZM94 34H92V35H94ZM96 34H95V35H96ZM98 34H99V33H98ZM142 34H143V33H142ZM215 34H218V33L216 32ZM2 35H4V34H0V36H2ZM6 35H7V34H6ZM9 35H8V36H9ZM13 35H15V34H13ZM46 35H47V34H46ZM54 35H55V37H56V33H54ZM65 35L67 36V34H65ZM65 35H64V36H65ZM74 35H75V34H74ZM74 35H71V38H73ZM77 35H78V34H77ZM77 35H75V36L77 37ZM81 35H82V34H81ZM88 35H89V37H88ZM88 35L85 34V36H87L88 38H90V35H91V34L89 33ZM102 35H104V34H102ZM102 35H96V37H97V36L101 37ZM143 35H144V36H143ZM143 35L139 36V37L141 38V40H143V38L145 37V34H143ZM147 35H146L145 38H147ZM159 35H160V36H159ZM159 35H157L158 38H155L156 35H155V36L153 35L154 42H155V39H158V40L160 39V37H161V33H160ZM168 35H172V34L169 33ZM168 35H165V33H164L162 36H165V38L168 39V37H169ZM173 35H174V34H173ZM173 35H172V36H173ZM200 35H201V37H200ZM205 35H206V36H205ZM242 35H243V34H242ZM8 36H7V39L9 40ZM10 36H11V35H10ZM15 36L17 37V35H15ZM18 36H19V34H18ZM20 36H21V35H20ZM30 36H32V35H30ZM39 36H40V35H39ZM44 36H45V35H44ZM64 36H63V38H64ZM68 36H67V37H68ZM157 36H156V37H157ZM166 36H167V37H166ZM183 36H184V37H183ZM187 36L189 37V39L187 38L188 40L185 38V37H187ZM196 36H197V35H196ZM207 36H210V37H207ZM217 36H218V35H217ZM217 36H215V37H217ZM2 37H3V36H2ZM4 37H5V36H4ZM21 37H23V34H22ZM25 37H26V35H25ZM27 37H28V36H27ZM37 37H38V36H37ZM48 37L50 38V36H48ZM52 37H54V36H52ZM67 37H66V40H67L68 38H70V37H68V38H67ZM83 37H84V34H83ZM87 37H84V38H85V39H84V43H85V44L88 42V41L86 42ZM96 37H95V38H96ZM116 37H118V39H115ZM194 37H195V36H194ZM202 37H203V38H202ZM215 37H213V39H214ZM261 37H262V38H261ZM10 38H11V37H10ZM18 38H19V37H18ZM30 38H31V37H30ZM30 38H29V39H30ZM38 38H39V37H38ZM42 38H43V36H42ZM56 38H57V37H56ZM61 38H62V36H61ZM61 38L58 37L57 39H61ZM74 38H75V37H74ZM74 38H73V39H74ZM77 38L79 39V38H80V35H79ZM77 38H75V40H77V42H81V41H78ZM102 38H103V37H102ZM104 38H103V39H104ZM153 38H151V40H152ZM163 38H164V37H163ZM163 38L161 39V42H163V43H164L165 41L167 42V43L165 42V45H164L165 47H166V44L169 45L167 48H171V47H173V46H171V45L173 44V42H172L173 40H172V41L170 40V39H172V37H169L170 39H168L169 42L171 43V45L169 44V42H168L167 39H163ZM209 38H210V39H209ZM220 38L222 39V36H221ZM226 38H227V39H226ZM7 39H6V40H7ZM11 39H12V38H11ZM29 39H27V41H28ZM35 39H37V38L35 37ZM50 39H51V41H53L52 38H50ZM57 39H54V40H57ZM64 39H65V38H64ZM73 39H70V41L73 40ZM90 39H92V37H91ZM103 39H102L101 42H103ZM120 39H121V40H124V41H126V42H124V41H120ZM132 39H133V40H132ZM147 39H148V41H149L150 38H147ZM147 39H145L146 41L143 40V41L145 42V45H146ZM202 39H203V40H202ZM251 39H253V40H251ZM257 39H258V40H257ZM13 40L15 41V39H13ZM13 40H11V42H13ZM22 40H23V39H22ZM24 40H25V39H24ZM24 40H23V41H24ZM47 40H48V39H47ZM62 40H63V39H62ZM99 40H100V39H99ZM106 40H105V41H106ZM118 40H119V41H118ZM151 40H150V43H148V45H146V48H144V46H145L144 44H143V48H141L140 45H137L138 43L140 44V42H139L140 40H138V39H137L138 43H137V41H136V43H137L136 45H137V46H136V45H133L132 43H131L129 46H128V45H127V46H128V47H130V46H131V47L136 46V47H137V48H136L137 50H138V48H141V49H147V48H149V49H151L152 51H151V50H150V51H151L152 53L150 54V57L147 56V55H149V54L146 55V53H148L147 50H146L147 52H144V51H143L144 54H142V53H141V54H142V55H145V57L147 56V57H146L147 59H145V57H144V60L147 61L149 58L153 57V58L156 59V60H154V61L156 62V61L160 60L159 57H160L161 55H159V54H161V53H162L161 51H162V50H165V49L162 48L163 43H161L160 40H159V41L156 40V42H155L154 44H152ZM163 40H165V41H163ZM214 40H216V39H214ZM214 40H213V42H214ZM222 40H223V39H222ZM0 41H2V40H0ZM20 41H21V40H20ZM25 41H26V40H25ZM27 41H26V42H27ZM29 41H30V40H29ZM29 41L27 42L26 45H29V44H28V43H30ZM36 41H39V40H36ZM40 41H41V40H40ZM44 41H46V40L44 39ZM63 41H64V40H63ZM63 41H62V42H63ZM68 41H69V39H68ZM91 41H92V40H91ZM107 41H106V42H107ZM115 41H116V42L118 41L117 43L121 42V44L124 43L123 46H122V48L118 47V46H121L120 43H119L120 45H119V44H118V45L116 44L117 46L114 45V44H115ZM133 41H134V42H133ZM157 41H158V43H159V42L161 43V48H162V49L160 48V50H157V52L159 51V52H161V53H159V52H158L157 54L154 53L155 56L159 55V56L156 58V57H154L153 52H155L156 49L159 48V46H158L159 44H157ZM188 41H189V42H188ZM197 41H195V42H197ZM205 41H207V40H205ZM239 41H242V42H241V46H242V43H244V42L246 43L247 46H245V45L243 44V46H245V47H243V48H242L241 46L239 47V44H240ZM3 42H4V41H3ZM16 42H17V41H16ZM31 42H32V41H31ZM53 42H55V43L57 42V43H58V41H53ZM59 42H60V41H59ZM73 42H75V41H73ZM77 42H75V44H77ZM97 42H98V46H99V42H100V41H97ZM101 42H100V44H101ZM110 42H108V43H110ZM122 42H123V43H122ZM141 42H142V41H141ZM187 42H188V43H187ZM238 42H239V44H238ZM5 43H7V42H5ZM8 43H9V42H8ZM22 43H23V42H22ZM45 43L47 44V42H45ZM48 43H49V41H48ZM57 43H56V44H57ZM63 43H64V45H65V42H63ZM63 43H61V47H63V46H62ZM70 43H71V45L74 44V43H72V42H70ZM82 43H83V41H82ZM93 43H94V41H93ZM142 43H143V42H142ZM142 43H141V45H142ZM192 43H194V42H192ZM1 44H2V43H1ZM9 44H10V43H9ZM24 44H25V43H24ZM24 44H23V45H24ZM33 44H34V43H33ZM50 44H51V43H50ZM52 44H53V43H52ZM58 44H59V43H58ZM58 44H57V45H58ZM75 44H74V46H75ZM149 44H152V45H149ZM180 44H181V45H180ZM189 44H190V43H189ZM196 44L194 43L193 45H196ZM223 44H224V43H223ZM2 45H3V44H2ZM4 45H5V49H6L8 46H7L6 44H4ZM10 45H11V44H10ZM21 45H22V44H21ZM30 45H31V44H30ZM35 45H37V44H35ZM43 45H44V43H43ZM57 45H55V46H57ZM68 45H69V44H68ZM82 45H83V44H81V46H82ZM154 45H156L158 48H155L156 46H154ZM175 45H174V46H175ZM201 45H202V46H201ZM207 45H208L209 47H211V48H213L214 46H217L219 49L216 47V49H218V51L216 50V52L214 53V50H213V49H212L213 52H212V50H211V51L208 50V49H211V48H209ZM6 46H7V47H6ZM15 46H16V45H15ZM45 46H48V44L45 45ZM53 46H54V45H53ZM59 46H60V45H59ZM66 46H67V45H66ZM77 46H78V45H77ZM79 46H80V43H79ZM88 46H90L89 43H88ZM88 46H87V47H88ZM92 46H93V44H92ZM138 46H140V47H138ZM147 46H149V47H147ZM153 46H154V47H153ZM180 46H181V48L183 47L182 49H185V50H187V51L182 50V49L180 48ZM188 46H187V47H188ZM219 46H220V47H219ZM2 47H3V46H2ZM2 47H1V48H2ZM19 47H20V46H19ZM21 47L24 48L23 46H21ZM25 47H26V46H25ZM30 47H31V46H30ZM32 47L35 48V46H32ZM69 47H70V45H69ZM71 47H73V46H71ZM75 47H76V46H75ZM75 47H74V48H75ZM82 47H83V46H82ZM85 47H86V46H85ZM85 47H84V48H85ZM94 47H93V48H94ZM101 47H103V45H102ZM105 47H106V48H105ZM117 47H118V48H117ZM151 47H153L155 50L153 51V49H152ZM207 47H208V49H207ZM1 48H0V49H1ZM9 48H10V46H9ZM16 48H17V47H16ZM16 48H15V49H16ZM28 48H29V47H28ZM42 48H44V47H42ZM45 48H46V47H45ZM57 48H58V47H56V49H57ZM64 48L66 49L67 47H64ZM74 48H71V49H74ZM79 48H80V47H79ZM167 48H166V49H167ZM174 48H176V47H173V49H174ZM214 48H215V47H214ZM3 49H4V48H3ZM25 49H26V48H25ZM38 49H40V48L38 47ZM53 49H54V47H53ZM75 49L77 50L78 48L76 47ZM86 49H87V48H86ZM88 49H89V48H88ZM94 49H95V48H94ZM126 49H129V48L126 47ZM131 49H133V48H131ZM131 49H130V51H128V50L126 51V50H125L124 52H126V53L128 52V55L130 54L129 52H131L132 55H129V56H133V54H135V53H139L138 51L134 53V51H135L134 49H135V48L133 49V52H132ZM193 49L191 48V50H193ZM19 50H21V49H19ZM30 50H31V49H30ZM50 50H51V49H50ZM67 50H68V49H66V51H67ZM69 50H70V49H69ZM69 50H68V51H69ZM78 50H80V49H78ZM101 50H102V49H101ZM109 50H110V52H109ZM206 50L209 51V52H207ZM3 51H4V50H3ZM26 51H27V50H26ZM45 51H46V50H45ZM47 51H48V50H47ZM51 51H52V50H51ZM59 51H60V50H59ZM61 51H62V50H61ZM139 51H141V50H139ZM183 51H185L186 53L184 52V53H185V54H184ZM189 51H190V50H189ZM189 51H188V52H189ZM200 51H201V52H200ZM205 51H206V52H205ZM221 51H222V50H221ZM7 52H8V51H7ZM18 52H19V51H18ZM20 52H22V51H20ZM63 52H64V51H63ZM71 52H72V56H76L75 53H74L75 55H73L74 50L71 51ZM71 52H70V53H71ZM81 52H82V51H81ZM81 52H78V53L80 54ZM83 52H84V51H83ZM86 52H88V51H86ZM86 52H85V53H86ZM119 52H118V53H119ZM163 52H165V51H163ZM166 52H167V51H166ZM170 52H173V50L170 49ZM170 52H169V51L167 52V58H168V53H170ZM196 52H198V53H196ZM199 52H200V53L205 52V53H203L204 55H201V54H199ZM243 52H242V53H243ZM1 53H3V52H1ZM76 53H77V52H76ZM122 53H123V52H121L120 54L123 55V57H124V54H126V53H123V54H122ZM177 53H178V51H177ZM6 54H7V53H6ZM8 54H9V53H8ZM11 54H12V53H11ZM11 54H9V55H11ZM111 54H112V55H111ZM120 54H118V57L120 56ZM164 54H165V53H164ZM195 54H197V57L194 56ZM198 54H199V55H198ZM213 54H214V55H213ZM224 54H225V55H224ZM246 54H248V55L246 56ZM0 55H1V54H0ZM3 55H4V54H3ZM65 55H66V54H65ZM70 55H71V54H70ZM84 55H85V54H84ZM108 55H109V57H108ZM135 55H136V54H135ZM135 55H134V56H135ZM138 55H139V54H138ZM151 55H153V56H151ZM187 55H188V54H187ZM228 55H229V56H228ZM235 55H236V57H234ZM243 55H244V54H243ZM243 55H242V56H243ZM6 56H7V55H6ZM72 56H70V57H72ZM86 56H87V54H86ZM86 56H85V57L82 56L83 58H81V55H80L79 58H78V54H77V57H76V58H77V59H80V58H81L82 60L85 61L84 58H86ZM96 56H98V57L96 58ZM104 56H103V57H104ZM116 56H117V54H116ZM116 56L114 55V57H116ZM126 56H127V55H125V57H126ZM129 56H127L126 59H128ZM134 56H133V58H134ZM136 56H137V55H136ZM140 56H141V55H140ZM162 56H165V55H163V53H162ZM193 56H194V57H193ZM1 57H2V56H1ZM1 57H0V58H1ZM9 57H10V56H9ZM66 57H67V59H70V58H68L69 56L66 55ZM66 57H65V58H66ZM118 57H116V58H118ZM123 57H122V59H123ZM125 57H124V58H125ZM137 57H139V56H137ZM165 57H166V56H165ZM175 57H176V58H175ZM185 57H186L187 59H186ZM223 57H224V58H223ZM225 57H226V59H225ZM232 57H231V58H232ZM10 58H11V57H10ZM65 58H64V59H65ZM94 58H95V60H93ZM116 58H115V59H116ZM142 58H143V56H142ZM163 58H164V57H161V60H162ZM167 58H164V60H167ZM194 58H195V59H194ZM222 58H223V59H222ZM67 59H65V60H67ZM74 59H75V57H74ZM106 59H107V62H108V63H106ZM126 59H125V61H126ZM129 59H132V57L129 58ZM129 59H128V60H129ZM135 59H137V58H135ZM135 59H134V60L132 59V60L135 61ZM140 59H141V58L138 59V60H139V64H138V65H139V66L137 65L138 60H136V61H137L136 63H134V62L131 61V60H129V61L127 60V61H128V62H130V61L133 62L135 65H137V66L141 69L140 64H141L143 61L140 60ZM151 59H152V58H151ZM188 59H189V60H188ZM224 59H225V60H224ZM228 59H229V62L232 61L234 64H236V65L238 66V67H237V70H238V71L236 70V65H234V64L232 65V62H230V63H231V64H230L229 62L226 61V60H228ZM239 59H240V60H239ZM71 60L73 61V59H71ZM71 60H67V62H68V61H71ZM82 60H81V62H80L79 60H78V61H79L80 63H82ZM119 60H120V57H119ZM123 60H124V59H123ZM161 60L159 61V63L156 64V66H155V64H154V66H155V67H154V71L157 72V74L160 73V74L163 75V74L166 73V70H165V69L163 70V68H164V67H163L164 64H162L163 61H162V63L160 64ZM186 60H187V61H186ZM222 60H223V61H222ZM63 61H64V60H63ZM63 61H62V62H63ZM99 61H101V60H99ZM116 61H118V59H117ZM120 61H122V60H120ZM120 61H119V62H120ZM140 61H141V63H140ZM167 61H168V60H167ZM171 61H168V63H167V62H164V63H167V64H165V67H166V68H167L169 62H170V64L172 65V62H171ZM207 61H206V62H207ZM6 62H7V61H6ZM74 62H75V63H73V64H75V65H76L77 63H79V62L76 63V60H74ZM85 62H86V61H85ZM123 62H124V61H122V62L119 63V64H123ZM128 62H127V63H126V62L124 63L125 66H126V64H128ZM149 62H150V59H149ZM151 62H152V64H153V59L151 60ZM224 62H225L226 64H225ZM97 63H98V62H97ZM101 63H100V66H101ZM104 63H103V64H104ZM114 63H115V60H114ZM133 63H131V64L129 63V64H128V65H130L129 67L127 66L128 69L132 66V68H134V70H136L135 67H136L137 70H138V67H137V66L134 65V66H135V67H134V66L132 65ZM191 63H192V60H191ZM204 63H205V64H204ZM237 63H238V64H237ZM3 64H4V63H3ZM63 64H65V63H63ZM67 64H68V63H67ZM70 64L72 65V62H71ZM83 64H85V63L83 62ZM98 64H99V63H98ZM98 64H96V65H98ZM145 64H147V62H146ZM145 64L142 63V65L146 66ZM149 64H150V63H148L147 65H149ZM152 64L149 65V66H150V67H151V66L153 67ZM158 64H159V65H158ZM175 64H174V65H175ZM239 64H240V65H239ZM59 65H60V64H59ZM59 65H58V66H59ZM85 65H87V66H85ZM85 65H83V67H88V64H85ZM109 65H108V66H109ZM160 65H162L163 68H162ZM166 65H167V66H166ZM174 65H173L172 67H174ZM179 65H180V66H179ZM189 65H191V64H189ZM205 65H207V67H205ZM229 65L232 66V69H230L231 67H230ZM241 65H242L243 67H246L245 70H244V69H241V68H243V67H240ZM64 66H66V65H64ZM64 66H63V67H64ZM100 66H99V67H100ZM144 66H143V67H144ZM191 66H192V65H191ZM225 66H227V68L230 67L229 69L232 70L231 72H232L234 75L236 74V72H238L237 75H239V74L242 75V72H244V71H245V73H246V71H247L246 74H249V75L252 74L253 72H255V73H256L255 75H256L258 78H257L254 74H252V75H250V76L252 77V79H250L251 77H249V79H248V78H245L246 80H248L246 83H248L250 80H251V81H252V80L254 81V80H255L254 76L256 77L257 82H258V83L261 82V83H260V84H257V82H256V85H255V86H252V85L255 84V82H254V84H253V81H252V82L250 81V82L252 83V85H251L252 87L249 86L250 84H245V85H243V82L245 83V81H240V80H245L243 76H246V75L243 73L244 75H242V76H240V77L237 76V77H239V78L234 77V75H233V76L231 75L230 70H229V69H226ZM228 66H229V67H228ZM234 66H235V67H234ZM59 67H60V66H59ZM69 67H70V65L68 66V69H71V67H70V68H69ZM73 67H74V66H73ZM73 67H72V68H73ZM77 67H78V68L81 67V64H80V66H78V64H77ZM83 67L81 68V70L84 69ZM102 67H104V66L102 65L100 69L103 70V71H105L104 69H107V68H104V69H103ZM111 67H109L110 70H111ZM121 67H122V66H121ZM127 67H126L125 69H127ZM143 67H142V69H141L142 71H143V69H144ZM150 67H148V68H150ZM169 67H171V66H169ZM181 67H182V66H181ZM181 67H180L181 70H180V71H179V70H176V72H177V71H179V72H183L185 67H184V68H181ZM219 67H220V68H223V70L220 69ZM224 67H225V68H224ZM66 68H67V67H66ZM75 68H76V66H75ZM75 68H73V69L75 70ZM109 68H108V69H109ZM119 68H120V67H119ZM146 68H147V67H146ZM148 68H147V69H148ZM201 68H202V69H201ZM218 68H219V69H218ZM238 68H240V69H238ZM252 68H254V69H252ZM56 69H57V68H56ZM64 69H65V68H64ZM64 69H62V70H64ZM68 69H66V71H70V70H68ZM76 69H77V68H76ZM86 69H87V68H85L84 70H86ZM89 69H90V68L88 67V70H89ZM100 69H99V70H100ZM121 69H122V68H121ZM121 69H119V71H120ZM161 69H162V71H165V72L162 73V71H160ZM169 69H170V68H169ZM169 69H168L167 72H168V73L171 72V74H170V77H171V75H173L172 73L174 72V70L169 71ZM174 69H176V68L174 67ZM200 69H201V70H200ZM91 70H92V69H91ZM123 70H124V69H123ZM130 70H132V69L130 68ZM130 70H129V71L126 70V71L130 72ZM137 70H136V71H137ZM148 70H149V69H148ZM148 70H147L146 72H148ZM152 70H153V68H152ZM152 70L150 69L151 72H152ZM185 70H187V69H185ZM219 70L222 71V72L220 73V74H222V75H223V72H224L225 70H226V71L229 70V71H227V74H228V75L230 74V76L234 77L235 80H236V83H237V84L235 85V80H234V78L232 79V77H231V79H232V83L234 84V87H232V83H230L231 79L229 80V78H228L229 81L227 80V81L230 83L231 87H230V85L228 86V84H227L228 82H226V80H225V81L222 80L223 82H226V83H224V85L227 84V86L230 87V88H227L228 90H231V88L234 89L235 86L238 87V85H239L240 83H242V87L239 86L238 88H236V89H234V90L236 91V90L238 89V90L240 91V89H241V91L243 90L244 93H240V94H242V95H245V94H246L244 97H243L242 95H240V96H236V95H239V91L237 92L238 94H237L236 92H235V93H236V94H235V93H233L234 91L232 90L233 92H232V91H231V92H232L233 94H235V96H234L233 94L231 95L230 92H229V96H228V92H227V93L225 92L227 86L225 87V86L223 85V87H225V88H224V90H225L224 92H225L227 95L224 96L225 93H223V90H222V92H220V94L222 93L221 95H222V97H223V99H222L223 102L226 100V103H224V104H225V105H226V104L228 105L227 107H229V108H227V109H226V106H224V107L222 106V104H221L222 101H220L221 99H220V98L217 99V98L220 96L217 92H219L218 89L220 88V86H221L220 84H221V83H220L219 85H217L218 83H217V84H214V86L216 87V89L218 88V89H217V92H216L217 95L214 94V92L216 91L215 89H213L214 86H212V88H211V89H213V92H211V91L209 92V88H210V86H211V84H210V83H211L210 79H213V80H217V81H219V82H222V81H220V79H221L222 77H220L219 80H218V77H217V76L219 75L218 73L220 72ZM243 70H244V71H243ZM54 71H55V70H54ZM57 71H58V70H57ZM72 71H73V70H72ZM89 71H90V70H89ZM119 71H118V72H119ZM136 71H135L134 73H131V72H130V73L133 75V74H136ZM138 71H139V70H138ZM138 71H137V72H138ZM150 71H149V73H150ZM154 71H153L152 73L156 74ZM172 71H173V72H172ZM239 71H241V73H240ZM252 71H253V72H252ZM51 72H52V71H51ZM63 72H64V71H63ZM63 72H62V73H63ZM75 72L78 73V72H80V71L77 70V71H75ZM75 72H74V73H75ZM82 72L84 73V71H82ZM90 72H91V71H90ZM121 72H122V70H121ZM132 72H133V71H132ZM139 72H140V71H139ZM52 73H53V72H52ZM55 73H56V72H54V74H55ZM59 73H60V72H59ZM65 73H66V72H65ZM65 73H64V74H65ZM67 73H68V72H67ZM67 73H66V76H68V77H66V78H68V79L70 78V79H71V80H70V86H71V84H72L71 81H72V79H73V78H72L73 76L70 77L69 75H70L72 72H71L70 74H68V75H67ZM100 73H101V72H100ZM102 73H103V72H102ZM104 73H106V72H104ZM122 73H123V72H122ZM124 73H126V72H124ZM130 73H128V74L131 75ZM143 73H144V72H143ZM152 73H151V74H152ZM177 73H178V72H177ZM177 73H176V74H177ZM203 73L205 74V72H203ZM45 74H46V73H44V75H45ZM54 74H53V76H54ZM64 74H63V75H64ZM113 74H114V75H113ZM137 74H138V73H137ZM137 74H136V76H137ZM139 74H140V73H139ZM141 74H142V73H141ZM147 74H148V73H147ZM151 74H148L149 77H150ZM157 74H156V76H157ZM184 74L186 75V72H184ZM227 74H226V72H225V75H227ZM47 75H48V73H47ZM49 75H50V73H49ZM49 75H48V76H49ZM56 75H57V74H56ZM56 75H55V76H56ZM63 75H61V76H63ZM71 75H74V74H71ZM75 75H76V74H75ZM119 75L121 76L122 74L120 73ZM124 75H125V74H124ZM124 75H122V76L124 77ZM132 75L129 76V77H132V80H133V78H134L135 76L133 75V76H134V77H133ZM148 75H147V76H148ZM162 75H160V76H162ZM178 75H179V73H178ZM212 75H214V74H212ZM222 75H220V76H222ZM225 75H224V76H225ZM253 75H254V76H253ZM40 76L43 77V75H40ZM48 76H45V77H48ZM53 76H52L51 78H53ZM55 76H54V77H55ZM61 76H60V77H61ZM64 76H65V75H64ZM86 76H87V75H86ZM140 76H141V75H140ZM140 76L138 75L137 78L139 79ZM142 76H143V74H142ZM144 76H145V75H144ZM156 76L154 75V77H156ZM167 76H169V74L166 73L165 77H164V75H163V77H164L163 79H162V77H160V78L162 79V81H164V79H165ZM207 76L209 77V78H208L209 81L206 79ZM247 76H248V75H247ZM247 76H246V77H247ZM34 77H35V76H34ZM60 77H58V78H60ZM75 77H76V76H75ZM81 77H82V73H81ZM92 77H93L94 81H93ZM98 77H99V79H101V81H100L101 83L96 82V81H99V80L97 79ZM123 77H122L120 80L124 79V81H125V78H123ZM125 77H127V76H125ZM129 77H127V78H129ZM145 77H146V76H145ZM154 77H153V79H152V78H149V79H150L151 81H153V80H154ZM170 77H167V78L171 79V81H172L173 78H176V77H178V76H174V77H172V78H170ZM187 77H189V76L187 75ZM187 77H186V80H189V79L191 78V77H190V78H187ZM202 77H203V78H202ZM210 77H211V78H210ZM241 77H243V78L240 79ZM24 78H26V77H24ZM29 78H30V77H29ZM35 78H36V77H35ZM40 78H41V77H40ZM61 78H62V77H61ZM63 78H64V77H63ZM95 78H96V79H95ZM140 78H143V77H140ZM146 78H147V77H146ZM156 78H159V75H158V77H156ZM182 78H183V77H182ZM223 78H224V77H223ZM223 78H222V79H223ZM226 78H227V76H226L224 79H226ZM236 78H237L238 80H239V79H240V80L237 82V79H236ZM169 79H165L167 85L165 84V82H162V83L165 84L166 87L168 86V84L171 85V83H172V82L174 83V81L176 80V79H173L174 81L171 82ZM179 79H180V78H178L177 81H175V83H174L175 86H176V84H177V82H178ZM204 79L207 80V81H206L207 83L205 82ZM258 79H260V82L258 81ZM28 80H29V79H28ZM28 80H26V81H28ZM32 80H35V79H30L29 83L32 82ZM40 80H42V78H41ZM46 80H47V79H46ZM46 80H43V81H46ZM56 80H57V76H56L55 81H56ZM60 80H61V79H59V81H60ZM62 80H63V79H62ZM62 80H61V83H62V85H64ZM66 80H67V79H66ZM95 80H96V81H95ZM129 80H130V81H129ZM132 80H131V78H129V79H127L126 81L131 82V86H132V85H133L132 82H134V85H135V81H132ZM134 80H136V82H137L136 84H139V85L141 84L140 82L138 83V81H137L136 78H134ZM140 80H141V79H140ZM140 80H139V81H140ZM144 80H145V78H144ZM144 80L142 79L141 82L144 81ZM150 80H149V81H150ZM167 80L170 81L171 83H170V82L168 83ZM180 80H181V79H180ZM183 80H184V78L182 79V81H183ZM186 80H184L183 83L186 82ZM191 80H192V79H191ZM213 80H212V81H213ZM233 80H234V81H233ZM26 81H25V82H26ZM38 81H39V80H38ZM50 81L52 82V80H50ZM67 81H68V80H67ZM67 81H66V82H67ZM126 81H125V82H126ZM145 81L147 82V79H146ZM151 81H150V82H151ZM157 81H158V80H157ZM189 81H190V80H189ZM192 81H193V80H192ZM194 81H193V82H194ZM25 82H24V83H25ZM46 82H48V80H47ZM56 82H57V81H56ZM66 82L64 81L65 84H66ZM73 82H74V81H73ZM78 82L76 83L75 86H74L75 83L73 84V86H74L73 90H74V89L77 90V88H78L79 90H81V88H79V87H82V86L79 84V85H78L79 87H78V86H77ZM94 82H96V83H94ZM111 82H112V81H111ZM121 82H122V83H121ZM129 82H128V83H129ZM146 82H144V83H146ZM150 82H147V84L150 85ZM187 82H188V81H187ZM187 82H186V83H187ZM190 82H191V81H190ZM193 82H192V83H193ZM209 82H210V83H209ZM213 82L216 83V81H213ZM250 82H249V83H250ZM38 83H39V82H38ZM42 83H43V82H42ZM58 83H59V82H58ZM142 83H143V82H142ZM152 83H153V82H152ZM173 83H172V85H173ZM180 83H181V81H180ZM180 83L178 82V84H180ZM204 83H206L207 85H204ZM26 84H27V82H26ZM26 84H25V85H26ZM32 84H33V82H32ZM36 84H37V83L35 82V85H36ZM48 84H49V83H48ZM55 84H56V83H55ZM59 84H60V83H59ZM67 84H68V83H67ZM153 84H154L155 87L157 88V85H160L161 83L159 82V84H157V83L155 82V83H153ZM178 84H177V87H178ZM196 84L194 85V83H193V84H192L193 86L191 85V86H192L191 88H195V90H197L198 88L196 87ZM208 84H209L210 86L207 88ZM27 85H28V84H27ZM27 85H26V86H27ZM44 85H45V84H44ZM44 85H43V86H44ZM68 85H69V84H68ZM123 85H124V84H123ZM143 85H144V84H143ZM154 85L151 84V85H150L151 88L149 87V88H150L151 90H153V91H154V89H153L152 86H154ZM188 85H190V84L188 83ZM212 85H213V84H212ZM240 85H241V84H240ZM23 86H24V84H23ZM26 86H24V87L26 88ZM29 86H31V85L29 84L28 87H29ZM43 86H42V87H43ZM45 86H46V85H45ZM48 86H49V85H48ZM64 86H65V85H64ZM66 86H67V85H66ZM66 86H65V87H66ZM70 86H69V87H70ZM76 86H77V88H75ZM85 86H86V85H85ZM85 86H84V88H83L84 90H82V91L87 92V91H85ZM117 86H118V85H117ZM119 86H118V87H119ZM125 86H126V85H125ZM125 86H124V87H125ZM131 86H130V87H131ZM144 86H147V85H144ZM160 86H162V85H160ZM160 86H158V87H160ZM179 86H180V85H179ZM184 86H187V85H184ZM35 87H36V86H35ZM35 87H34V88H35ZM52 87H53V86H52ZM59 87H60V86H59ZM62 87H63V86H62ZM108 87H107V88H108ZM111 87H112V88H111ZM113 87H114L115 89H113ZM127 87H128V86H127ZM141 87H143V86H141ZM169 87L171 88L172 86H168L167 89H168ZM180 87H181V86H180ZM188 87H189V86H188ZM221 87H222V86H221ZM20 88L22 89V87H19V89H20ZM25 88H24V90H26ZM37 88H38V87H37ZM43 88H45V87H43ZM54 88H55V87H54ZM57 88H58V86H57ZM70 88H71V87H70ZM86 88H89V87H86ZM128 88H129V87H128ZM132 88H133V86H132ZM143 88H144V87H143ZM145 88H146V87H145ZM149 88H148V90H149V93H150L151 90H150ZM164 88H165V87H164ZM170 88H169V89H170ZM172 88H175V87L173 86ZM183 88H184V87H183ZM183 88H181V89H182V90H185L187 87L184 88V89H183ZM196 88H197V89H196ZM21 89H20V90H21ZM46 89H47V88H46ZM61 89H62V88H61ZM146 89H147V88H146ZM146 89H145V90H146ZM167 89H165V90H167ZM169 89H168V91L171 92V90H169ZM176 89H177V88H176ZM176 89H174V90H176ZM188 89L190 90V88H188ZM188 89H186V91H187ZM211 89H210V90H211ZM27 90H28V89H27ZM29 90H30V89H29ZM39 90H40V89H39ZM39 90H38V92H39ZM41 90H42V89H41ZM50 90H51V88H50ZM54 90H55V89H54ZM54 90H53V92H54ZM58 90H59V89H58ZM79 90H77V93H78ZM115 90H116V92H115ZM117 90H118V91H117ZM122 90H123V91H122ZM138 90H139V89H138ZM172 90H173V89H172ZM177 90H178V89H177ZM177 90H176V91H177ZM189 90H188V91H189ZM193 90H194V89H193ZM195 90H194V91H195ZM214 90H215V91H214ZM219 90H221V89H219ZM245 90H246V92H248V95H247V93L245 92ZM16 91H17V90H16ZM22 91H23V90H22ZM22 91H21V93H22ZM32 91H33V93L36 92V91L34 92V90H32ZM62 91H63V90H62ZM64 91H65V90H64ZM70 91H71V90H70ZM70 91H69V92H70ZM74 91H75V90H74ZM74 91H71V92H74ZM100 91H101V92H100ZM158 91L160 92L159 88H158ZM176 91H175V92H176ZM180 91H181V90H180ZM186 91H185V92H186ZM241 91H240V92H241ZM38 92H37V93H38ZM41 92H42V91H41ZM41 92H40V95H41ZM45 92H46V90H45ZM47 92H48L49 95H50V92H49V91H47ZM53 92H51V93H53ZM55 92H57V91H55ZM55 92H54V94H52V95H55ZM60 92H61V90H59V93H60ZM69 92H68V93H69ZM71 92H70V93H71ZM75 92H76V91H75ZM143 92H144V91H143ZM145 92H146V91H145ZM156 92H157V91H156ZM159 92H157V93H159ZM164 92H166V91H164ZM173 92H174V91H173ZM173 92H171V93L167 92V94H168V93H169V94H172ZM181 92H182V91H181ZM185 92H184V93H185ZM249 92H250V93H249ZM19 93H20V92H19ZM48 93H47V94H48ZM59 93H58V94H59ZM65 93H66V92H65ZM77 93H76V95H77ZM79 93H81V92H79ZM97 93H98V94H97ZM116 93H117V94H116ZM118 93H119V94H118ZM179 93H180V92H179ZM182 93H183V92H182ZM190 93H191V91H190ZM194 93L196 94V91H195ZM13 94H14V93H13ZM15 94H17V93H15ZM71 94H73V93H71ZM96 94H97V95H96ZM133 94H132V96H133V98H134V95H133ZM147 94H148V92H147ZM150 94H152V92H151ZM150 94H149V95H150ZM153 94H155V93H153ZM153 94H152V95H153ZM187 94L189 95V92H187ZM187 94H186V96H187ZM192 94H193V93H192ZM192 94H191V96H192L193 98H196V97H194ZM223 94H224V95H223ZM20 95H22V94H20ZM29 95H30V94H29ZM29 95H27V96H29ZM37 95H38V94H37ZM44 95H45V94H44ZM44 95H43V96H44ZM56 95H57V94H56ZM60 95H61L62 97H63V96H64V97L66 96V95H64L63 93H62V94L60 93ZM68 95H69V94H68ZM136 95H135V96H136ZM144 95H145V93L143 94V96H144ZM172 95H174V93H173ZM11 96H12V95H11ZM13 96L15 97V95H13ZM16 96H18V95H16ZM27 96H26V97H27ZM34 96L37 97L36 95H34ZM34 96H33V97H34ZM61 96H60V97H61ZM73 96H75V95L73 94ZM106 96H105V94H103L102 97L106 98ZM132 96H131V98H132ZM146 96H147V95H146ZM157 96H159V95L157 94L156 97H157ZM160 96H161V95H160ZM160 96H159V97H160ZM166 96H167V95H166ZM169 96H170V95L167 96V97H168V100H166V101H170ZM175 96H176V94L174 95V97H175ZM177 96H178V97H177L178 99H179V97H180V99H184L183 97H181V96H182L181 93H180V96H179V94H178ZM189 96H190V95H189ZM191 96L189 97L190 102H192V101L194 100V99H193V100L191 99ZM217 96H218V97H217ZM21 97L23 98V96H21ZM30 97H31V99H32V96H29V98H30ZM47 97H48V96H47ZM51 97H52V96H51ZM60 97H59V98H60ZM64 97H63V98H64ZM66 97H68V96H66ZM70 97H71V95H69V98H70ZM88 97H89V98H88ZM99 97H98V98H99ZM147 97H148V96H147ZM151 97H153V96H151ZM151 97H150V98H151ZM156 97H155V98H156ZM174 97H173V98H174ZM184 97H185V96H184ZM220 97H221V96H220ZM37 98H39V97H37ZM37 98H34V99H35L34 101L38 100ZM55 98H56V96H55ZM55 98H54V99H55ZM59 98H58V99H59ZM63 98H62V100H63ZM72 98H73V97H72ZM75 98L78 99V95L75 96V97L73 98V100L69 99V100H70L69 102L71 103V105H72L73 107H74V105H75V100H76ZM121 98H123L124 100L121 99ZM131 98L129 97V100H130ZM133 98H132V99H133ZM161 98H163V97H161ZM164 98H165V94H164ZM164 98L162 99L163 101H165ZM171 98H172V97H171ZM173 98H172V99H173ZM177 98L175 97V100H176ZM19 99H21V98H19ZM19 99H17V100H19ZM23 99H24V98H23ZM23 99L21 100V102L23 101ZM40 99H41V98H39V100H40ZM44 99H45V98H44ZM50 99H51V98H50ZM52 99H53V97H52ZM52 99H51V100H52ZM79 99H80V98H79ZM79 99H78V100H79ZM81 99H82V98H81ZM84 99H85V98H84ZM151 99H152V98H151ZM151 99H150V101H152ZM159 99H160V98H159ZM172 99H171L170 102L174 104V101H175V100L173 99V100H174V101H173ZM178 99H177V102H178ZM180 99H179V100H180ZM187 99H188V98H187ZM216 99H217V101H216ZM26 100H27V99H26ZM42 100H43V98H42ZM42 100H40V101H42ZM59 100H61V98H60ZM86 100H85V101H86ZM103 100H104V101H103ZM122 100L124 101V103H123ZM133 100H134V99H133ZM146 100H147V99L145 98V101H146ZM185 100H186V99H185ZM191 100H192V101H191ZM195 100H196L197 102L200 101L199 98H198V99L196 98ZM195 100H194V101H195ZM214 100H215V101H214ZM24 101H25V99H24ZM32 101H33V99H32ZM32 101H31V102H32ZM54 101H55V100H54ZM56 101H57V100H56ZM71 101H73L74 103H72ZM127 101H128V100H126V105H127V107H125V108H128V104H130V103H127ZM139 101H140V102H139ZM157 101H159V100H157ZM163 101H161V103H162ZM181 101H182V100H181ZM186 101H188V100H186ZM196 101H195L194 103H197ZM209 101H208V102H207V101L205 102V106H206L207 103L210 104ZM218 101H220V103H218ZM25 102H26V101H25ZM27 102H28V101H27ZM27 102H26V103H27ZM36 102H37V101H36ZM50 102H52V101H50ZM57 102H58V101H57ZM57 102H56V103H57ZM65 102H66V101H65ZM67 102H68V101H67ZM77 102L79 103V101H77ZM148 102H149V101H147V103H148ZM153 102H154V105H155L156 100H155L154 98H153ZM177 102H175V105L177 104V108H179V109H181V108L185 109L186 105L183 104L184 107H183V106L180 107L182 104L179 103L180 101L178 102L180 105H179ZM182 102H183V101H182ZM182 102H181V103H182ZM22 103H23V102H22ZM26 103H25V104H26ZM29 103H30V102H29ZM33 103H34L33 105L36 104L35 102H33ZM40 103H41V102H40ZM40 103H39L38 105H40ZM46 103H47V102H46ZM58 103H59V102H58ZM70 103H69V105H70ZM78 103H77V104H78ZM83 103H84V102H83ZM87 103H86V104H87ZM90 103H89V104H90ZM96 103H98V104H96ZM111 103H112V104H111ZM139 103H140V104H139ZM147 103H146V104H147ZM157 103H159V102H157ZM164 103H165V102H163V104H164ZM166 103H167V102H166ZM183 103H184V102H183ZM185 103H186V102H185ZM194 103H193V104H194ZM201 103H199V104H201ZM31 104H32V103H31ZM48 104H49V103H48ZM51 104H52V103H51ZM61 104H62V103H61ZM64 104H65V103H64ZM66 104H67V106H68V103H66ZM66 104H65V106H66ZM77 104H76V107H77ZM152 104H153V103H152ZM152 104H151V106H152ZM163 104H162L161 107L164 106ZM187 104H190V103L188 102ZM191 104H192V103H191ZM191 104H190V105H191ZM197 104H198V103H197ZM199 104H198V105H199ZM203 104H204V103H203ZM224 104H223V105H224ZM36 105H37V104H36ZM36 105H35V107H36ZM53 105L55 106V104H53ZM82 105H83V104H82ZM82 105H81V106H82ZM84 105H85V104H84ZM84 105H83V106H84ZM138 105H137V106H138ZM157 105L159 106L160 103L157 104ZM157 105H155L156 108H157ZM178 105H179V106H178ZM212 105H213V104H211V106H212ZM23 106H24V103H23ZM26 106H27V105H26ZM30 106L32 107V105H30ZM44 106H45V105H43V108H44ZM56 106H57V105H56ZM61 106H62V105H61ZM67 106H66V108H67ZM83 106H82V107H83ZM104 106H103V108H104ZM117 106H118V107H117ZM148 106H150V103H149ZM187 106H188V105H187ZM191 106H192V105H191ZM33 107H34V106H33ZM45 107H46V106H45ZM47 107H49V106L47 105ZM50 107H53V106H50ZM59 107H60V106H59ZM79 107H80V106H79V104H78V108H79ZM84 107H85V106H84ZM95 107H94V108H95ZM139 107H140V106H138V108H139ZM164 107H165V106H164ZM192 107H193V106H192ZM192 107H191V108H192ZM195 107H196L197 109L199 108V106L197 107V105H196ZM221 107H222V108H225V111L223 110L224 112L220 109ZM25 108H26V107H25ZM39 108H40V107H39ZM55 108H57V107H55ZM63 108H65V107L63 106ZM63 108H62V109H63ZM89 108H88V109H89ZM97 108H98V107H97ZM150 108H151V107H150ZM188 108H189V107H188ZM191 108H190L189 110H192L194 107H193L192 109H191ZM200 108L202 109V106H201ZM209 108H210V107L208 106V109H209ZM27 109L30 110V108H27ZM31 109H32V108H31ZM51 109H52V108H51ZM53 109H54V108H53ZM53 109H52V110H53ZM69 109H70V108H69ZM69 109H68V110H69ZM83 109H85V108H83ZM83 109H81V112L79 111V112L82 113V114H83V112L85 111V110H83ZM98 109H99V108H98ZM98 109H97V110H98ZM129 109H130V108H129ZM131 109H130V110H131ZM151 109H152V108H151ZM153 109H154V107H153ZM164 109H166V108H164ZM164 109H162V110H164ZM179 109H178V110H179ZM183 109H182V110H183ZM23 110H24V107H23ZM25 110H26V109H25ZM36 110H38V109L36 108ZM59 110H60V109H59ZM65 110H66V109H65ZM68 110H67V111H68ZM70 110L72 111V113L70 112V115H71V117L73 118L72 115H73L74 113H73L72 108H71ZM70 110H69V111H70ZM75 110L78 111L79 109H78V110L75 109ZM82 110H83V111H82ZM95 110H96V108H95ZM141 110H142V111H141ZM156 110H157V109H156ZM178 110H177V111H178ZM193 110H194V109H193ZM211 110H210V111H211ZM26 111H28V110H26ZM30 111H31V110H30ZM43 111H44V110H43ZM46 111H47V110H46ZM61 111H63V110H61ZM67 111H66V112H67ZM184 111H185V110H184ZM184 111H183V112H184ZM186 111H187V110H186ZM195 111H196V110H195ZM195 111H193V112H195ZM198 111H199V112H197V113L201 114L200 109H199ZM202 111H203V109H202ZM39 112H40V111H39ZM50 112H51V111H50ZM50 112H49V113H50ZM52 112H53V111H52ZM58 112H59V111H58ZM64 112H65V111H64ZM66 112H65V113H66ZM74 112H75V111H74ZM85 112H86V111H85ZM126 112H125V114H127ZM140 112H141V114H140ZM143 112H145V113H143ZM156 112H157V111H156ZM156 112H154L155 114L153 113V114L155 115V117H157V116H156V114H157ZM179 112H180V111H179ZM181 112H182V111H181ZM189 112H190V111H189ZM189 112H188V113H189ZM220 112H221V113H220ZM26 113H29V112H26ZM42 113H43V112H42ZM46 113H47V112H46ZM46 113H45V114H46ZM55 113H57V112H55ZM62 113H63V112H62ZM65 113H63V114L66 115ZM80 113H79V115H80ZM119 113H121V114L118 116ZM130 113H129V115H130ZM142 113L144 114V115H143V118H140L138 115H141V116H142ZM146 113H148V114H146ZM176 113H177V112H176ZM184 113H185V112H184ZM186 113H187V112H186ZM188 113H187V114H188ZM190 113H192V112H190ZM197 113H196V114H197ZM211 113H212V114H211ZM222 113H223V114H222ZM51 114H52V113H51ZM67 114H68V113H67ZM85 114H86V113H85ZM179 114H180V113H179ZM193 114H195V113H193ZM193 114H192V115H193ZM60 115H61V112L59 113V116H60ZM75 115H76V116H75ZM77 115H78V114H77V112H76V113L74 114V116H75L74 118H76ZM79 115H78V116H79ZM83 115H84V114H83ZM88 115H87V116H88ZM129 115L127 114L126 117H125V118H128V120H130ZM183 115L185 116V114H183ZM189 115H190V114H189ZM220 115H221V116H220ZM61 116H62V115H61ZM66 116H67V115H66ZM66 116H65V118H69V115H68V117H66ZM85 116H86V115H85ZM87 116H86V118H87ZM89 116H88V118H89ZM96 116H95V117H96ZM124 116H125V115H123L122 118H124ZM127 116H128V117H127ZM184 116H183V119H184ZM193 116H195V115H193ZM219 116H220V117H219ZM62 117L64 118V116H62ZM71 117H70V118H71ZM80 117H82V116L80 115ZM93 117H94V116H93ZM97 117H96V118H97ZM150 117H151V118H150ZM153 117H154V116H153ZM196 117H197V116H196ZM223 117H224V118H223ZM65 118H64V119H65ZM83 118H84V117H83ZM92 119H94V118H92ZM92 119H91V118L88 119V120H90V122L86 121V122L90 123V124L87 123V125H90V126H94V127H95L96 125H93V124H95L94 122L96 121V119H95V121L92 120ZM137 119H138V120H137ZM183 119H182V121H178V122H183V121L185 120V119H184V120H183ZM200 119H201V118H200ZM84 120H85V119H84ZM98 120H99V119H98ZM118 120H119V119H118ZM140 120H142V123H141V124L139 123ZM155 120H156V119H155ZM180 120H181V119H180ZM91 121H94L93 124L91 123ZM100 121H98V122L100 123L99 126H98V124H97V122H96L99 131H101V130L104 129V128L101 129V128H102L101 126H104V125H101V122H100ZM145 121H146V120H145ZM186 121H184V122L186 123ZM140 122H141V121H140ZM178 122H176V123H178ZM184 122H183V124H185ZM110 123H109V125H110ZM117 123H118V124H117ZM91 124H92V125H91ZM115 124H116V125H115ZM124 124H122V125L124 126ZM128 124H129V126H128V129H127V125H128ZM159 124H158V125H159ZM179 124H181V123H179ZM107 125H108V124H107ZM186 125H188V123H186ZM225 125H228V126H229V127L226 126L227 128H231V131L228 130L229 132H232V136H231V137L229 136L228 133H227L228 135H226V132H227V131H226V127H225ZM105 126H104V127H105ZM179 126H180V125H179ZM99 127H100V128H99ZM138 127H137V128H138ZM163 127H166L165 130L168 129V130L171 131V132H168V133H172L173 131L176 132V134H174V132H173V135H172V136L170 135V137H172V138L174 137V138H173V139H172V138H169V139H170V140L172 139V141H175V140L177 139V140H176V141H178L177 143L174 142V143H175V144H174L173 142H171V143H172V144H171L170 141L168 142L169 139H168V136H167L166 134H164V133H166L165 131H162V130H161V131H162L161 133L158 132V134L160 133L161 135H163V137H162L161 135H158L159 138L156 136L157 131H159L160 128L162 129ZM187 127H188V126H187ZM192 127L196 128V130H194V128H193V130H192ZM91 128H92V127H91ZM169 128H170V129H169ZM111 129H110V130H111ZM133 129L131 130L132 132H133ZM144 129H143V130H144ZM157 129H158V130H157ZM178 129H179V128H178ZM91 130H92V129H91ZM95 130H97L96 127H95ZM95 130L93 129L92 131L95 132ZM98 130H97L96 132H99ZM146 130H147V129H146ZM148 130H149V128H148ZM148 130H147V131H148ZM211 130H212V132H211ZM213 130H214V131L216 130V131H217V134H214V133H216V131L214 132ZM92 131H91V132H92ZM144 131H145V130H144ZM147 131H145V132H147ZM149 131H150V130H149ZM191 131H194V133H195V131H197V132L200 134V135L197 134V135H198L197 137L200 138V139L194 137V136H196V135H195L193 132H192V133H193V136H189V135L192 134ZM94 132H93L92 134H94ZM102 132H104V133L106 134V135H105V134L103 133V135H105L106 138H107V136H109V135L107 134V132H105V131H102ZM120 132H122V130H121ZM135 132H133V134L137 137V135L135 134ZM154 132H156L155 135H153ZM183 132H184V134H185V137H186V136H189V138L186 139V142H185V140H184L185 137H183V135H184ZM188 132H190L191 134H189ZM197 132H196V133H197ZM213 132H214V133H213ZM100 133H101V132H100ZM162 133H163V134H162ZM168 133H167V134H168ZM187 133H188V135H186ZM92 134H91V138H95L96 135H97V133H95V137H94V135L92 136ZM98 134H99V133H98ZM101 134H102V133H101ZM149 134H147V136H148ZM103 135H98V136L100 137V139H101V137H102V139H103V138H104ZM134 135L130 134L131 137L133 136V137L136 139V137H135ZM152 135H153V136H152ZM168 135H169V134H168ZM175 135H176V139H175ZM179 135H180V131H179ZM201 135H202V136H201ZM230 135H231V134H230ZM98 136H97V137H98ZM149 136H150V135H149ZM155 136H156V137H155ZM164 136L167 137V140H166V138H164ZM177 136H178V138H177ZM199 136H201V137H199ZM109 137H110V136H109ZM109 137H108V138H109ZM115 137H116V138H115ZM133 137H132V138H133ZM153 137H154V138H153ZM160 137H161V139H160ZM91 138H90V139H91ZM106 138H105V139H106ZM111 138H112V136H111ZM111 138H110V139H111ZM201 138H204V140H205V139H207V140L204 141V140L202 139L203 141H201ZM239 138H241V139H239ZM110 139H107L108 141L105 140V142H107L106 144H109V142H110L109 140H110ZM179 139H180L181 142L179 141ZM190 139H191V142L189 141ZM93 140H94V139H93ZM95 140H98L97 142H99V138H97V139H95ZM95 140H94V141H95ZM165 140L167 141V143H166ZM100 141H101V140H100ZM102 141H103V140H102ZM111 141H113V138L111 139ZM163 141H165V142H163ZM135 142H134V143L132 142V143L135 144ZM184 142H185V143H184ZM187 142H189V145L191 144L190 147H189V145H186ZM94 143H96V141H95ZM100 143H104V141H103V142H100ZM120 143H121V144H120ZM169 143H170V145H167V144H169ZM179 143H180V144H179ZM181 143H183V144H181ZM245 143H248V144H251V145H252V146L250 145V147H252V148H251V151H250L251 153H249V151L246 149V147H245L246 144H245ZM104 144H105V143H104ZM104 144H100V145H104ZM152 144H153V145H152ZM157 144H159V143H157ZM187 144H188V143H187ZM208 144H210V145H208ZM248 144H247L246 146H249ZM60 145H61V144H60ZM219 145H220V147H218ZM55 146H57V145H55ZM58 146H59V145H58ZM58 146H57V148H58ZM92 146H93V145H92ZM104 146H105V145H104ZM188 148H192V150H191V149H188ZM217 148L223 150V154H222V151H220V150L217 149ZM157 149H158V150H157ZM200 149H202V152H204V153H205V151H206L205 154H207V156L210 157V158H206L207 156H205L204 153H202V154H204V155H201L200 152H199L200 154L198 153V155H196V154H197L196 152H198ZM248 149L250 150L249 147H248ZM55 150H56V149H55ZM55 150H54V151H55ZM57 150H58V149H57ZM60 150H61V149H59V151H60ZM93 150H94V149H93ZM108 150H110L112 153H111L110 151H108ZM112 150H113V151H112ZM156 150L159 151L160 154H158L159 152H157ZM218 150H219V151H218ZM52 151H53V150H52ZM59 151H58V152H59ZM246 151H247V152H246ZM90 152H91V151H90ZM92 152H93V151H92ZM92 152L90 153V156H89L90 159L88 158L90 161H91V157H93V156H91V155L93 154ZM96 152H97V151H96ZM107 152H109L112 156H111L110 154L108 155ZM114 152H115L116 154H114ZM194 152H195L196 154H195ZM219 152H221V153H219ZM40 153H41V152H40ZM40 153H39V155H40ZM46 153H47V152H46ZM48 153H49V152H48ZM51 153H52V152H51ZM51 153H50V154H51ZM126 153H129V154H130V157H128V154H126ZM225 153H226V156L224 155ZM240 153H241V155H243V154H244V155L241 156ZM28 154H29V153H28ZM41 154H42V153H41ZM50 154H49L48 156H51ZM164 154H165V155H168V156H166V158H165V155H164ZM43 155H44V154H42V156H43ZM53 155H55V152H53ZM57 155L59 156L58 153H57ZM93 155H95V156H94L95 159H96V157H98V156L100 157V155H97L96 153L93 154ZM96 155H97V156H96ZM126 155H127V156H126ZM161 155H163L164 157L161 156ZM199 155H200L201 157H200ZM221 155H222V156H221ZM252 155H253V156L256 155V157L254 156L255 160H253V158L251 159ZM31 156H32V155H31ZM46 156H47V155H46ZM109 156H110L111 159L108 158ZM173 156L175 157L176 160L173 158ZM202 156H205V158L202 157ZM227 156H228V157H227ZM257 156L259 157L258 160H257ZM27 157H28V155H27ZM40 157H41V156H40ZM55 157H56V159L58 158L57 156H55ZM94 157H93V158H94ZM101 157H104V156H101ZM43 158H44V157H43ZM43 158H42V159H43ZM203 158H204V159H203ZM45 159H46V158H45ZM56 159H55V160H56ZM166 159L171 160L172 162H173V159H174L175 164H176V161H177V163H178V160H179V162L182 163V165L186 164V165L183 166L184 169H181V170H183V171L185 170L187 164H188V165H191L192 168L194 167L195 169H197L198 172H200L202 176L199 175L198 172H196V173H198V175H199L200 177H202V180L205 182L204 189H207V191L211 192V193H210L211 195H212V193H213V195L211 196L212 199H213V198H214V199L217 198V199H216L215 201H213L212 199H211V201L209 200L208 202H207V200L205 201V200H204L205 198H206V199H210V198H207V197L210 196V195H207V196L205 195L206 197H204V198L201 196V195H202V191L204 190V189H200V188H203V187H202L203 185H201V187H199L200 184H202V183H199V182H200L199 179H201V178L198 179V176H197V179H198L197 182H196L195 178H193L195 181H194V180L191 181L190 179H192V178H191L192 176H191V177H190V176L188 177V173H184V172L182 173V171L178 169V168H180V167L182 168L181 165H179L180 167H177V165H178L179 163L176 164L175 166H176V168H177L176 171L179 170L180 174H178V173H179L178 171H177V173H176V171H175L174 169H172V168L168 169V165H167V164H169V163H168V161H167ZM177 159H178V160H177ZM205 159H207V161L204 162ZM208 159L210 160V164H211V165H208V164H209V162H208L209 160H208ZM25 160H26V158H25ZM27 160H28V159H27ZM27 160H26V161H27ZM113 160H111V161L113 162ZM164 160L167 162V163L165 164V165H167V168H166L165 165H164V162H165ZM48 161L50 162V157H49ZM53 161H54V160H53ZM53 161H51V163H52ZM92 161H95V160L92 159ZM92 161H91V163H92ZM115 161H114V162H115ZM152 161H155V163H157L156 166H155V163H154V162L152 163ZM171 161H170V162H171ZM30 162H31V160H30ZM40 162H41V161H40ZM40 162H39V163H40ZM86 162L88 163V160H87ZM116 162H115V163H116ZM172 162H171V164H173ZM28 163H29V162H28ZM43 163H44V162H42V164H43ZM51 163H50V164H51ZM91 163H90V164H91ZM95 163L97 164V160H96ZM95 163H92V164H93L95 167L97 166L96 169H99V170L102 169L101 172H103L104 170H106L105 167H104L103 165H102V166H103L104 168H101V167H98L99 164H98V165H95ZM115 163H114V164H115ZM183 163H184V164H183ZM206 163H207V164H206ZM30 164H31V163H30ZM88 164H89V163H88ZM92 164L90 165V167L93 168ZM117 164H118V163H117ZM117 164H116L115 166H117ZM34 165H35V164H34ZM39 165H41V163H40ZM48 165H49V164H48ZM100 165H101V164H100ZM45 166H46V163H45ZM158 166H159V167H160V166H161V167L164 166V167H165V170H168V171L166 172L165 170H163V169H164V167H163L162 170H163L164 172H166V173H163V172H160V173H161V174H165V175L162 176V177H164V178H165V176H166V177H171V178L173 179V181H170L171 178H170V179L168 178V179H169L168 181H170L171 186L174 187V188H177L178 186H180V185H179V183H180L179 180H181V178H182V179H183V178H186V179H184V180H186V181L188 180V182H191L190 184H187V185H190V187H189V188H185V190H184L185 192L188 191V193L186 192L187 195L185 196V198L189 196L188 198H189V200H190L191 202H192V201H193V202H196V201H198V200H195V198H197V196L200 195V197L203 198V201H205V203H202V201H199V202H200L199 204H200V205H201V204H204V205H206L207 208H204V210H203L202 207H204V206H202V207H200L199 205L196 206V205H197V202H196L195 207H193L194 204H192V206H191V205L189 206V205H188L189 203H188V204H181V202L178 203V201H176V200H177L176 197L178 196V195L176 196V193H178L180 190H181V192H182L183 186L185 185V183H188V182L185 181V183H184V181L181 180V181H183L182 184H183V183H184V184L182 185V184L180 183L181 186L178 187V189H179V188H182V189H180V190H176V192H175V191L173 192L174 188H172V187L169 185V183H168V184H163L164 182H161L160 178H158V180H157V179H154V178H157V177H158V176L155 177L154 172H156L157 170H158V172H159V171L161 170V167H160V170H159V168H157ZM209 166H212L213 169L216 168V169L220 172V174H217V175H216V176L218 177V178H217V181H218L219 183H216V182H217V181H215L216 176H214V175L217 173V170L214 169L216 172H213V174L211 173L212 176L215 177V178H214V177L211 176V174H209V171L211 170V169L209 170ZM38 167H40V166H38ZM43 167H44V166H43ZM43 167H42V168H43ZM90 167H88V166L86 165V169H89L88 172H89L90 170H92V169H90ZM95 167H94V169H95ZM187 167H188V166H187ZM212 167H211V168H212ZM28 168H29V167H28ZM31 168H32V167H31ZM47 168H48V167H47ZM109 168H110V169H109ZM111 168H113V169H111ZM192 168H191V169H192ZM262 168H263V169H262ZM94 169H93L92 172L95 173L96 170L94 171ZM103 169H104V170H103ZM156 169H157V170H156ZM191 169L188 168V170H190V171H188V172H191ZM213 169H212V170H213ZM47 170H48V169H47ZM47 170H46V171H47ZM112 170H113V171H112ZM129 170H131V173H132V174L129 172ZM143 170L146 171V172H144ZM162 170H161V171H162ZM169 170H170V171H169ZM214 170H213V171H214ZM36 171H37V170H36ZM44 171H45V170L43 169V171H41V172H44ZM86 171H87V170H86ZM86 171H85V172H86ZM153 171H154V172H153ZM172 171H175V173H173ZM193 171H194V169H193ZM193 171H192L191 173H193V174L195 175V172H193ZM195 171H196V170H195ZM261 171H262L263 173H262ZM34 172H35V171H34ZM88 172H87V173H88ZM90 172H91V171H90ZM104 172H105V171H104ZM104 172H103V173H104ZM152 172H153V173H152ZM186 172H187V171H186ZM242 172H243V173H242ZM39 173H40V172H39ZM44 173H45V172H44ZM94 173H92V174H94ZM106 173H104V174H106ZM114 173H115V176H114ZM160 173H159V174H160ZM191 173H189V175H190ZM261 173H262L263 175H262ZM31 174H32V171H31ZM34 174H37V172L34 173ZM34 174H33V175H34ZM84 174H85V173H83V175H84ZM128 174H130V175H128ZM152 174L154 175V177H153ZM157 174H158V173H157ZM166 174H167V175H166ZM168 174H169V176H168ZM181 174H182V176H181ZM183 174H184V175L186 174L187 176H186V175L183 176ZM102 175H103V174H102ZM106 175H107V174H106ZM196 175H197V174H196ZM218 175H219V176H218ZM240 175H241L242 177H241ZM246 175H245V176H246ZM36 176H37V175H36ZM86 176H88V175H86ZM86 176H85V179H86ZM91 176H92V175H91ZM93 176H95V174H94ZM29 177H31V176H29ZM101 177H102V176H101ZM106 177H107V176H106ZM195 177H196V176H195ZM250 177H251V178H250ZM35 178H37V177H35V175H34V179H35ZM108 178H106V179H108ZM164 178H163V179L161 178L162 181H165V180L167 181V178H166L165 180H164ZM240 178L242 179L241 183H242L243 185H241V183H240V180H241ZM245 178H247V177H245ZM254 178H255V179H254ZM258 178H259V179H258ZM263 178H264V176H263ZM87 179H86V180H87ZM106 179H105V181H106ZM228 179H229L230 181H229ZM90 180H91V181H90ZM159 180H160V181H159ZM253 180H252V182H253ZM36 181H37V179H36ZM203 181H202V182H203ZM248 181H246V182H248ZM32 182H33V181H32ZM32 182H31V183H32ZM107 182H106V183H107ZM118 182H119V184H118ZM172 182L174 183V185H176V184H177V185H176V186H173V183H172ZM178 182H179V183H178ZM192 182H194V184H192ZM195 182H196V184H195ZM204 182H203V184H204ZM37 183H38V181H37ZM87 183H88V181H87ZM128 183H126V184H128ZM165 183H167V182H165ZM197 183H198V184H197ZM255 183H256V182H255ZM262 183H261V185H260V186H261V189H263L262 186L264 185V183H263V185H262ZM34 184H36V183L34 182ZM34 184H33V185H34ZM88 184H89V183H88ZM126 184H123V183H122V187H123V185H126ZM250 184H251V183H250ZM36 185H37V184H36ZM85 185H86V183H85ZM89 185H91V183H90ZM89 185H88V186L86 185V186L89 187ZM166 185H167V186H170L169 188H172V192H169V193L166 194V192L171 191V190H168V188H167ZM187 185L184 186V187H187ZM191 185H192V186H193V185H194V186L196 185V186H198L199 188L195 186V187L197 188V189L195 190V187H191ZM252 185H255L254 182L252 183ZM86 186H84L85 191L88 190V189L86 190V188H87ZM104 186H106L105 183H104V185H103L102 187H104ZM144 186H145V187H144ZM243 186H244V187H243ZM255 186H256V185H255ZM260 186H259V187H260ZM35 187H36V186H35ZM82 187H83V186H82ZM106 187L108 188V186H106ZM122 187H121V188H122ZM142 187L145 188V191H143L144 189L142 190L143 192L140 191V190L142 189ZM263 187H264V186H263ZM96 188L93 189V187H92V188L89 187V189H90L89 191H90V192H91L92 190H95L94 193H90V194H94V195L96 194V195H98V193H97L98 190H96ZM99 188H101L102 190L100 191ZM104 188H105V187H104ZM155 188L160 189V192H159L160 194H158V191H159V190H157V192H153V191L156 190ZM166 188H167L168 191L166 190ZM190 188H192L193 191L195 190L194 193L197 192V191L200 192V190H202V191H201V194H200V193H197V196H195L193 193L191 194L190 192H192V190H190ZM193 188H194V189H193ZM37 189H38V188H37ZM84 189H83V190H84ZM105 189H106V188H105ZM137 189H138V190H137ZM186 189H188V190H186ZM199 189H200V190H199ZM261 189H259V190H261ZM83 190H82V191H83ZM116 190H118L119 192H116ZM122 190H123V191H122ZM161 190H162V191H164V190L166 191V192L164 191V193H165L167 196L165 195L164 197H171V195H172V197H173V195L175 194L176 197L174 196L175 199H173V201L170 200V199H172V198H169V199H168L169 202H170V201L173 202V203H171V205L168 206L167 203H165V202H163V200H161L160 197H161L162 195H164L163 192H161ZM213 190H215V191L218 193L217 195H218L219 197H218V196L215 197V195H214V192H215V191H213ZM263 190H264V189H263ZM263 190H262V193L264 192ZM47 191H48V190H47ZM49 191H50V190H49ZM82 191H81V192H82ZM85 191H83V192H85ZM89 191H87V193H89ZM120 191H121L122 193H120ZM177 191H178V192H177ZM189 191H190V192H189ZM204 191H206V190H204ZM246 191H247L248 193H247ZM51 192H52V191H51ZM51 192H50V194H51ZM115 192L118 193V195H117L118 197H117V196H114V194H116ZM123 192H126L128 195H127L126 193H123ZM181 192H180L179 194H181ZM113 193H114V194H113ZM155 193H157V195H158V196L160 195V196L157 197V196L155 195ZM171 193H174V194H171ZM189 193H190L191 195H188ZM203 193H204V192H203ZM258 193L260 194L261 191H260V192L258 191ZM46 194H47V193H46ZM82 194H83V193H82ZM85 194H86V192H85ZM119 194H120V196H119ZM170 194H171V195H170ZM183 194H185V193H183ZM183 194H181V195H183ZM198 194H199V195H198ZM205 194H207V192H206ZM208 194H209V193H208ZM215 194H216V193H215ZM219 194H220V195H219ZM53 195H54V194H53ZM75 195H76V194H75ZM75 195H74V196H75ZM77 195H78V194H77ZM83 195H84V194H83ZM83 195H82V196H83ZM96 195L93 196L92 198L96 199V198H95ZM169 195H170V196H169ZM224 195H226V196L228 195L229 198H227L226 196L224 197ZM44 196H45V194H44ZM50 196H51V195H50ZM50 196H49V197H50ZM88 196H90V195L87 194V195L85 196V199H88V198H89ZM221 196H223L224 198H221ZM237 196H239L238 199L241 198L240 196H243V198L245 197L246 200H248V202H249V200H252L253 203H252L251 201H250V202L253 204V206H254V203L257 205V206H254V207L251 206L254 210L257 208V209L255 210V212H253L254 210H252V208H251L249 205L247 206L245 203L243 204V203L241 202V199L239 200V201H240V202H239V201L236 199ZM256 196H257V195H256ZM258 196H259V195H258ZM45 197H46V196H45ZM77 197H78V196H77ZM86 197H88V198H86ZM90 197H91V196H90ZM104 197H105V195H104ZM106 197H105V198H106ZM111 197H112V198H111ZM116 197H117V198H116ZM162 197H163V196H162ZM179 197H180V195H179ZM179 197H178V198H179ZM200 197H198V199H202V198H200ZM230 197H231L232 200L230 199ZM259 197H260V196H259ZM46 198H47V197H46ZM51 198H52V197H51ZM83 198H84V196H83ZM159 198H160V200H159ZM182 198H183V197H182ZM182 198H181V199H182ZM185 198L182 199V200H185ZM220 198H221V200H219ZM245 198H244V200H245ZM49 199H50V198H49ZM77 199H78V200H77ZM77 199H76V201H79V200L81 201L82 197H81V198H77ZM85 199H84V200L82 199V200L86 202L87 200H85ZM117 199H118V200H117ZM137 199H138V200H137ZM139 199H140V200H139ZM142 199H143V200H142ZM222 199H223L224 201H225L226 199H230V200H229V202H230V203H229L230 206H229L228 203H225V202L228 201V200H226L225 202H224V201L222 202ZM46 200H47V199H46ZM50 200H51V199H50ZM52 200H54V198H53ZM88 200H89V199H88ZM111 200H112V201H111ZM121 200H122V202H121ZM178 200L180 201V199H178ZM182 200H181V201H182ZM91 201H94V200L90 198V201H89V202H91ZM96 201H94V202H96ZM113 201H115L114 204H115L116 206H115L114 204L112 205ZM119 201H120L121 203H120ZM136 201L138 202V206H137V202H136ZM141 201H144V203H142V205H144V204L146 203V204L148 205L147 207H149V205H150V207L153 208V210H152V209H149V208L147 209L146 204L144 205L146 208H145L144 206H141V203H139V202H141ZM145 201H146V202H145ZM161 201H162V202H161ZM186 201L188 202V199H187ZM46 202H47V201H46ZM46 202H45V203H46ZM52 202H53V201H52ZM54 202L56 203V201H54ZM89 202H88V203H89ZM111 202H112V203H111ZM116 202H119V203H116ZM135 202H136V204H135ZM159 202H160V204H162V205H159V206H162V208H163V206H165V205L167 204V205L165 206L166 208L164 207L165 209L163 208L162 210L160 209V207L157 208V207H156V204H157V206H158ZM183 202H184V201H183ZM193 202H192V203H193ZM243 202H246V203H247V201H243ZM38 203H41V202H37V205H38ZM43 203H44V202H43ZM55 203H54V206L57 204V203H56V204H55ZM224 203L227 204V205H224ZM251 203H249V204H251ZM48 204H49V203H48ZM91 204H92V202H91ZM91 204H89V205H91ZM93 204H92V205H93ZM139 204H140V205H139ZM247 204H248V203H247ZM35 205H36V204H35ZM35 205H34V206H35ZM39 205H40V204H39ZM39 205H38V207L36 206V207H37V210L33 207V209L36 210V215H40V214L37 213L38 208H39ZM41 205H42V204H41ZM41 205H40V207H42ZM45 205L47 206V204H45ZM51 205H53V204H51ZM51 205H48V206L53 207V206H51ZM135 205H136V206H135ZM48 206H47L46 208H47V209L49 208V210H51V208L48 207ZM56 206L58 207V205H56ZM113 206H114V207H113ZM59 207H60V206H59ZM59 207H58V208H59ZM87 207H88V206H87ZM91 207H92V206H91ZM106 207H108L109 209H107ZM136 207H137V208H138V207H139V208H140V207H141V208L144 207L145 209H144V208H143V209H141V208H140V209H137ZM155 207H156V208H155ZM255 207H256V208H255ZM44 208H45V206H44ZM67 208L70 209L69 207H67ZM132 208H134V209L132 210ZM135 208H136L137 210H136ZM216 208L221 210V214H222L223 212H224L223 214H226L225 216H223V218H225L226 216H228V213H233V214H231V215H232L231 217H233V215H235V214H236L235 216L238 215V217H236V218H237V219L239 218V219H240V223H241V224H239V225H240L239 230L242 232V234H243V232H244L245 235L249 233L248 235H246V236H248L247 238H245L246 236L243 234V235L245 236V237H244V236H243V237L245 238L246 242L244 241V243H243V242L241 243V241H240L239 239L236 238V237L238 236V234H236V233H238L239 231H238V232L236 231V233H234V234H233L232 232H229L228 234L230 235V237L232 236L231 238H230L229 236H227L228 238L225 236L226 234L223 233V230H224V229H227V230H225V231H228V230H229V231H233V228H235V226H234L235 224L233 225V224H232L233 222L231 223V221H230V223L234 226V227L232 228V230H231V228H229V227H230L229 225H231V224H230V223H227V222H229V221H226V220H225L229 227H228V226H225V225H227V224L225 223V221L223 222V221H221V220L219 219L221 214H220L219 210L217 211ZM40 209H43V208H40ZM40 209H39V211H40ZM53 209H54V208H53ZM55 209H56V208H55ZM62 209H63V208H62ZM62 209H61V210H62ZM65 209H66V208H65ZM68 209H67V210H68ZM98 209H99V210H98ZM101 209H102V210H101ZM155 209H156V210H157V209H158V210L160 209V210H159V212H158V210H157V212H155V211H156ZM206 209H210V210L214 209V210H212V211H215V212H217V213L220 214V215L218 214V215H219V216H218L219 218L216 217L217 214H213L212 211H210V210H206ZM215 209H216V210H215ZM67 210H66V212H67ZM72 210H71V211H72ZM90 210H93V211H90ZM125 210H126V211H125ZM130 210H131V211H130ZM154 210H155V211H154ZM163 210H164V211H163ZM205 210H206V211H205ZM243 210H245V212H244L245 214H246V211H248V214L245 215V216L248 217V218H245V217L241 216L242 214L240 215V212H242ZM53 211H54V210H52V212H53ZM55 211H56V210H55ZM58 211H60V209H58ZM58 211H56V212H58ZM63 211H64V209H63ZM71 211H70V213H72ZM86 211H87V208H86ZM100 211L96 213V214H97L96 216L93 215V217H94V216L97 217L99 213L102 214ZM161 211H163V212H161ZM209 211H210V212H209ZM239 211H240V212H239ZM251 211H252V213H253L254 216L256 215V216H255L256 219H257L256 221L254 220L255 217L252 215ZM256 211H257V212H256ZM33 212H34V210H33ZM41 212H42V211H41ZM46 212H47V211H46ZM49 212H50V211H48V213H49ZM61 212H62V211H61ZM68 212H69V211H68ZM68 212H67V213L64 212V213H65L64 215L67 214V216H68V214H69ZM75 212H73V213H75ZM42 213H44V212H42ZM48 213H47V214L45 213V214L48 215ZM50 213H51V212H50ZM59 213H60V212H59ZM59 213H58V218L61 216V215L59 216ZM86 213H87V212H86ZM86 213H85V214H86ZM95 213H94V214H95ZM125 213H124V214H125ZM158 213H160V214L162 213V215H159ZM234 213H235V214H234ZM242 213H243V212H242ZM250 213H251V214H250ZM255 213H256V214H255ZM61 214H62V213H61ZM87 214H88V213H87ZM87 214H86V215H87ZM103 214H102V215H103ZM120 214H121V213H119L118 215H120ZM124 214H123V215H124ZM212 214H213V215H212ZM41 215H42V214H41ZM54 215L56 216L55 218H57V215H56V214H54ZM70 215H71V214H70ZM70 215H69V216H70ZM75 215H76V214H75ZM79 215H76V217H77V216L79 217ZM86 215H85V216H86ZM110 215H111V216H110ZM121 215H122V214H121ZM214 215H216V216H214ZM247 215H248V216H247ZM33 216H34V214H33ZM43 216H44V215H42L41 217H43ZM49 216H50V214H49ZM67 216H64V217L66 218ZM69 216H68V218H69ZM72 216H73V214H72ZM72 216H70L71 219H72L73 217H75V216H73V217H72ZM89 216H91L90 213H89ZM104 216H105V215H104ZM250 216L252 217V219L250 218ZM36 217H37V216H35V218H36ZM39 217H40V216H39ZM46 217H47V216H46ZM52 217H53V216L51 215L50 219H51ZM64 217H63V218H64ZM87 217H88V216H87ZM87 217H84V218H87ZM91 217H92V216H91ZM100 217H101V216H100ZM100 217H97V218H100ZM102 217H101V218H102ZM228 217H230V214H229ZM228 217L225 218V219H227V220L231 219V217H230V218H228ZM33 218H34V217H33ZM58 218H57V219H58ZM65 218H64V220H65ZM68 218H67V220H68ZM97 218H94V219L98 220ZM101 218H100V219H101ZM120 218H121L122 220H120ZM221 218H222V215H221ZM234 218H235V217H233V219H234ZM40 219H41V218H40ZM45 219H47V218L44 217V221H45ZM50 219H47V220H50ZM53 219H54V218H53ZM75 219H76V218H75ZM75 219L73 218V220H75ZM87 219H88V218H87ZM117 219H118V221H117ZM37 220H38V219H36V221L34 220V224H35V222H39V221H40V220H38V221H37ZM55 220H56V219H55ZM60 220H61V219H60ZM60 220H59V221H60ZM64 220H62V221H64ZM85 220H86V219H85ZM89 220H90V219H89ZM154 220H158L161 224L159 225V224H158V221H157V223H156ZM223 220H224V219H223ZM51 221H53V220H51ZM51 221H50V222H51ZM62 221H60V222H62ZM69 221H72V220H70V218H69ZM90 221H91V220H90ZM98 221H100V220H98ZM153 221L155 222V224H154ZM233 221H234V220H233ZM235 221H236V220H235ZM40 222H41V221H40ZM42 222H43V221H42ZM47 222H49V221H47ZM50 222L48 223L49 225H50ZM56 222H57V221H56ZM56 222H55V223H54V221L51 222V225H50V226H52V223H54V225H56V226H58V227H59V225L61 226V224H60L59 222H57V224L59 223V225H57ZM74 222H75V221H74ZM122 222H123V224H125L124 227H122V226H123V225H122ZM208 222H210L209 225H210V224H213V225H211V227H213V228H211V227L209 226L211 229L208 227L209 229L206 228V230H208V231H206V230L204 231V230H203V229L205 228L204 226L207 225ZM98 223H99V222H98ZM100 223H101V222H100ZM102 223H101V225H99L100 227H102V225H103ZM120 223H121V224H120ZM203 223H206V224L203 225ZM224 223H225V224H224ZM234 223H235V222H234ZM39 224L42 225L41 223H39ZM39 224H38V227L40 226ZM46 224H47V223H46ZM75 224H76V222H75ZM77 224H78V223H77ZM77 224H76V226H77ZM156 224H158V225L156 226ZM214 224H215V226H217L216 229H214V228H215V227H214ZM236 224H237V223H236ZM243 224H244V225H243ZM36 225H37V224H35V226H36ZM120 225H122V226H121L120 229H119L118 226H120ZM232 225H231V227H232ZM237 225H238V224H237ZM237 225H236V226H237ZM242 225H243L244 227H246L247 229H245ZM33 226H34V225H33ZM33 226H32V227H33ZM35 226H34V227H35ZM72 226H75V225H72ZM78 226H79V225H78ZM82 226L80 225L79 227H82ZM158 226H159V227H158ZM224 226H225V227H228V228H225ZM38 227H37V229H38ZM40 227H41V226H40ZM48 227H49V226H48ZM54 227H55V226H54ZM54 227H51V228H54ZM58 227H56V228H58ZM63 227H64V226L62 225V230H63ZM97 227H98L99 229H97ZM117 227H118V228H117ZM202 227H203V229H202ZM220 227H224V229L222 230V228H220ZM237 227H238V226H237ZM241 227H242V228H241ZM64 228H66V227H64ZM67 228H68V227H67ZM92 228H93V227H92ZM160 228H161V229H160ZM218 228H219V229H218ZM240 228H241L242 230H241ZM250 228H249V230H251ZM33 229H34V228H32V231H33ZM35 229H36V228H35ZM37 229H36V231H37ZM68 229H69V228H68ZM70 229H72V228H70ZM73 229H75V228H73ZM159 229H160V230H159ZM220 229H221V230H220ZM243 229H244V230H243ZM39 230H40V229H39ZM39 230L36 232V234H38V232L41 231V230H40V231H39ZM42 230H43V229H42ZM54 230H55V229H54ZM60 230H61V227H60ZM62 230L60 231V234H63V236H61V235L59 234L60 237H64V235H66V234H70V233H71V230H69L70 233H65V229H64V233H61ZM76 230H77V228H76ZM83 230H84V231H83ZM91 230H92V229H91ZM105 230H107V229H105ZM110 230H109V231H110ZM236 230H238V228H236ZM43 231H44V230H43ZM48 231H49V228H48L47 231H45V233L48 232ZM51 231H53V230L51 229ZM57 231H58V230L55 231V234H56ZM66 231H67V229H66ZM69 231H68V232H69ZM98 231H96V232H98ZM100 231H99V232H100ZM107 231H108V230H107ZM225 231H224V232H225ZM234 231H235V230H234ZM234 231H233V232H234ZM256 231H257V229H256ZM256 231H255V232H256ZM49 232H50V231H49ZM49 232H48V233H49ZM220 232H222V233H220ZM245 232H247V233H245ZM255 232H254V233H255ZM257 232L260 233V234H262V233L259 232V231H257ZM263 232H264V231H263ZM28 233H29V232H28ZM28 233H25V234H28ZM30 233H31V232H30ZM30 233H29V237L27 236V238H25V239L28 240V238H30V239L33 240L34 237L31 238V237H30ZM52 233H54V232H52ZM57 233H59V232H57ZM102 233H97L95 236H97V235H99V234H102ZM122 233H125V232L123 231ZM251 233H252V234H251ZM42 234H43V233H42ZM42 234L40 233V234L37 235V236L40 237ZM49 234H50V233H49ZM55 234H54V235H55ZM71 234H72V233H71ZM71 234L68 235V236H69V237H71V236H74V237H75V234H74V235H71ZM222 234H224V235H223L224 238H222V237H223ZM235 234H236L237 236H236ZM239 234H240L239 236H241V233H240V232H239ZM255 234H257V233H255ZM255 234H254V235H255ZM32 235L34 236V233H33ZM44 235H46V234H43V236H44ZM47 235H48V234H47ZM59 235H58V237H59ZM103 235H104V234H103ZM137 235H138L139 237H138ZM262 235H263V234H262ZM262 235H261V236H262ZM23 236H24V235H23ZM25 236H26V235H25ZM25 236H24V237H25ZM37 236L35 235V237H37ZM50 236H51V234L48 235V236H45V237H49V238H50ZM52 236H53V235H52ZM55 236H57V235H55ZM66 236H67V235H66ZM68 236H67V237H68ZM95 236H94V237H95ZM234 236H235V238H233ZM239 236H238V237H239ZM45 237H43V239H44ZM69 237H68V238H69ZM76 237H77V236H76ZM101 237H102V235H100V237L97 236V238H100V239L103 240V238H101ZM243 237H240V239H241V240L244 239ZM251 237L253 238V236H251ZM251 237H249V238H251ZM22 238H23V237H22ZM51 238H52V237H51ZM53 238H54V240H55V237H53ZM65 238H66V237H65ZM65 238H63V239H65ZM68 238H67V239H68ZM71 238H72V237H71ZM71 238H70V239H71ZM80 238H81V237H79V241H80ZM83 238H84V237L82 236L81 239H83ZM139 238H140V239H139ZM225 238L228 239V242H227V240H226ZM229 238L232 239V240L235 239V240H233L234 242H233L232 240H229ZM254 238H257V237H254ZM259 238H260V239H259ZM261 238H262V239H261ZM35 239H36V238H35ZM35 239H34L33 241H32V240H31V241L34 243V242L36 241ZM47 239H48V238H47ZM47 239H46V240H47ZM56 239H57V237H56ZM58 239H59V238H58ZM58 239H57V241H58ZM60 239H61V238H60ZM63 239H61V240H63ZM77 239H78V238H77ZM77 239H76V242H77ZM90 239H91V240H90ZM22 240H23V239H22ZM39 240H40V239H39ZM41 240H42V237H41ZM41 240H40V242H41ZM49 240H50V239H49ZM51 240H53V239H51ZM73 240H74V239H73ZM84 240L87 242V239H84ZM96 240H98V239H96ZM119 240H118V241H119ZM25 241H26V240H25ZM25 241H22V242L20 241V242L23 243V242H25ZM43 241H44V240H42V243H39V241H38V244H42V246H43V245L47 242V241H45V243H44ZM57 241L55 240V242H57ZM208 241H209V242H208ZM242 241H243V240H242ZM26 242H29V241H26ZM55 242H54V243H55ZM63 242H64V240H63ZM63 242L61 241L60 244L63 243ZM71 242H72V239L70 240V244H71ZM74 242H75V240H74V241L72 242V244H71V253H70V255L72 254V256H73V254H74V253H72V245L74 244ZM76 242H75V243H76ZM86 242H83V243H84V246H86V244H88V245H89V244H93V243H91V242H90V243H86ZM207 242H208V243H207ZM211 242H212L214 245H213ZM30 243H31V242H30ZM43 243H44V244H43ZM81 243H82V242H81ZM85 243H86V244H85ZM108 243H107V244L105 243V244L108 245ZM110 243H113V244L110 245ZM210 243H211L213 246H212ZM19 244H20V243H19ZM24 244H25V243H24ZM36 244H37V242H35V245H36ZM47 244H51V241H50V243L48 242ZM55 244H58V242L55 243ZM55 244H54V246H55ZM60 244H59V248H60ZM77 244H79V242H77ZM99 244H100V246H99ZM105 244H104V245H105ZM207 244H208L209 246H208ZM243 244H245V245H243ZM20 245L22 246V248L20 247ZM20 245H18V246L21 248V250H23V245H22V244H20ZM26 245H27V244H26ZM29 245H30V244H29ZM45 245H46V244H45ZM62 245H64V244H61V246H62ZM210 245H211V246H210ZM31 246H33V245H31ZM36 246H37V245H36ZM47 246H48V245H47ZM47 246L44 247L43 251L47 248ZM54 246H53V243H52V248H53ZM80 246H81V244H80ZM90 246H91V245H90ZM90 246L87 248V251H89V248L91 249L92 246H91V247H90ZM111 246H112V247H111ZM40 247H41V246H40ZM73 247L76 248V251L79 252V250H78V248H77V247H79V246L76 247V245H73ZM81 247H82V246H81ZM81 247H80V250H81ZM86 247H87V246H86ZM86 247H85V248H86ZM109 247H108V248H109ZM34 248H35V246H34ZM38 248H39V246H38ZM49 248H50V250H54V248L51 249V246H50V245H49ZM62 248H63V246L61 247V250H62ZM82 248H83V247H82ZM257 248H258V250L256 251L255 249H257ZM31 249H32V248H31ZM40 249H41V248H40ZM40 249H38V251H39ZM47 249H48V248H47ZM55 249L59 250V249H58V245H57V247L55 246ZM63 249H64V248H63ZM21 250H20V251H21ZM33 250H34V249H33ZM50 250H47V252H45V253H46V254H45V255H46V256H45V258H46L45 261H46V260L48 259V257H49V256H47V254H48V251L50 252ZM57 250H56V251H57ZM74 250H75V249H73V251H74ZM83 250H84V249H83ZM83 250H82V251H83ZM97 250H98V251H97ZM104 250H105L106 252H105ZM110 250H109V251H110ZM40 251H41V250H40ZM40 251H39V252H40ZM45 251H46V250H45ZM56 251L54 250V252H56ZM62 251H63V250H62ZM64 251H65V250H64ZM87 251H86V252H87ZM254 251H256V252H254ZM22 252H24V251H22ZM22 252H21V253H22ZM32 252H33V251H31V253H32ZM34 252H35V251H34ZM34 252H33V254H35ZM57 252H59V251H57ZM57 252H56V253H57ZM86 252H85V253H86ZM99 252H98V253H99ZM121 252H123V253H121ZM262 252H263V253H262ZM36 253H38V252L36 251ZM41 253H42V252H41ZM50 253L53 255V252H52V251H51ZM50 253H49V254H50ZM56 253H55V254H56ZM81 253H84V251H83V252H80V254H81ZM87 253H88V252H87ZM90 253H91V250H90ZM92 253H91V254H92ZM98 253H97L96 256H99V258H100V254H98ZM104 253H103V254H104ZM255 253H256V254H255ZM258 253H260V251H259ZM22 254H23V253H22ZM22 254H21V256H22ZM26 254H27V253H26ZM39 254H40V253H39ZM43 254H44V252H43ZM43 254H41L40 256H43ZM49 254H48V255H49ZM61 254H62V256H63V254H65V253H61ZM80 254H79V255H80ZM93 254H94V253H93ZM250 254H252V255L255 254V255H253L254 257L252 256V257H253V258H252V257H250ZM261 254H262V258H263L264 251H261ZM261 254H259V255L261 256ZM23 255L25 256V253H24ZM28 255H29V253H28ZM52 255L50 256L49 260H52V258H51ZM66 255H67V251H66ZM66 255H65V256H66ZM74 255H75V257H78V256H76V254H74ZM81 255H82V254H81ZM85 255H86V254H85ZM87 255H88V254H87ZM115 255L118 256L119 258H120V257H121V258L119 259V258L116 257ZM126 255H128V256H130V257L132 256V258H129L128 256H127L126 258H124ZM26 256H27V255H26ZM56 256H57V254H56ZM56 256H55V257H56ZM58 256H59V258L61 257V255H58ZM58 256L56 257V258H57V259H56L57 261L55 260V258H54V256H53V258H54V260H55V261H54L55 263H56V262L59 263V261H58ZM65 256H64L65 259H64V261H63L62 264H65L64 262H65V260L68 258V257H65ZM68 256H69V255H68ZM72 256H69V258H71ZM82 256H83V255H82ZM228 256H229V257L232 256V257L228 259ZM257 256H258V255H257ZM260 256H259V257H260ZM75 257H74V256L72 257V260H73V261H75V260H74ZM79 257H80V256H79ZM79 257H78V259H79ZM88 257H89V256H88ZM90 257H91V256H90ZM92 257H93V256H92ZM259 257H258V258H259ZM22 258H23V257H22ZM22 258H20V259H22ZM82 258H83V257H82ZM85 258H86V257H85ZM85 258H84V259H85ZM94 258H95V257H94ZM116 258L119 259V260H116ZM127 258H128V259H127ZM18 259H19V257H18ZM27 259H29V258H26L25 260H27ZM38 259H39V258H38ZM43 259H44V258H43ZM61 259L63 260V257H62ZM61 259H60V260H61ZM78 259H76V261H77ZM80 259H81V257H80ZM80 259H79V261L82 260V259H81V260H80ZM84 259H83V260H84ZM90 259H92V258H90ZM90 259H89V260H88V259H85V262L88 260L87 263H85V264H88V263L91 261ZM95 259H96V258H95ZM95 259H93V260H95ZM251 259H252V260H251ZM23 260H24V259H23ZM40 260H41V259H40ZM62 260H61V261H62ZM68 260H70V259H67V261H68ZM72 260H70L69 262H72ZM98 260H101V258L98 259ZM121 260H120V261H121ZM257 260H259V259H257ZM261 260H262L263 262H262ZM45 261H43L42 263H44ZM76 261H75V262H76ZM95 261H96V260H95ZM120 261H119V262H120ZM23 262H24V264H25V261H23ZM26 262H28V263H26V264H30L29 260L26 261ZM31 262H32V260H31ZM36 262H37V261H36ZM46 262H47V261H46ZM48 262H49V263H51V262L54 263L53 261H48ZM48 262H47V263H48ZM81 262L83 263V261H81ZM91 262H92V261H91ZM91 262H90V263H91ZM111 262H110V263H111ZM256 262H258V263H256ZM20 263H21V262H20ZM55 263H54V264H55ZM57 263H56V264H57ZM79 263H80V262H77L76 264H79ZM90 263H89V264H90ZM97 263H98V261H97ZM97 263H96V264H97ZM100 263H101V262H100ZM103 263H102V264H103ZM123 263H122V264H123ZM129 263H128V264H129ZM137 263H136V264H137ZM31 264H32V263H31ZM34 264H40V263H39V262H38V263H35V262H34ZM70 264H71V263H70ZM91 264H93V263H91ZM108 264H109V262H108ZM111 264H112V263H111ZM120 264H121V262H120Z\"/></svg>",
  "mask_w": 264,
  "mask_h": 264
}]
</instances>
